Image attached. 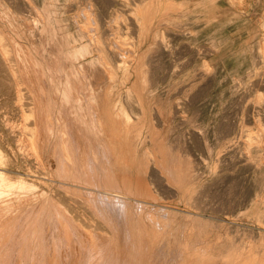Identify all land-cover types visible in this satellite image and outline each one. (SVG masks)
<instances>
[{
	"label": "rangeland",
	"instance_id": "374dc122",
	"mask_svg": "<svg viewBox=\"0 0 264 264\" xmlns=\"http://www.w3.org/2000/svg\"><path fill=\"white\" fill-rule=\"evenodd\" d=\"M21 1V2H20ZM30 1V0H29ZM28 1V2H29ZM34 1V2H33ZM75 3V5H74V3ZM77 1H78V3H77ZM82 1V2H81ZM93 1V2H92ZM111 1H112V3H111ZM115 1V2H114ZM31 0L30 1V4L32 5V7H33V10H36V11H38V12H36V13H34L33 14V11L32 10H28L27 11V9L26 8H24V0H0V6H2V7H0V12H2L1 13V15H0V35H4L3 36V38H4V42H6V44H7V47L10 49V54H9V56H10V58H11V60H12V65H13V67H14V69H15V73H17L15 76H16V78H18L17 79V81H19V83L18 84H20L21 83V81L23 82V84L21 83L19 86V88H20V91H21V93L23 94V97L25 96V98H23V102H22V105H24V106H20L17 102H16V98L14 97V90L15 89H12L13 87V82L11 83V81H12V79H11V77H10V74L7 72V70H5V68H3L4 67V65L2 64V61H1V57H0V150L4 153V155L6 156L5 158H6V160L10 163V166H12V167H10V170L13 172V173H11L12 175H14L15 177H22L23 179H25V181H27V185H25V186H23V187H21V186H16V187H11V188H5V190H4V194L5 195H2L1 196V200L2 201H4V203H8V205H5V207H4V203L2 202H0V210L2 211V213H1V211H0V218H1V220H0V230L1 229H3V230H1L0 231V257H2V258H0V262H1V264H10V262H14V263H11V264H34L35 262V264H38L39 262H40V264L42 263V264H51V262H52V260H53V257H52V251H53V248L50 246V242H48V245H47V241H50V238H48L49 236V232H47L46 230H47V226H49V223H56L57 221V219L61 216V219H63V217H62V215L63 216H65L64 217V220H66V221H68L69 219V221H68V226H69V229H71L72 228V230H70L71 232H72V234H74V236H73V238H77L76 240L74 239V241H75V243L72 245V248L73 249H75V251L77 250V252L80 254V251H78V249L77 248H81L83 245H82V241L81 242H79L80 240H78L79 238L80 239H84L85 238V235H86V237H87V240H88V242L90 243V244H94V243H99V244H101V246H104V250H105V257H107V258H111V257H113L114 259H116V261H118L119 262V264H123V261H121L123 258H124V260L126 261V263H128V264H147L146 263V261L148 262L149 261V263L148 264H154L155 263V261L153 262V260H154V258H153V255H157L158 253L157 252H159L160 251V249H162L163 247L164 248H170L171 246V248H170V251L172 252V250L173 249H176L177 247H180L181 245H183V242H187L188 241V243H190L189 245H191L192 247V249L191 250H198V248H200L198 245H201L202 243L204 244H206V243H211V244H216L217 245V247H221V246H227V245H230L231 243H233V244H240V245H245V246H248V245H256V247H261V246H263V248H264V244H263V242H262V240L264 239L262 236H264V134H262L261 133V129L262 130H264V128H262V127H264V114H262V115H258V111H256L257 110V108L255 107V109H254V107H253V105H252V103L255 101V100H257L258 99V96L259 95H262L263 97H264V94H262V93H264V65H263V63L261 62V60L259 59V56H260V58H261V52H260V50H261V47H262V45H264V0H186V2H185V0H147L148 1V4H146L147 3V1L146 0ZM127 1H129V2H127ZM130 1H131V3H130ZM135 1V2H134ZM137 1H138V3H137ZM141 1H143L144 2V4H143V2H141ZM241 1V2H240ZM4 2V3H3ZM73 3V5L71 4V3ZM79 2H80V4H79ZM88 3V6H87V3ZM91 2V3H90ZM150 2V3H149ZM153 2V3H152ZM175 2V3H174ZM181 4H180V3ZM3 3V4H2ZM14 3V4H13ZM23 3V4H22ZM36 3V4H35ZM83 3V4H82ZM94 3V4H93ZM98 3V4H97ZM111 3V4H110ZM135 3V4H134ZM137 3V4H136ZM152 3V4H151ZM185 3H187V4H185ZM201 3V4H200ZM245 3V4H244ZM248 3V4H247ZM2 4V5H1ZM5 4V5H4ZM57 4V5H56ZM100 4V5H99ZM113 4V5H112ZM6 5L8 6V7H10V8H8V7H6ZM11 5V6H10ZM13 5V6H12ZM71 5V6H70ZM76 5H78V6H76ZM84 5V6H83ZM89 8V9H91V11L86 7V6ZM90 5H92V6H90ZM121 5V6H120ZM125 7H124V6ZM137 5H138V9L141 11V9H142V13H143V17L141 18V22H140V20L138 21V24H137V22H135V24L133 25V24H130V23H132L131 21H130V17H131V14L129 13V10H130V8H134L135 6V8H137ZM166 5V6H165ZM236 5V6H235ZM249 5V6H248ZM22 6V7H21ZM52 6V7H51ZM84 8H83V7ZM93 6H95V7H93ZM123 6V7H122ZM126 6H128V7H126ZM141 6V7H140ZM147 6H149V10H150V12H152L151 13V15L149 16V18L148 19H150V20H148L147 18H145L144 17V12L145 11H143V10H147ZM187 7L186 9L184 8V7ZM240 6V7H239ZM59 7V8H58ZM71 7V8H70ZM75 9H74V8ZM79 7H81V8H79ZM145 7V9H143ZM152 7V8H151ZM156 7V8H155ZM173 7V8H172ZM179 7V8H178ZM181 7H182V9H181ZM239 7V8H238ZM7 9V11H6V9ZM13 8V9H12ZM17 8H19V9H17ZM23 8V9H22ZM67 8V9H66ZM151 8V9H150ZM156 9V11L154 10V9ZM248 8V9H247ZM3 9V10H2ZM12 9V10H11ZM26 11H25V10ZM83 9V10H82ZM88 11H87V10ZM103 9V10H102ZM117 9V10H116ZM120 9V10H119ZM236 9V10H235ZM10 10L12 11L11 13H10ZM14 10V11H13ZM16 10H17V13H16ZM20 10L22 11V12H20ZM69 12H68V11ZM72 10V11H71ZM93 10V11H92ZM110 10V11H109ZM152 10V11H151ZM166 10V11H165ZM187 10V11H186ZM221 10V11H220ZM242 10V11H241ZM19 11V12H18ZM24 11L26 12V13H24ZM31 11H32V13H31ZM40 11H41V13H40ZM67 11V12H66ZM71 11V12H70ZM80 13H79V12ZM84 11H86V12H84ZM97 11V14H99L98 16H100L101 18L102 17H105V18H102V20L104 21V19H105V21L104 22H101L102 20H101V18H100V21L97 19L98 18V16H95L94 14H96V13H92V12H96ZM109 11V12H108ZM116 11V12H115ZM117 11H120L121 13H119L118 12V17H115V16H117ZM164 11H165V13H164ZM243 11L246 13H243ZM14 12V13H13ZM49 12H50V14H49ZM57 12V13H56ZM83 12V13H82ZM104 12V13H103ZM127 12V13H126ZM155 12V13H154ZM183 12V13H182ZM188 12V13H187ZM6 14V16H5V14ZM21 13V14H20ZM39 13V15H37ZM113 13H116V14H113ZM216 13V14H215ZM11 14L14 16H11ZM29 14V15H28ZM31 14V15H30ZM41 14V15H40ZM53 14H55V15H53ZM59 16H58V15ZM80 14H82L81 16H83V14H87V15H89V16H91L92 14V18H95V19H97L96 21L97 22H99V23H107V21L109 22V23H111V24H114V23H117V24H115V25H120V26H124L125 25V27H123V30H124V35H122L123 33H122V31L123 30H121V37L122 36H125L124 38L122 37V39H125L126 41H127V38H129L128 39V41L127 42H129V40H130V42H131V44H133L134 45V49H135V46L137 45V50H138V52L139 53H141V55H140V58H141V61H142V59H143V64H142V62H141V67H142V69L144 70V74H145V76H144V74H143V76H142V78H143V82L144 83H146V85L149 87V85H150V87L148 88L143 82H142V87L141 86H139V91L141 92L144 88L143 87H147V89H144L140 94L141 95H143L142 97H141V95L139 94V98H140V104L141 105H139L138 107L137 106H135V104H133V103H127L126 104V102L125 101H123L124 100V95L126 96V91L125 90H127L128 89V87L130 86L131 88H132V86L133 85H135V84H141L140 82V80H136L135 79V76H136V73H133V72H131L130 73V77H132L131 79L129 78V76L127 77V79H125L124 78V81H125V83H122L123 82V74H122V71H116L117 73H116V75H117V77H118V79L120 80V83L118 84V87H116L115 88V90L113 89V93H112V98H111V102L109 101V103L108 104H106L105 105V110H106V112H105V114H106V116L108 117V120H106V126L105 127H107V131L108 132H106L105 131V128L102 130V129H99L100 127H98V124H99V122H98V119L97 118H99L100 116L102 117L103 116V110H101V109H103V104H102V98L101 97H103L105 94V90L106 91H108L107 90V88L109 89V87H108V84H106L107 83V78H105V77H107L106 75L107 74H105L104 72V67L103 66H101L102 64H101V62H99V60L98 59H95V58H97V56L96 55H94V54H92L91 55V53L89 54H86L87 52H89V51H87V50H85V48L83 49V47H82V45H84V44H82V42L81 41H79L78 39H77V37H78V33H79V28L83 25L82 23H83V20H82V18L83 17H81L80 16ZM96 14V15H97ZM124 15L123 17L122 16H119V15ZM155 14V15H154ZM257 14V15H256ZM20 15V16H19ZM27 17V19H26V17ZM35 15H37V16H35ZM44 15V16H43ZM52 15V16H51ZM63 15V16H62ZM112 15L114 16V17H112ZM129 15H130V17H129ZM152 15H154L152 18H150ZM239 15H241V17H238ZM262 15H263V17H262ZM3 17V19H2V17ZM4 16H5V18H4ZM16 16V17H15ZM18 16H19V18H21V20L19 19L18 20ZM21 16H23V17H21ZM32 16H33V18H32ZM40 16H42L43 18L42 19H46L45 21L43 20V21H41V17ZM61 16H62V18H61ZM72 17V20H71V18H69V17ZM75 16H77V17H75ZM79 16H80V18H81V20L82 21H80V20H76V19H80L79 18ZM187 16V17H186ZM238 17V18H235V17ZM7 17H9V18H7ZM36 17V18H35ZM51 17V18H50ZM75 17V18H74ZM107 17V18H106ZM11 18V19H10ZM17 18V19H16ZM23 18V19H22ZM30 18V19H29ZM39 20H38V19ZM54 18V19H53ZM120 18V19H119ZM170 18V19H169ZM184 18V19H183ZM231 19V21H229L230 19ZM2 19V20H1ZM8 19V20H7ZM32 19V20H31ZM36 19V20H35ZM50 19H52V20H50ZM66 19V20H65ZM108 19V20H107ZM115 19V20H114ZM119 19V20H118ZM123 19V20H122ZM128 19V20H127ZM145 20V21H142V20ZM261 19H263V20H261ZM5 20V21H4ZM8 22H7V21ZM15 20V21H14ZM25 20H27V21H25ZM35 20V21H34ZM37 20L38 21H41V22H37ZM49 20H50V22H49ZM54 20V21H53ZM62 20H65V23H64V21H62ZM111 20H112V22H111ZM118 20V21H117ZM126 20V21H125ZM148 20V21H147ZM187 20V21H186ZM15 23H14V22ZM31 21V22H30ZM34 22V24L37 26V27H34L35 25L33 24V22ZM75 21H77L76 23H75ZM79 21V22H78ZM115 21V22H114ZM117 21V22H116ZM121 21V22H120ZM165 21V22H164ZM259 21V22H258ZM20 22V23H22V24H20L19 23V25H17L18 23ZM27 24H29V22H30V24L29 25H31V26H29V25H25V23ZM37 22V23H36ZM45 22V23H44ZM48 22V23H47ZM67 22H68V24H67ZM123 22H125V23H123ZM126 22H127V24H129V26L128 27H126L127 25H126ZM144 22L145 23H147V24H144ZM148 22H150V23H148ZM161 24H160V23ZM180 22V23H179ZM187 22H188V24H187ZM17 23V24H16ZM42 25H41V24ZM47 23V24H46ZM65 25H64V24ZM81 23V25H79ZM120 23V24H119ZM140 23V24H139ZM159 23V24H158ZM165 23L167 24V25H165ZM10 24V25H9ZM33 24V25H32ZM44 24V25H43ZM49 24V25H48ZM75 24H77V25H75ZM175 24V25H174ZM177 24V25H176ZM178 24L181 26H178ZM17 25V26H16ZM21 25V27L19 28V26ZM23 25H24V28L25 29H27V30H25V29H23ZM47 25V26H46ZM66 25H68V27H65ZM135 25H136V27H135ZM138 25H139V27H138ZM161 25V26H160ZM183 25H186V26H183ZM10 26V27H9ZM26 26H29V29H31V28H33V29H31L30 31H32V33L29 31V29H28V27H26ZM39 26V27H38ZM45 26H46V29H45ZM54 28H53V27ZM80 26V27H79ZM142 28H141V27ZM144 26V27H143ZM157 26H159V27H157ZM171 26V27H170ZM6 27V28H5ZM11 27H12V29H11ZM15 27V28H14ZM92 27H94L93 25H92ZM172 27H174V28H176V27H178V28H176V29H174V28H172ZM188 27V28H187ZM261 27V28H260ZM18 28V29H17ZM36 28H38V29H36ZM62 28V29H61ZM67 28V29H66ZM128 28V29H127ZM132 30H131V29ZM138 28H139V30H138ZM143 28H144V30H143ZM181 28V29H180ZM37 30V32L35 33L34 32V30ZM45 29V30H44ZM54 29H55V31L57 30V32H56V34L54 35V33H55V31H54ZM76 29H78V30H76ZM103 28H101L100 29V31H99V33H101L100 35H102L103 37H105V32L106 31H104L105 29H103ZM168 29V30H167ZM179 29V30H178ZM15 30V31H14ZM22 30V31H21ZM35 30V31H36ZM43 30V31H42ZM126 30V31H125ZM130 30V31H129ZM137 30V31H136ZM161 30H163V31H161ZM172 30V31H171ZM181 30V31H180ZM189 30H191V31H189ZM4 31V32H3ZM24 31V32H23ZM27 33H26V32ZM43 33H42V32ZM44 31H45V33H44ZM69 31V32H68ZM104 31V32H103ZM141 31V32H140ZM145 33H144V32ZM170 31H171V33H170ZM188 31V32H187ZM40 32V33H39ZM47 32V33H46ZM51 32V33H50ZM54 32V33H53ZM67 32V33H66ZM131 32V33H130ZM139 32V33H138ZM160 32H161V34H160ZM166 32V33H165ZM170 34H168V33ZM190 32H192V34L191 35H189L190 34ZM26 33V34H25ZM66 33V34H65ZM127 33V34H126ZM141 33H143V35H145V37L141 34ZM153 33V34H152ZM177 33V34H176ZM6 34V35H5ZM9 34H10V36H9ZM27 34H29V35H27ZM40 34V35H39ZM48 34H50V35H48ZM53 34V35H52ZM70 36H69V35ZM129 34V35H128ZM138 34V36H136ZM167 34V35H166ZM176 34V35H175ZM180 34V35H179ZM183 34V35H182ZM25 35V36H24ZM33 37H32V36ZM34 35H36V36H34ZM47 35V36H46ZM53 36V37H51V39H50V36ZM57 35V36H56ZM67 35V36H66ZM120 35V34H119ZM128 35V36H127ZM131 35V36H130ZM149 35V37H147ZM157 37H156V36ZM1 36V37H2ZM5 36H6V38L8 37V40L5 38ZM39 36V37H38ZM45 36V37H44ZM59 36H60V38H59ZM69 36V37H68ZM152 36V37H151ZM162 36V37H161ZM165 36V37H164ZM36 37V38H35ZM55 37H56V39L58 40V43H57V40H55V42H54V40H52V39H55ZM58 37V38H57ZM65 39H64V38ZM67 37V38H66ZM71 37H73V38H71ZM137 37H138V39H137ZM144 37V38H143ZM161 37V38H160ZM168 37H170V39H173L172 40V43H171V40L168 38ZM18 38H19V40H18ZM27 38V39H26ZM33 38V39H32ZM39 38V39H38ZM44 38V39H43ZM75 38H76V41H74L75 40ZM163 38V39H162ZM9 39H10V41H9ZM29 39H32L31 41L29 40ZM50 41V40H52L51 42V45H50V42H47L48 40ZM61 39V40H60ZM133 39V40H132ZM137 39V40H136ZM139 39H141L140 41H139ZM145 39V40H144ZM152 39H154V40H152ZM170 41H169V40ZM26 40H28V41H26ZM33 40H35L34 41V43H33ZM38 42H37V41ZM46 40V41H45ZM64 40H65V42H64ZM70 40V41H69ZM142 40L144 41V42H142ZM152 40V41H151ZM156 40V41H155ZM160 40H162V41H160ZM261 40H263L262 42H261ZM8 41V42H7ZM42 41V42H41ZM60 41V42H59ZM74 41V42H73ZM133 41H135V42H133ZM29 42V43H28ZM31 42H32V45H31ZM75 42H77L76 44H75ZM129 42V43H130ZM155 42V43H154ZM158 42V43H157ZM160 42V43H159ZM166 42V43H165ZM170 42V43H169ZM10 43V44H9ZM13 43V44H12ZM15 43V44H14ZM19 45H17V44ZM21 43V44H20ZM41 44V46H42V48H44V50L41 48V46L39 45V44ZM44 43H45V46H44ZM46 43H48V44H46ZM60 43V44H59ZM62 43V44H61ZM74 43V44H73ZM150 43V44H149ZM163 43V44H162ZM169 43V44H168ZM261 43V44H260ZM34 44H36V45H34ZM58 44H59V46L61 47H59L58 46ZM70 44V45H69ZM78 44V45H77ZM138 44H139V46H138ZM153 44H156V47L154 48L153 46H155V45H153ZM158 44H159V46H158ZM167 44V45H166ZM182 44V45H181ZM213 44V45H212ZM21 45V46H20ZM26 45H27V47H26ZM31 45V46H30ZM36 46V47H34V46ZM39 45V46H38ZM46 45H48V46H46ZM73 45V46H72ZM76 45V46H75ZM142 45V46H141ZM149 45H151L150 47H149ZM153 45V46H152ZM186 45V46H185ZM199 45H200V47H199ZM203 45V46H202ZM13 46V47H12ZM23 46V47H22ZM37 46H38V49H37ZM44 46V47H43ZM49 46H51V47H49ZM67 46V47H66ZM191 46V47H190ZM19 47H21V48H19ZM29 47V48H28ZM34 47V48H33ZM48 47V48H47ZM56 47V48H55ZM72 47H75L73 50V53L76 55L78 52L77 51H79V49H81V47H82V51H83V54H84V57H83V54H82V52L81 51H79L80 53L79 54H77V56L79 55H81L82 54V56H80L79 57V59H81V57H83L81 60H77L76 58H78L77 56H75V59H76V61H77V63L76 62H74L75 60H74V57H73V59H71L72 58V56H70V58H69V54H68V50H70V48H72ZM152 47V48H151ZM207 47V48H206ZM210 47V48H209ZM215 47V48H214ZM24 48V49H23ZM36 48V49H35ZM43 51H41L40 49ZM49 48H51V49H49ZM55 48V49H54ZM78 48V49H77ZM140 48V49H139ZM160 49V50H158V49ZM163 48V49H162ZM166 48V49H165ZM173 48V49H172ZM202 48V49H201ZM26 49V50H25ZM56 49H59V50H56ZM61 49V50H60ZM77 51H76V50ZM147 49V50H146ZM179 49V50H178ZM207 49H209V50H207ZM14 50V52H12ZM19 50V51H18ZM28 50V51H27ZM34 50V51H33ZM45 50H47V51H45ZM52 50V51H51ZM55 51V53H52V52H54ZM144 50H146L145 52H147V53H145L144 52ZM172 50V52H169V51H171ZM178 50V51H177ZM200 50V51H199ZM205 52H204V51ZM254 50V51H253ZM259 50V51H258ZM21 51V52H20ZM23 51H25L24 53H23ZM31 51V52H30ZM51 51V52H50ZM84 51L86 52V53H84ZM148 51H149V53H148ZM155 51H156V53L158 54H156L155 53ZM163 51V52H162ZM180 51V52H179ZM213 51V52H212ZM218 51V52H217ZM244 51V52H243ZM257 51V52H256ZM18 52V53H17ZM19 52H20V54H19ZM28 52V53H27ZM39 52V53H38ZM44 52H45V54H44ZM46 52H48V54L46 53ZM57 52V53H56ZM75 52H77V53H75ZM187 52V53H186ZM202 52L204 53V54H202ZM254 52H255V54H254ZM15 55V56H18V57H15L13 54ZM26 53V54H25ZM44 54V56L47 54L48 56H46L47 58H44V56H43V54ZM51 55H50V54ZM154 53V54H153ZM199 53V54H198ZM209 53H211L210 55H209ZM259 53V54H258ZM19 54V55H18ZM22 54V55H21ZM32 54V55H31ZM35 56H37L38 57V59H39V62H40V64L39 65H36V63H35V61H33L34 59V55ZM38 54V55H37ZM40 54V55H39ZM42 54V55H41ZM55 54H56V56H55ZM58 54V55H57ZM74 54H72V55H74ZM86 54V55H85ZM150 54V55H149ZM151 54H152V56H151ZM156 54V55H155ZM161 54H162V56H163V58H161ZM206 54V55H205ZM49 55L51 56L49 59H48V57H49ZM53 55V56H52ZM89 55V56H88ZM177 55V56H176ZM259 55V56H258ZM15 58H14V57ZM28 56V57H27ZM32 56V57H31ZM57 56H58V59H57ZM85 56H87V57H85ZM93 56V57H92ZM144 56V57H143ZM165 56H167V57H165ZM171 58H170V57ZM179 56V57H178ZM14 59H13V58ZM22 57V58H21ZM27 57V58H26ZM181 57V58H180ZM190 57V58H189ZM20 58V59H19ZM31 59V61L29 60V59ZM144 58H145V60H144ZM148 58H150V59H148ZM183 58V59H182ZM187 58H188V61H187ZM18 59H19V62H16V61H18ZM45 61H44V60ZM46 59H48V60H46ZM71 59V60H70ZM91 59V60H90ZM162 59V60H161ZM170 59V60H169ZM174 59V60H173ZM20 60H22L21 62H22V64H21V62H20ZM51 60H52V62H51ZM57 60V61H56ZM73 60V61H72ZM94 62H93V61ZM98 60V61H97ZM147 60H151V61H147ZM154 60V61H153ZM214 60V61H213ZM30 61V62H29ZM70 61H72V62H74V63H72V62H70ZM83 61V62H82ZM92 61V62H91ZM153 61V62H152ZM187 61V62H186ZM258 61H260V62H258ZM27 62H29V64L27 63ZM61 62V63H60ZM67 62V63H66ZM86 62H87V64H86ZM92 63V65H91V63ZM96 62L98 63V67H96L97 66V64H96ZM171 62H172V64H173V66H171L172 64H171ZM182 62H184L183 64H182ZM190 62V63H189ZM17 63V64H16ZM48 63H56V64H51V66H50V64L48 65ZM65 63V64H64ZM112 63H113V61H112ZM146 63H148V65H149V63H150V65L151 66H154V67H151L150 65H149V67L148 66H146L147 64ZM152 63H153V65H152ZM207 63V64H206ZM255 63H258V64H256L255 65ZM14 64H16V66L14 65ZM25 64V65H24ZM28 64V65H27ZM30 64H32V65H30ZM60 65V66H56V65ZM85 64V66H83ZM88 64H90L89 65V67H87L88 66ZM162 64V65H161ZM165 64V65H164ZM179 64H180V66H179ZM185 64V65H184ZM186 64H188V65H186ZM190 64H191V66H190ZM208 66H210L211 68H209V66L207 67L206 65ZM21 65V66H20ZM48 65V66H47ZM53 65V66H52ZM55 65V66H54ZM81 65H82V67H84L83 69H82V67H81ZM143 65V66H142ZM177 65V66H176ZM216 65V66H215ZM24 66L26 67V70H24L25 68H24ZM32 66V67H31ZM35 66H37V67H35ZM64 66H67V68H68V70L71 68V70L68 72L67 71V68L66 67H64ZM77 66V67H76ZM92 66H94V67H96L97 69H95L94 67H92ZM163 66H164V68H163ZM184 66V67H183ZM185 66H186V68H185ZM206 66V67H205ZM17 67H19V68H17ZM31 67V68H30ZM52 67V68H51ZM65 68V70H63L64 68ZM70 67V68H69ZM79 67V68H78ZM81 67V68H80ZM100 67H103V68H100ZM169 67V68H168ZM178 67V68H177ZM256 67L258 68V69H256ZM37 68L39 69L38 71H37ZM53 68L55 69V70H53ZM78 71V73L75 71V69ZM80 69V70H78V69ZM92 68H94L93 70H90V69H92ZM99 68H100V70H99ZM145 68V69H144ZM150 69V71L152 72H150L149 71V69ZM162 69V70H159V69ZM175 68V69H174ZM181 68V69H180ZM202 68H203V70H202ZM207 70H206V69ZM209 68V69H208ZM217 68V69H216ZM222 68H224V69H222ZM17 69V70H16ZM22 69V70H21ZM30 69H32V70H30ZM33 69H34V71H33ZM102 69V70H101ZM146 69H147V71H146ZM156 69H158V71L156 70ZM176 69H178L177 71H175ZM214 69V70H213ZM21 70V71H20ZM27 70H29L28 72H27ZM41 70V72H39ZM59 70V71H58ZM82 70H87V71H89V72H87V71H85V72H83ZM97 70V71H96ZM142 70V71H143ZM153 70H154V72H153ZM184 70V71H183ZM201 70V71H200ZM205 70V71H204ZM209 70V71H208ZM260 70V71H259ZM5 71H6V73H5ZM20 73H19V72ZM36 71V72H35ZM62 71H64V72H66V76H65V73L64 72H62ZM73 73H72V72ZM80 71V72H79ZM93 71V72H92ZM166 71H168V72H166ZM174 71V72H173ZM207 71V72H206ZM255 71V72H254ZM259 71V72H258ZM31 72H34V73H31ZM56 73V74H54V73ZM94 72H95V74H94ZM147 72V73H146ZM150 72V73H149ZM259 74H258V73ZM38 73H40L39 75H38ZM60 73V74H59ZM63 73H64V75H63ZM76 73H77V75H76ZM90 75H89V74ZM96 73L99 75V76H97L96 75ZM100 73H102L101 75H100ZM166 73V74H165ZM195 73H198V75L197 74H195ZM202 73V74H201ZM215 73V74H214ZM250 73H252V74H250ZM4 74V75H3ZM5 74H6V76H5ZM20 76H19V75ZM71 74H72V76H71ZM92 74V75H91ZM93 74H94V76H93ZM121 74H122V77H121ZM148 76H147V75ZM150 74H151V76H152V78H151V76H150ZM154 74V75H153ZM156 74H159V77H158V75H157V77H156ZM161 74V75H160ZM204 74V76H205V74H206V76L204 77H202V75ZM208 74V75H207ZM263 74V75H262ZM24 75V76H23ZM40 75H42V76H40ZM51 75V76H50ZM71 77H70V76ZM80 77H79V76ZM84 75V76H83ZM88 75L89 76H93L92 78L91 77H88ZM103 75L105 76V77H103ZM128 75V74H127ZM165 75H167V76H165ZM53 76V77H52ZM57 76H58V78H57ZM62 76H63V78H62ZM68 76V77H67ZM101 76V77H100ZM153 76H155V77H153ZM200 76V77H199ZM209 76V77H208ZM241 76V77H240ZM2 77V78H1ZM10 77V78H9ZM20 77H22V79L20 78ZM29 77H31V79L29 78ZM36 77V78H35ZM42 77V78H41ZM52 77V78H51ZM149 77V78H148ZM189 77H190V79H189ZM35 78V80H33ZM57 78V79H56ZM70 78V79H69ZM72 78V79H71ZM81 78V79H80ZM88 78V80H86ZM90 78V79H89ZM121 78H122V80H121ZM165 78V79H164ZM167 78V79H166ZM198 78V79H197ZM243 78V79H242ZM2 79V80H1ZM9 79V80H8ZM20 79V80H19ZM27 80V82L29 83V85H28V83L26 82V80ZM37 79V80H36ZM56 79V80H55ZM84 80V82H83V80ZM98 79V80H97ZM101 79V80H100ZM104 79H106L105 81H104ZM150 79H153V80H151L150 81ZM154 79L156 80V81H154ZM201 79V80H200ZM238 79V80H237ZM42 80V81H41ZM45 80V81H44ZM64 80V81H63ZM65 80H67V81H65ZM68 80H70L69 82H72L73 83V81H74V84L77 86H75L74 84H72V83H69L68 82ZM78 80H82L81 82H79ZM90 80H92V81H90ZM93 80H94V82H93ZM95 80H97V81H95ZM128 82H127V81ZM147 80V81H146ZM162 80V81H161ZM164 80V81H163ZM169 80V81H168ZM190 80V81H189ZM193 80V81H192ZM259 80V81H258ZM260 80H261V82H260ZM2 81H4V82H6V83H4V82H2ZM31 81H33V82H31ZM34 81H35V83H34ZM90 81V82H89ZM134 81H136V82H134ZM138 81V82H137ZM192 81V82H191ZM203 81H206V82H203ZM237 81L239 82V83H237ZM244 81V82H243ZM9 82V83H8ZM77 82H79V83H77ZM82 82H83V84L84 85H86V86H84L83 84H82ZM95 82H97V83H95ZM100 82H102V83H100ZM106 82V83H105ZM153 82H155V83H153ZM163 82V83H162ZM187 82V83H186ZM188 82H189V84H188ZM195 82V83H194ZM197 82V83H196ZM202 82V83H201ZM236 82V83H235ZM7 83H8V85H7ZM34 83V84H33ZM36 83H37V85H36ZM134 83V84H133ZM175 83V84H174ZM199 83V84H198ZM206 83V84H205ZM9 84H11V85H9ZM53 84V85H52ZM61 84V85H60ZM96 84V85H95ZM100 86H98V85ZM123 84V85H122ZM144 84V85H143ZM153 84H154V86H153ZM193 84V85H192ZM245 84V85H244ZM252 84V85H251ZM255 84H257V85H255ZM262 84V85H261ZM26 85V86H25ZM33 85V86H32ZM63 85H65V86H63ZM69 85V86H68ZM74 85V86H73ZM187 85V86H186ZM193 86V87H191V86ZM197 85V86H196ZM250 85H251V87H250ZM258 85H260V86H258ZM5 86V87H4ZM8 86H9V88H11L12 90H11V92H10V89L8 88ZM28 86V87H27ZM43 86V87H42ZM67 86H68V88H70V90L69 91H71V92H69L68 91V88H67ZM105 87V88H103V89H101L102 87ZM125 86V87H124ZM185 86V87H184ZM190 86V87H189ZM4 89H3V88ZM23 87V88H22ZM24 87H27V89L29 90V96H28V93H27V89H25ZM31 87V88H30ZM33 87H36V89L35 88H33ZM73 87V88H72ZM76 87V89H74ZM88 87V88H87ZM90 87H93V89H91ZM143 88L142 90H141V88ZM196 87V88H195ZM204 87V88H203ZM247 87H250V88H247ZM254 87H256V88H258V89H254ZM43 90H42V89ZM66 88H67V90H66ZM83 88V89H82ZM86 88V89H85ZM158 88V89H157ZM174 88V89H173ZM183 88V89H182ZM189 88V89H188ZM198 88H201V89H198ZM236 88V89H235ZM247 88V89H246ZM253 88V89H252ZM7 89H8V92H7ZM32 89V90H31ZM35 89V90H34ZM41 89V90H40ZM71 89H73V91L71 90ZM89 89V90H88ZM92 91H91V90ZM103 90L104 92H101V90ZM155 89V90H154ZM157 89V90H156ZM251 89H252V91H251ZM26 90V91H25ZM86 92H85V91ZM161 90V91H160ZM165 90V91H164ZM170 90V91H169ZM171 90H173V91H171ZM184 90V91H183ZM185 90H186V92H185ZM200 90V91H199ZM256 90V91H255ZM41 91H43V93H45V94H41L42 92ZM53 91H55V92H53ZM90 93H89V92ZM94 91H95V93L97 94V95H95V93H94ZM145 91V92H144ZM157 91V92H156ZM164 91V92H163ZM167 91V92H166ZM178 92V94H181V95H178L177 94V92ZM182 91V92H181ZM190 91H193V92H190ZM236 91H238V93L236 92ZM258 91H259V93H258ZM10 92V93H9ZM59 92H60V94H59ZM82 92V93H81ZM83 92H85V93H83ZM98 92V93H97ZM101 92V93H100ZM144 92V94H142ZM153 92H154V94H153ZM161 92V93H160ZM181 92V93H180ZM186 94H185V93ZM190 93V94H188V93ZM196 94H195V93ZM240 92H242V93H240ZM249 92V93H248ZM252 92V93H251ZM262 92V93H261ZM5 93V94H4ZM8 93V94H7ZM38 93V94H37ZM70 93V94H69ZM74 94L73 96H71V94ZM94 93V97H92L91 95ZM115 93V94H114ZM199 93V94H198ZM236 93V94H235ZM240 93V94H239ZM256 93V94H255ZM257 93H258V95H257ZM11 94V95H10ZM28 96V97H26V95ZM31 94H33V95H31ZM66 94V95H65ZM101 94H103V95H101ZM147 94H148V96H147ZM202 94V95H201ZM244 94H246V95H244ZM253 94V95H252ZM4 95V96H3ZM39 95V96H38ZM101 95V96H100ZM117 95V96H116ZM121 95V96H120ZM146 95V96H145ZM154 95V96H153ZM160 95H161V97H160ZM164 95V96H163ZM184 95H185V97H184ZM194 95V96H193ZM196 95H198L197 97H196ZM234 95V96H233ZM244 95V96H243ZM30 96H32L31 98H30ZM54 96V97H53ZM62 96V97H61ZM66 96V97H65ZM68 96V97H67ZM87 96V97H86ZM152 96V97H151ZM191 96V97H190ZM196 97V98H193V97ZM231 96V97H230ZM243 96V97H242ZM247 96V97H246ZM250 96V97H249ZM9 97H11V98H9ZM34 97V99H32ZM38 97V98H37ZM40 97V98H39ZM42 97H43V99H42ZM61 97V98H60ZM76 97H77V99H76ZM116 97V98H115ZM146 97H148V98H146ZM150 97V98H149ZM159 97V98H158ZM163 97V98H162ZM176 97H177V99H176ZM189 97L190 98H192V100H190L189 99ZM241 97H242V101H243V99L245 98V101L244 102H242L241 101V103H240V101L239 100H241ZM257 97V98H256ZM45 98V99H44ZM65 98H69L68 100L67 99H65ZM79 98V99H78ZM161 98V99H160ZM166 98H168L169 100H167ZM251 98V99H250ZM28 99V100H27ZM33 100V102H32V100ZM39 99V100H38ZM40 99H42V100H40ZM58 99V100H57ZM64 102V104H63V102L61 101V100ZM74 99H76L75 101H76V103H75V101H74ZM81 99V100H80ZM149 99H152L151 101L149 100ZM165 99V100H164ZM173 99H175V100H173ZM180 99H181V101H180ZM188 99V100H187ZM196 99H197V102H196ZM31 100V101H30ZM57 100V101H56ZM64 100H66V101H68L69 103L67 104V102L66 101H64ZM77 100H80V101H77ZM84 100V101H83ZM88 100V101H87ZM117 100H119V102L117 103V105H115V103L117 102ZM147 100V101H146ZM166 100H167V102H166ZM178 100V101H177ZM193 100H194V102H193ZM247 100H249V102L250 103H248L247 102ZM252 102H251V101ZM35 101V102H34ZM39 101H40V103H39ZM83 101V102H82ZM98 101V102H97ZM150 101V102H149ZM157 101V102H156ZM169 101V102H168ZM180 101V102H179ZM188 102V105H187V102ZM236 101V102H235ZM27 102V103H26ZM32 102V103H31ZM58 102V103H57ZM80 102H82L81 103V105H80ZM85 102V103H84ZM87 102V103H86ZM90 102H92L93 104H94V106H95V108H94V106L92 105V103H91V105H90ZM96 102V103H95ZM146 102H149V105H148V103H146ZM153 102V103H152ZM162 102V103H161ZM172 102H174V103H172ZM179 102V103H178ZM194 103V105H193V103ZM246 102H247V104H246ZM17 103V104H16ZM38 103V104H37ZM99 104V105H96V104ZM160 103V104H159ZM175 103H177V104H179V105H177V104H175ZM184 103V104H183ZM232 103H234V104H232ZM238 103L239 104H241V105H239L238 106ZM14 104V105H13ZM60 104H61V106H60ZM69 104H70V106H69ZM130 106H129V105ZM175 104V105H174ZM29 105V106H28ZM35 105V106H34ZM67 105V106H66ZM81 106V108L82 109H80L79 107ZM84 105V106H83ZM159 105V106H158ZM191 105V106H190ZM244 105H245V108H244ZM10 106V107H9ZM30 106H32V107H34V109L32 108V107H30ZM54 106V107H53ZM70 107L71 109H72V113H74V115L71 113V109L69 110V108L67 109L66 107ZM93 106V107H92ZM97 106L99 107V108H97ZM118 106H119V108H118ZM122 106V107H121ZM131 106H133V107H131ZM135 106V107H134ZM149 106V107H148ZM155 106H156V108H155ZM169 106V107H168ZM175 106V107H174ZM236 106V107H235ZM243 107V109L241 108V107ZM251 106V107H250ZM28 107H30V108H28ZM43 107V108H42ZM63 107H64V109H63ZM85 109H84V108ZM160 109H158V108ZM166 109H165V108ZM177 107V108H176ZM179 107V108H178ZM240 107V108H239ZM42 108V109H41ZM81 111V110H83V111H78V109ZM97 108V109H96ZM115 108V109H114ZM132 108V109H131ZM149 108V109H148ZM154 108V109H153ZM181 108V109H180ZM3 109V110H2ZM11 111H10V110ZM22 109V110H21ZM23 109H25V110H23ZM31 109H33L34 110V114L32 113H30V112H32L31 111ZM98 109H99V111H98ZM176 111H174V110ZM245 109V110H244ZM249 109V110H248ZM7 110H8V112H7ZM29 110V111H28ZM36 110V111H35ZM63 110V111H62ZM65 110H66V112H65ZM87 110H89V111H87ZM92 110V111H91ZM94 110V111H93ZM101 110V111H100ZM109 110V111H108ZM125 110V111H124ZM143 110V111H142ZM154 110V112H152ZM156 110V111H155ZM159 110V111H158ZM171 110H172V112H171ZM195 110V111H194ZM4 111V112H3ZM6 111V112H5ZM43 111V112H42ZM68 111V112H67ZM70 111V112H69ZM159 113H158V112ZM163 111V112H162ZM166 111V112H165ZM190 111V112H189ZM194 111V112H193ZM244 111V112H243ZM246 111H248V112H246ZM18 112H19V114H18ZM23 112H27V113H29V114H31V115H29V114H26V113H23ZM42 112V113H41ZM48 112H49V115H47L48 114ZM63 112H65V113H67V114H65V113H63ZM77 112V113H76ZM85 112V113H84ZM96 112V113H95ZM97 112H98V114H99V112L101 113V115H97ZM170 112V113H169ZM189 112V113H188ZM225 112V113H224ZM5 113V114H4ZM12 115H11V114ZM80 113H82V115L80 114ZM112 113V114H111ZM117 113V114H116ZM122 113H123V115H124V117L127 115V118H125V119H127V120H130L131 121V124H134V122H135V124H137L136 122H138V127H136L137 128V130H135L134 131V136H133V140L131 141V143L129 144H127L126 142H125V140H124V138H123V134H124V132L120 129L121 128V124L122 125H125V122L127 121H125V119H123L124 117H123V115H122ZM125 113V114H124ZM132 115H131V114ZM155 113H156V115H155ZM158 113V114H157ZM166 113V114H165ZM173 113V114H172ZM182 113V114H181ZM186 113V114H185ZM243 113V114H242ZM21 114V115H20ZM25 114L26 115H28V116H26L28 119H26V118H24L25 117ZM43 115V117H41L42 115ZM58 114V115H57ZM65 114V115H64ZM71 116H70V115ZM87 114H88V116H87ZM92 114V115H91ZM115 114V115H114ZM120 114V115H119ZM152 114L155 116H152ZM160 114H162V115H160ZM177 114H179V116L177 115ZM185 114V115H184ZM196 114V115H195ZM237 114V115H236ZM253 114H255V115H253ZM6 115V116H5ZM8 115V116H7ZM33 115H34V117H33ZM38 115V116H37ZM45 115V116H44ZM62 115V116H61ZM84 115V116H83ZM130 115H131V117H130ZM151 115V116H150ZM165 115V116H164ZM175 116V118H174V116ZM192 115V116H191ZM196 116V118H195V116ZM256 115H258V116H256ZM9 116L11 117L10 119H9ZM20 116V117H19ZM24 116V117H23ZM35 116H37L36 118H35ZM51 118H49V117ZM61 116V117H60ZM72 116H74V118H72ZM80 116V117H79ZM88 118H86V117ZM120 116V117H119ZM122 116V117H121ZM157 116V117H156ZM163 116V117H162ZM169 116V117H168ZM186 116V117H185ZM193 116H194V119H193ZM231 118H230V117ZM242 116V117H241ZM254 116V117H253ZM2 117H6V118H2ZM22 117H23V119H22ZM31 117H32V119H31ZM44 117H45V119H44ZM57 117V118H56ZM68 117H69V119H68ZM70 117L72 118V120H70ZM117 117V118H116ZM132 117H135L134 119L136 120H134ZM143 117V118H142ZM159 117V118H158ZM165 117V118H164ZM183 117V118H182ZM198 117V118H197ZM226 117V118H225ZM243 117H244V119H243ZM256 117H258L259 118V123L257 122L258 121V118H256ZM33 118L34 119H36V120H33ZM40 118H42V119H40ZM49 118V119H48ZM65 118H66V120H65ZM81 118V119H80ZM84 118V119H83ZM92 118V119H91ZM103 118V117H102ZM115 118L117 119V120H115ZM130 118H132L133 119V121L130 119ZM138 120H137V119ZM141 118V119H140ZM170 118V119H169ZM173 118H174V120H173ZM224 118H225V120H224ZM238 118V119H237ZM250 118V119H249ZM261 118V119H260ZM263 118V119H262ZM4 119V120H3ZM9 121H8V120ZM16 120V122H15V120ZM24 119L26 120L25 122H24ZM44 119V120H43ZM57 119V120H56ZM62 119H64V123H63V120L61 121ZM90 119V120H89ZM100 119V118H99ZM155 119V120H154ZM162 119V120H161ZM187 119V121H185V120ZM190 119V120H189ZM197 119V120H196ZM247 121H246V120ZM13 120V121H12ZM21 120V121H20ZM30 120H32V121H30ZM49 120H50V122H49ZM69 120V121H68ZM74 120H76L75 122H74ZM81 120V121H80ZM89 120V121H88ZM122 122H121V121ZM148 120H150V121H148ZM157 120H159V122L160 121H163L162 122V124H161V122H160V125H159V122H156ZM166 120V121H165ZM172 120H173V122H172ZM238 120V121H237ZM243 120H245V122L243 121ZM3 121V122H2ZM30 121V122H29ZM35 121H36V124L37 125H35ZM42 121V122H41ZM44 121V122H43ZM53 121V122H52ZM56 121H57V123L60 125V127L62 128V126H63V128L62 129H60V127H59V125L57 126L56 124ZM72 121V122H71ZM84 123H83V122ZM93 121V122H92ZM110 122V124L108 123V122ZM140 121V122H139ZM145 121V122H144ZM154 121V122H153ZM180 121V122H179ZM183 121V122H182ZM190 121V122H189ZM193 121V122H192ZM198 121V122H197ZM225 121H227V122H225ZM230 121H232L231 123H230ZM235 121H236V123H235ZM18 122H19V124H18ZM21 122V123H20ZM23 122H24V124H23ZM67 122V123H66ZM73 123V124H71L70 126L68 125L69 123ZM80 122H82V124H80ZM89 122H91V123H89ZM133 122V123H132ZM143 122V123H142ZM181 122H182V125H180L181 124ZM185 122H187V123H185ZM189 122V123H188ZM192 122V123H191ZM196 122V123H195ZM223 122H224V127H226V128H230V130H231V132H228L229 130L228 129H226L225 128V130L228 132V134H227V132L224 130L222 133H220L219 132V134H218V127H220V126H223ZM240 122V123H239ZM242 122V123H241ZM10 123V124H9ZM26 123H28V124H31V123H33V124H31L30 126L28 125V124H26ZM52 123V124H51ZM63 123V124H62ZM67 125H66V124ZM76 123H77V125H76ZM89 123V124H88ZM95 123H97V124H95ZM155 124L154 126L153 125H151V124ZM239 123V124H238ZM245 125H244V124ZM246 123H249V124H246ZM252 123V124H251ZM255 123V124H254ZM258 123V124H257ZM14 124V126H12ZM23 124V125H22ZM39 124V125H38ZM62 124V125H61ZM84 124H85V126H84ZM120 124V128L117 130V128H118V125ZM142 124V125H141ZM167 124V125H166ZM179 126H178V125ZM185 124V125H184ZM191 124V126H189ZM227 124V125H226ZM228 124H230V125H232V126H230V125H228ZM234 124V125H233ZM242 124V125H241ZM25 125V126H24ZM52 125V126H51ZM66 125V126H65ZM74 125H76V126H74ZM89 125V126H88ZM92 125V126H91ZM94 125V126H93ZM147 125H149V127L147 126ZM166 125V126H165ZM184 125V126H183ZM196 125L199 127H196ZM200 125V126H199ZM237 125V126H236ZM247 125V126H246ZM251 125V126H250ZM253 125V126H252ZM258 125V126H257ZM260 125V126H259ZM9 126V127H8ZM10 126H11V128H10ZM18 126H19V128H18ZM28 126V127H27ZM36 128H34V127ZM50 126V127H49ZM74 126V127H73ZM114 128V129H109V128H112V127ZM140 126H143V127H140ZM153 126V127H152ZM155 126H156V128H155ZM194 126V127H193ZM244 126H245V129H244ZM250 126V127H249ZM5 127H6V129H5ZM13 127H14V129H13ZM22 127V128H21ZM32 127H33V129H35V130H33L32 129ZM65 127V128H64ZM71 127V128H70ZM88 127V128H87ZM93 127V128H92ZM96 127H98V128H96ZM109 127V128H108ZM158 127H159V129H158ZM175 127H177L176 128V130H174L175 129ZM182 127V128H181ZM196 127V128H195ZM214 127V128H213ZM231 127H232V129H231ZM247 127V128H246ZM260 128V129H256V128ZM39 128V129H38ZM46 128V129H45ZM59 128V129H58ZM75 128V129H74ZM85 128V129H84ZM87 128V129H86ZM90 128V129H89ZM95 128V129H94ZM144 128V129H143ZM169 128V129H168ZM203 128V129H202ZM249 128V130H247ZM250 128H252V129H250ZM12 129H13V131H12ZM15 129H16V132H15ZM18 129V130H17ZM28 129V130H27ZM48 129V130H47ZM51 129V130H50ZM77 129V130H76ZM99 129V130H98ZM153 129V130H152ZM163 129V130H162ZM172 129V130H171ZM186 129L188 130V131H186ZM197 129V130H196ZM204 129H206V130H204ZM237 129V130H236ZM30 130V131H29ZM31 130L33 131V132H31ZM45 130L48 132H45ZM62 130V131H61ZM85 132H84V131ZM88 130V131H87ZM89 130L91 131V132H89ZM95 130V131H94ZM98 130V131H97ZM109 130H111L110 132H109ZM121 130V131H120ZM142 130V131H141ZM155 130V131H154ZM191 130V131H190ZM235 130V131H234ZM246 131V133H245V131ZM257 130V131H256ZM260 130V131H259ZM13 133H11V132ZM21 131H22V133H21ZM24 131V132H23ZM27 131H28V133H27ZM34 131H35V134H34ZM43 131V132H42ZM51 133H50V132ZM60 131H61V133H60ZM64 131V132H63ZM72 131V132H71ZM73 131H75V132H73ZM137 131V132H136ZM167 131V132H166ZM172 133H171V132ZM197 131V132H196ZM235 133H234V132ZM3 132V133H2ZM39 134H38V133ZM45 132V133H44ZM62 132H63V134L64 135H62ZM66 132V133H65ZM69 132H71V133H69ZM77 132L78 133H80V135L79 134H77ZM83 132H84V134H83ZM96 134H95V133ZM99 132V133H98ZM139 132V133H138ZM140 132H143V133H140ZM154 132V133H153ZM155 132H156V136H154L153 134H155ZM169 132V133H168ZM173 132H175V133H173ZM185 132H187V133H184ZM190 132V133H189ZM192 132H194V133H192ZM202 132V133H201ZM205 132V133H204ZM240 133V135H239V133ZM249 132V133H248ZM251 132V133H250ZM260 132V133H259ZM42 133V134H41ZM101 133V134H100ZM112 133V134H111ZM121 133H123V134H121ZM136 133V134H135ZM149 133H150V136H149ZM153 133V134H152ZM158 133V134H157ZM201 133V134H200ZM207 133V134H206ZM223 133H224V135H223ZM229 133H230V136L231 137H229ZM242 133V134H241ZM253 133V135H251ZM10 134V135H9ZM14 134H17V135H14ZM19 134V135H18ZM24 134L26 135V134H28V135H26V136H24ZM30 134H32L33 136H37L38 137V140H36V136H35V138L32 136V135H30ZM47 136H46V135ZM57 134H59V135H57ZM94 136H98L97 138L96 137H94ZM138 134H140V136L138 135ZM166 134H168V135H166ZM218 134V135H217ZM258 134V135H257ZM13 135V136H12ZM24 137H23V136ZM71 135V136H70ZM75 137V139H76V141H77V143H76V141H75V139H74V137ZM88 135V136H87ZM160 135V136H159ZM171 135V136H170ZM183 135V136H182ZM201 135H203V136H201ZM220 135H222V136H220ZM226 135H227V137H226ZM242 135H244L242 138L240 137V136H242ZM250 135V136H249ZM5 137V139L4 138H2V137ZM15 136V137H14ZM30 136V137H29ZM49 136H52V137H49ZM83 138L84 136H86V137H84L83 139L81 138V137ZM108 136V137H107ZM135 136H137V138L135 137ZM138 136H139V138H138ZM152 136V137H151ZM167 136V137H166ZM178 136H180V137H178ZM182 136V137H181ZM238 136V137H237ZM256 136H257V138H256ZM259 136H261V139H260V137ZM14 139H13V138ZM16 137H18V138H16ZM23 137V138H22ZM28 137V138H27ZM31 137H33V138H31ZM49 137V138H48ZM60 137V138H59ZM67 137V138H66ZM70 137V138H69ZM72 137V138H71ZM104 137H105V139H104ZM248 137V138H247ZM254 137V138H253ZM22 138V139H21ZM82 140H81V139ZM89 138V139H88ZM92 138V139H91ZM110 138V139H109ZM122 138H123V142H122ZM146 138H148L149 140H147L146 141ZM152 138V139H151ZM164 138H166V139H164ZM169 138V139H168ZM184 138H186V140H184ZM206 138H207V142H206ZM220 138V139H219ZM227 138V139H226ZM238 138V139H237ZM239 138H240V140H239ZM244 138V139H243ZM251 138V139H250ZM7 139V140H6ZM25 141H24V140ZM28 139L30 140L31 139V141H33L32 143L30 142V141H28ZM33 139V140H32ZM55 139H56V146H54L55 145ZM62 139V140H61ZM71 139H73L72 141H71ZM78 139H80V142H78ZM97 139H99V140H97ZM100 139H102V140H100ZM138 139V140H137ZM157 140V141H155V140ZM161 139H163V141L161 140ZM174 139H175V142H172V141H174ZM183 139V140H182ZM224 139V140H223ZM243 139V140H242ZM245 139H246V141H245ZM256 139V140H255ZM257 139L259 140V141H257ZM4 140V141H3ZM22 140V141H21ZM34 140H36V141H34ZM42 140V141H41ZM92 142H91V141ZM95 140V141H94ZM104 140V141H103ZM113 140V141H112ZM165 140V141H164ZM176 140H177V142H176ZM225 140H227V141H225ZM238 140V141H237ZM242 140V141H241ZM250 140H251V142H250ZM15 141V142H14ZM24 141V142H23ZM47 141V142H46ZM49 141V142H48ZM60 141V142H59ZM63 141V142H62ZM94 141V142H93ZM100 141V142H99ZM105 143H103V142ZM138 141V142H137ZM149 141H150V143H149ZM167 141V142H166ZM186 141V142H185ZM190 141V142H189ZM218 141V142H217ZM229 141H231V142H229ZM235 141V142H234ZM263 141V142H262ZM3 144H2V143ZM17 142V143H16ZM30 142V144H28ZM36 142V143H35ZM40 142H42L41 143V145L42 146H39L40 145ZM62 142V143H61ZM67 144H66V143ZM70 144H69V143ZM86 142H90V143H86ZM109 144H108V143ZM134 142V143H133ZM142 142V143H141ZM154 142V143H153ZM156 142V143H155ZM157 142H159V143H157ZM161 142H162V144H161ZM165 142V143H164ZM183 142H185V143H183ZM223 142H226L225 143V145L227 146V147H229L228 145V143H230V145H232V147L231 148H234V149H236V150H241L242 148H246V150L247 149H250L252 152H253V154H254V156L256 157V159L258 158V160H259V163H256V165L255 164H252V165H248V164H244V162L242 163V162H240V160L239 159H234L233 161H229L228 159H224V152L223 153H221L222 155H219V157H220V159H219V161H218V159H217V154L215 155V153H216V150H217V147H218V145L220 144V145H222L223 144ZM234 142V143H233ZM246 142H249V144L248 143H246ZM254 142V143H253ZM257 142H260V143H262V144H259V143H257ZM10 145H9V144ZM21 143H22V145H21ZM49 144V145H47V144ZM63 143L65 144L64 146H63ZM73 143V144H72ZM81 145H80V144ZM95 143H96V145H98V146H95ZM145 143V144H144ZM182 143V144H181ZM203 143V144H202ZM222 143V144H221ZM245 143V144H244ZM253 145V146H251V144ZM6 144H8L9 146H7ZM17 144H19V146L20 147H18V145ZM34 144V145H33ZM58 144H59V146H58ZM62 144V145H61ZM74 144H76L75 145V147L76 148H74ZM86 144V145H85ZM94 145V147L95 148H93V145ZM102 144H104L103 146H104V148H106V149H104L103 147H101L102 146ZM132 144V145H131ZM153 144H155V145H153ZM181 144V145H180ZM206 144H208V145H210V146H208V145H206ZM241 144V145H240ZM255 144H257V145H255ZM258 144H259V146H258ZM5 145V146H4ZM26 145V146H25ZM30 145L32 146V147H34V149H35V151H34V153H32L33 152V148H31L30 147ZM53 145V146H52ZM73 145V146H72ZM79 145V146H78ZM84 145V146H83ZM118 145H120L121 147H119ZM131 145V146H130ZM138 145V146H137ZM142 146V149H141V146ZM157 145H159V146H157ZM166 145V146H165ZM174 145H177L178 147L176 148V146L174 147ZM184 145H187V146H184ZM199 145V146H198ZM236 145H238V146H236ZM248 145H250V146H248ZM255 145V146H254ZM24 147V150H23V147ZM48 146V147H47ZM63 146V147H62ZM70 146V147H69ZM126 146V147H125ZM139 146H140V148H139ZM153 146V147H152ZM162 146H164L163 148H162ZM168 146V147H167ZM173 146V147H172ZM182 147V149H181V147ZM236 146V147H235ZM242 148H241V147ZM259 148H258V147ZM10 149H9V148ZM18 147V148H17ZM27 149H26V148ZM37 147V148H36ZM40 147H42L41 148V150L43 151V153H42V151L40 150ZM53 147V148H52ZM58 147V148H57ZM77 147H81L80 149L82 150V152H81V150L79 149V148H77ZM85 147V148H84ZM97 147V148H96ZM157 147V148H156ZM185 147V148H184ZM239 147V148H238ZM253 147V148H252ZM8 148V149H7ZM15 150L14 152H13V150ZM19 150H21V152H22V150H23V152L20 154L19 153V151L17 150V149ZM29 148V149H28ZM39 148V149H38ZM48 148V149H47ZM56 148V149H55ZM61 150H60V149ZM74 148V149H73ZM100 148V150H98ZM113 148H115L114 150H113ZM128 148V149H127ZM147 148V149H146ZM148 148H150V149H148ZM172 148H174V149H172ZM187 148H188V150H187ZM38 149V150H37ZM46 149V150H45ZM62 149H63V151H62ZM65 149L68 151L67 153H68V155H69V157H70V160H66V157H63L64 155H66V151H65ZM75 149H78V150H76L77 152H78V154L77 155H75V152L73 153L72 151H75ZM87 150V153L88 154H86V150ZM121 149V150H120ZM136 149H138V150H135ZM162 151H161V150ZM166 149H168V150H166ZM171 150V152H170V150ZM176 149V150H175ZM211 149V150H210ZM12 150V151H11ZM29 152H28V151ZM69 150H71L70 152H69ZM90 150H93V152L92 151H90ZM96 150V151H95ZM99 152H98V151ZM131 150V151H130ZM150 150H152V151H150ZM154 150V151H153ZM157 150V151H156ZM158 150H160V151H158ZM175 150V151H174ZM179 150V151H178ZM183 150V151H182ZM185 150V151H184ZM191 150V151H190ZM209 150V151H208ZM11 151V152H10ZM37 151V152H36ZM53 151V152H52ZM59 152V153H61V152H64V153H61V154H59V153H56V152ZM100 151H101V154H100ZM106 151V152H105ZM107 151H108V153H107ZM148 151V152H147ZM164 151V152H163ZM175 153H173V152ZM193 151V152H192ZM13 152V153H12ZM28 152V153H27ZM40 152V153H39ZM51 152H52V154H51ZM55 152V153H54ZM76 152V153H77ZM80 152H81V154H82V157H80L81 155H79L80 154ZM83 152H84V154H83ZM92 152V153H91ZM95 152V153H94ZM115 152V153H114ZM123 152H124V154H123ZM147 152V153H146ZM159 153L158 155H157V153ZM180 153L181 154V152H183L182 154H183V156H182V158H181V156H180V154H178L177 155V153ZM187 152V153H186ZM211 152H212V155H211ZM25 155H24V154ZM27 153V154H26ZM32 153V154H31ZM35 153H38V155L37 154H35ZM42 153V154H41ZM94 153V154H93ZM104 153V154H103ZM144 155H143V154ZM151 153V154H150ZM156 153V154H155ZM162 153L164 154L165 153V155H162ZM169 154V155H167V154ZM185 153V154H184ZM188 153H189V155H188ZM14 154L15 155H17V156H14ZM29 154V155H28ZM57 154H59V155H57ZM63 154V155H62ZM73 154V155H72ZM100 154V155H99ZM119 154V155H118ZM137 156H136V155ZM149 154V155H148ZM154 154V155H153ZM173 156H172V155ZM181 154V155H182ZM192 154V155H191ZM206 154V155H205ZM14 157H13V156ZM27 155V156H26ZM34 155V156H33ZM36 155V156H35ZM55 155H57V156H55ZM71 155V156H70ZM89 155V156H88ZM92 155H94V156H92ZM105 155V156H104ZM108 156V158H107V156ZM110 155V156H109ZM123 155V156H122ZM135 155V156H134ZM146 155V156H145ZM148 155V156H147ZM185 155H188V156H185ZM196 155V156H195ZM21 156H23V158L21 157ZM31 156V157H30ZM37 156H40V158L39 157H37ZM43 156V157H42ZM52 156V157H51ZM55 158H54V157ZM60 156V157H59ZM62 156V157H61ZM73 156V157H72ZM83 156H87L86 157V161H84L85 160V157H83ZM92 156V157H91ZM98 156V157H97ZM102 156H104V158L105 159H107V160H105L104 158H102ZM122 156V157H121ZM155 156V157H154ZM157 156H160V158L159 157H157ZM168 156V157H167ZM172 157V159H171V157ZM175 156V159L173 158ZM192 156V157H191ZM202 156V157H201ZM222 156V157H221ZM39 158V160H40V162H42L43 163V165H44V169L42 170V172L41 173H38V171H41V170H39L40 169V167H38L39 165H38V162H37V159H34V158ZM89 157V159H87ZM126 157V158H125ZM147 157V158H146ZM149 157H150V159H149ZM154 157V158H153ZM162 157V158H161ZM179 157H180V159H179ZM184 157V158H183ZM185 157L187 158V160L185 159ZM191 157L192 158V160H191V158L189 159V158ZM202 159H201V158ZM21 158V159H20ZM28 158L30 159V160H28ZM57 158V159H56ZM72 158H74V159H72ZM77 160H76V159ZM80 158H82V159H80ZM101 158V160H99ZM118 158V159H117ZM133 158H135V159H133ZM142 158L144 159V160H142ZM165 158H169V159H165ZM199 158V159H198ZM263 158V159H262ZM11 159L13 160V161H11ZM17 159V160H16ZM47 159V160H46ZM59 159H61L62 160V162H60L61 160H59ZM65 159V161L63 162V160ZM79 159H80V161H79ZM84 159V160H83ZM104 161H103V160ZM110 159H112V161L110 160ZM148 160L149 159V165L150 166H148V162L146 161V160ZM156 161H155V160ZM158 159V160H157ZM165 159V160H164ZM189 159V160H188ZM38 160V161H39ZM58 160H59V162H58ZM76 160V161H75ZM82 160V161H81ZM88 160L92 163V165H91V163L90 162H88ZM96 160H98L97 162H96ZM127 160V161H126ZM153 160V161H152ZM162 160V161H161ZM175 160V161H174ZM180 160V161H179ZM197 160V161H196ZM205 160V161H204ZM213 160V161H212ZM221 160V161H220ZM26 161H27V163H26ZM57 161V162H56ZM66 161H67V163H66ZM72 161V162H71ZM79 162V164L80 165H82V166H80V165H78L77 163ZM84 161V162H83ZM123 161V162H122ZM132 161H134V162H132ZM142 161V162H141ZM146 161V162H145ZM164 161H167V162H164ZM183 161V162H182ZM186 161V162H185ZM195 161V162H194ZM204 161V162H203ZM224 162V164H223V162ZM238 161V162H237ZM15 162H17V163H15ZM21 162V163H20ZM35 162V163H34ZM37 162V163H36ZM50 162H52V163H50ZM68 162H70V163H68ZM74 162V163H73ZM75 162H76V164H75ZM87 162V163H86ZM101 162V163H100ZM105 162H106V164H105ZM108 162V163H107ZM115 162V163H114ZM155 162V163H154ZM160 162V163H159ZM163 162V163H162ZM169 162V163H168ZM221 162V163H220ZM56 163V164H55ZM59 163H60V165L62 164V169H61V167H60V169L58 170L57 168H59ZM65 163V164H64ZM82 163V164H81ZM84 163H85V165H84ZM90 163V164H89ZM100 163V164H99ZM103 163V164H102ZM127 163V164H126ZM129 163H130V165H129ZM135 163V164H134ZM147 163V166H145L144 164H146ZM153 163V164H152ZM166 163V164H165ZM184 163H186V164H184ZM189 165H188V164ZM191 163L194 165H191ZM202 165H201V164ZM206 163V164H205ZM229 163V164H228ZM27 164V165H26ZM36 164H37V166H36ZM46 164V165H45ZM68 164V166H66ZM71 166H70V165ZM76 165L77 166V168H76V166H74V165ZM96 164V165H95ZM97 164L99 165V167L97 166ZM109 164V165H108ZM111 164H112V166H111ZM114 164V165H113ZM118 164V165H117ZM158 164H160V166L161 167H159V165ZM175 165V166H178V167H182L183 168V170L185 171V167L184 166H186V168L187 169H189V172H187V169H186V173L189 175H186V180H184L183 182H181V183H179L178 182V177H176V175H174L172 172H169V171H171L170 169H169V167H170V165ZM180 164H182V165H180ZM204 164V165H203ZM222 164V165H221ZM227 164V165H226ZM22 165V166H21ZM23 165H25V166H27V167H29L30 166V168H27V167H25V166H23ZM48 165V166H47ZM92 168V173H91V171L89 170V166ZM103 165H105V167H107V168H105ZM119 165H120V167H119ZM165 165H167V166H165ZM188 165V166H187ZM214 165H217V166H214ZM37 168H36V167ZM65 166V167H64ZM72 166H74V167H72ZM84 166H88V167H84ZM93 166L96 168H93ZM109 166V167H108ZM119 168H118V167ZM126 166H128V167H126ZM138 166V167H137ZM145 166V167H144ZM154 166V167H153ZM155 166H157V167H155ZM214 166V167H213ZM242 166V167H241ZM20 167H22V168H20ZM24 167H25V169H24ZM31 167H32V169H31ZM45 167H47V168H45ZM80 167H81V169L82 168H86L85 170L84 169H82V172L80 171L79 172V169H80ZM100 167L101 168H104V169H102V170H100ZM130 167V168H129ZM149 168V170H148V168ZM151 167H152V169H151ZM162 167H163V169H162ZM192 167V168H191ZM197 167V168H196ZM201 167V168H200ZM216 167V168H215ZM228 167V168H227ZM233 167V168H232ZM35 168V169H34ZM50 168V169H49ZM68 168V169H67ZM74 168H75V170H74ZM88 168V169H87ZM90 168V169H91ZM99 168V169H98ZM123 168V169H122ZM127 168V169H126ZM145 168H147V170L149 171V173H148V171L145 169ZM154 168H156V169H154ZM159 168H161L160 170H163V171H165V172H163V171H161L162 173V175L161 176H159L160 174H158V173H160L159 172V170L158 169ZM167 168V169H166ZM181 168V169H182ZM196 168V169H195ZM199 168V169H198ZM28 169H30L32 172L30 173V174H28L27 173V171L26 170H28ZM37 169V170H36ZM67 169V170H66ZM71 169V170H70ZM80 169V170H81ZM93 169H95L94 170V173H93ZM112 169H113V171H112ZM137 171H136V170ZM151 169V170H150ZM194 169V170H193ZM198 169V170H197ZM201 169V170H200ZM227 169V170H226ZM44 170H46L45 172H44ZM58 170V171H57ZM65 170V171H64ZM73 170V171H72ZM77 170V171H76ZM88 170V175H87V173L86 172H84V171H87ZM98 172H97V171ZM105 170H108V171H106V173L104 172ZM117 170V171H116ZM124 170V171H123ZM135 170V171H134ZM157 170V171H156ZM167 170H168V172H167ZM196 170V171H195ZM210 170V171H209ZM212 170V171H211ZM69 171V172H68ZM74 171H75V173H74ZM110 171V172H109ZM111 171H112V175H111ZM143 173H142V172ZM146 171H147V173H146ZM217 171V172H216ZM238 171V172H237ZM44 172V173H43ZM59 172V173H58ZM60 172H61V174H60ZM63 172L65 173V175L63 176ZM97 172V173H96ZM103 173V175H102V173ZM117 172V173H116ZM139 173V175H138V173ZM153 172V173H152ZM154 172H158V173H154ZM33 173H34V175H36V176H34L33 175ZM47 173V174H46ZM51 174V176H50V174ZM67 173V174H66ZM70 173V174H69ZM77 173H79V174H77ZM82 173V174H81ZM89 173H90V175L92 174V176H90L89 175ZM99 173V174H98ZM108 173V174H107ZM128 173V174H127ZM141 173V174H140ZM198 173V174H197ZM24 174V175H23ZM27 174V175H26ZM41 175V177H40V175ZM45 174V176H43ZM69 174V175H68ZM74 174H76V175H74ZM81 174V175H80ZM93 174L95 175V176H93ZM127 174V175H126ZM144 174V175H143ZM148 174H150V175H148ZM173 174V175H172ZM204 174V175H203ZM215 174V175H214ZM231 174V175H230ZM242 174H244V175H242ZM28 175L30 176V178L28 177ZM33 175V176H32ZM47 175V176H46ZM62 175V176H61ZM68 175V176H67ZM72 175V176H71ZM84 175H86L85 177H82V176H84ZM97 175V176H96ZM100 175V176H99ZM105 175H106V177H105ZM109 175V176H108ZM111 175V176H110ZM116 175V176H115ZM138 175V176H137ZM140 175H141V177H140ZM147 175V176H146ZM165 177H164V176ZM194 175H196V177L194 176ZM200 175V176H199ZM216 175H217V177H216ZM220 175V176H219ZM53 176V177H52ZM59 176H61L60 177V179L58 178ZM80 176V177H79ZM99 176V177H98ZM103 176V177H102ZM115 176V177H114ZM127 176V177H126ZM136 176V177H135ZM143 176V177H142ZM168 176H169V178L170 179H168ZM199 178H198V177ZM36 177V178H35ZM39 177V178H38ZM43 177H45V178H43ZM51 177V178H50ZM55 177V178H54ZM62 177H63V179H62ZM82 177V178H81ZM94 177V178H93ZM109 177V178H108ZM132 177V178H131ZM138 177H139V179H138ZM149 177V178H148ZM154 177V178H153ZM167 177V178H166ZM176 177V178H175ZM222 177V178H221ZM35 178V179H34ZM70 178V179H69ZM78 178H79V181H78ZM86 178V179H85ZM87 178H90L89 180H87ZM98 178V179H97ZM112 178V179H111ZM124 179V180H122V179ZM148 178V179H147ZM174 180V181H176L177 180V182H175L174 183V181L172 180V179ZM189 178V179H188ZM41 179V180H40ZM43 179H44V182H43ZM46 179V180H45ZM84 179L85 180H87V181H84ZM110 179V180H109ZM128 179V180H127ZM137 179V180H136ZM142 179V180H141ZM152 179V180H151ZM234 179V180H233ZM34 180V181H33ZM60 180V181H59ZM65 180H67V181H65ZM71 180V181H70ZM73 180V181H72ZM96 181V182H94V181ZM108 180H109V182H108ZM112 180V181H111ZM122 180V181H121ZM157 181L156 182V184H154L155 182H153V181ZM162 180V181H161ZM196 180V181H195ZM217 180V181H216ZM221 180H222V182H221ZM39 181V182H38ZM45 181L48 183H46V185H45ZM53 181V182H52ZM65 181V183H63ZM78 183H82V185L81 184H76L77 182ZM82 181V182H81ZM101 181V182H100ZM103 181V182H102ZM114 181H115V183H114ZM150 181H152V182H150V183H152L151 185L149 184V182ZM171 181L174 183H171ZM192 181V182H191ZM207 181V182H206ZM236 181V182H235ZM242 181V182H241ZM73 182H75V183H73ZM85 184H84V183ZM98 182H99V184H98ZM117 182V183H116ZM127 182H128V184H127ZM136 182V183H135ZM139 182H140V184H139ZM142 182H144V184L142 183ZM147 182H148V184H147ZM163 182H168L167 184H165V186H163L164 184H163ZM170 182V183H169ZM186 182H188V184L186 183ZM195 182H196V184H195ZM210 182V183H209ZM226 182V183H225ZM231 182H233V183H231ZM246 182V183H245ZM31 183H33V185H31ZM52 183H54V185L52 184ZM61 183V184H60ZM71 183V184H70ZM94 183V184H93ZM101 183V184H100ZM139 185H138V184ZM206 183V184H205ZM212 183L214 184L213 186H215V187H213V186H211L212 185ZM217 183V184H216ZM231 183V184H230ZM234 183H236V184H234ZM34 184H36V185H34ZM51 184V185H50ZM96 184V186L97 187H94L93 185H95ZM118 184V185H117ZM147 184V185H146ZM158 184V185H157ZM171 184H173V185H171ZM187 185V186H185V185ZM200 184V185H199ZM231 186H230V185ZM30 185V186H29ZM43 185H45V186H43ZM49 187H48V186ZM57 185H59V186H57ZM64 185V186H63ZM80 185V186H79ZM101 185V186H100ZM113 185H117V186H115V188H114V186ZM125 185V186H124ZM136 185V186H135ZM144 185H145V187H147V189H148V191L151 193V194H147L144 190L146 189L145 187H144ZM152 185H153V187H152ZM155 185H156V187H155ZM194 185V186H193ZM197 185V186H196ZM232 185H234V186H232ZM26 186H29V188L27 187L26 188ZM62 186V188L63 189H65V190H63V192H62V188H60ZM66 186V187H65ZM83 186V187H82ZM86 186V187H85ZM88 186H90V187H88ZM119 186V187H118ZM134 188H133V187ZM181 186V187H180ZM189 186V187H188ZM204 187V189H202V187ZM238 187V189H237V187ZM32 187V188H31ZM33 187L35 188H37V189H35V190H32L33 189ZM45 187H47V188H45ZM74 187V188H73ZM102 187V188H101ZM117 187L118 188H120V190L122 191H120L119 189L117 190ZM129 187H131V188H129ZM138 187H139V189H138ZM158 187V188H157ZM168 187H169V189H168ZM184 187V188H183ZM226 187H228L227 189H226ZM230 187H231V189H230ZM236 187V188H235ZM26 188V189H25ZM31 188V192H27V189L29 190ZM40 188V189H39ZM56 188H57V190H56ZM67 188V189H66ZM68 188H70V189H68ZM95 188H97V189H95ZM103 188H105V189H103ZM108 188V189H107ZM110 188V189H109ZM177 188H179L180 189V191H179V189H177ZM199 188H201V189H199ZM214 188H216V189H214ZM260 188H261V190L262 191H260ZM10 189H11V191H10ZM12 189H15L14 191L12 190ZM19 189H22V190H19ZM47 189V190H46ZM49 189V190H48ZM55 189V190H54ZM72 189V190H71ZM74 189V190H73ZM78 189L79 190V192H78V194H77V192H76V190ZM85 190V191H83V190ZM87 189V190H86ZM93 189V190H92ZM98 189H101V190H98ZM109 190L108 192H107V190ZM128 189H130V190H128ZM163 189H165V190H163ZM173 189V190H172ZM175 189V190H174ZM185 190V191H183V190ZM199 189V190H198ZM206 189V190H205ZM210 190L211 192H209V193H206V191L207 190ZM237 189V190H236ZM61 190V191H60ZM69 190H71L72 192L74 191V193L76 192V194H74V193H69L70 191ZM77 190V191H78ZM92 190V191H91ZM98 190V191H97ZM117 190V191H116ZM133 192H132V191ZM134 190H138L137 192L138 193H136V191H134ZM141 190V191H140ZM164 192H163V191ZM193 190V191H192ZM198 190V191H197ZM208 190V191H209ZM213 190V191H212ZM218 190H220V193H218ZM226 190H227V192H226ZM11 193H10V192ZM17 191V192H16ZM20 193H22V194H20ZM22 191V192H21ZM26 191V192H25ZM30 191V190H29ZM43 192V191H45V192H43L42 194H41V192ZM54 191V192H53ZM56 191L57 192H60V193H56ZM87 191V192H86ZM120 191V192H119ZM166 191V192H165ZM169 191V195L167 194V192ZM170 191H172V193L170 192ZM201 191V192H200ZM207 191V192H208ZM242 191V192H241ZM6 192V193H5ZM7 192H8V194L10 195H8L7 194ZM62 192V193H61ZM65 192V193H64ZM86 192V193H85ZM89 192H93L92 194H89ZM95 192V193H94ZM98 192V193H97ZM100 192V193H99ZM118 194H117V193ZM160 192V193H159ZM162 192V193H161ZM202 192L205 194V196L206 197H203L204 196V194H202ZM229 192H230V195H229ZM254 192V193H253ZM38 193V194H37ZM40 193V194H39ZM44 193H45V195H44ZM69 193V194H68ZM83 194V196H82V194ZM97 193V194H96ZM108 193V194H107ZM122 193V194H121ZM142 193V194H141ZM143 193H144V195H143ZM159 193V194H158ZM172 195H171V194ZM215 193H216V195H215ZM221 193H222V195H221ZM224 193V194H223ZM242 193V194H241ZM3 194V193H2ZM14 195V197H12L13 195ZM16 194H18V195H16ZM52 194H55V195H53L52 196ZM65 194V195H64ZM87 194V195H86ZM102 195V197L103 196H107L105 199L107 200L108 199V196H109V199H108V201H106L104 198H102L101 199V195ZM111 194V195H110ZM115 194V195H114ZM138 194V195H137ZM140 194H141V196H140ZM164 194H166V195H164ZM193 194H194V196L196 197V198H194V196H193ZM199 194V195H198ZM217 194L219 195L220 194V196H217ZM240 194V195H239ZM15 195H16V197H15ZM19 195H23L24 196V198L26 197V199H24V198H22L21 196H19ZM35 197H34V196ZM36 195H38V196H36ZM67 195V197H65ZM74 195L76 196V198L74 197ZM79 195V196H78ZM82 196V199L84 200H78V199H81V196ZM89 195V196H88ZM90 195H91V197H93L94 195H95V197H93L92 199H93V202H94V200H95V202L94 203H92V199H90L91 197H90ZM93 195V196H92ZM96 195H98V197H96ZM149 195V196H148ZM198 197H197V196ZM201 195V196H200ZM211 195H213V197L211 196ZM229 195V196H228ZM5 196H8V197H5L6 199H7V201L5 202V198L4 197ZM34 198H33V197ZM41 196H43V197H41ZM57 196V197H56ZM58 196H62V197H64L65 198V200H64V198H59V200H61V201H59L58 200ZM69 196V197H68ZM70 196H72V197H70ZM86 196V197H85ZM113 196V197H112ZM114 196H116V197H114ZM125 196H127V197H125ZM134 196V197H133ZM149 198H148V197ZM150 196H151V198H150ZM166 196V197H165ZM167 196H170V197H167ZM172 196H174V197H172ZM186 196V197H185ZM211 196V197H210ZM217 197L216 199H215V197ZM3 197V198H2ZM11 197V198H10ZM19 198V200H18V198ZM36 197H38L37 199V201H36ZM90 197V198H89ZM99 197H100V199H99ZM112 197V199H110ZM117 197H119L120 198V200L121 201H119V198H117ZM141 197H143V198H141ZM146 197V198H145ZM152 197H154V198H152ZM161 197H162V199H161ZM172 197V198H171ZM220 197V198H219ZM223 197L225 198V199H223ZM236 197V198H235ZM8 198H9V200H8ZM14 198V199H13ZM24 199V200H22V199ZM31 198H33V199H35V200H33V199H31ZM40 198V199H39ZM56 198V199H55ZM70 198V199H69ZM72 198V199H71ZM87 198H89V199H87ZM96 198H98L97 200H96ZM117 198V199H116ZM126 198V201H127V203H125L126 201L124 200ZM136 200H135V199ZM139 198V199H138ZM182 198V199H181ZM197 198H198V201H197ZM201 198H202V200H201ZM203 198H205V199H203ZM206 198H208V199H206ZM211 198H214L213 200L211 199ZM231 198V199H230ZM5 199V200H4ZM18 201H17V200ZM87 201H86V200ZM114 199H116L115 200V202H114ZM128 199V200H127ZM147 199V200H146ZM150 199H152V201L150 200ZM186 199H187V201H186ZM194 199H195V201H194ZM210 199V200H209ZM13 200V201H12ZM27 200V201H26ZM47 200V201H46ZM57 200V201H56ZM69 200V202H66V201H68ZM73 200V201H72ZM89 200V201H88ZM109 200H112V202L110 201L109 202ZM132 200V201H131ZM134 200V201H133ZM140 200V201H139ZM144 200V201H143ZM158 200H161V201H159V202H157ZM165 200V201H164ZM170 200V201H169ZM191 200H193V202L191 201ZM204 200V201H203ZM207 200H209L208 202H207ZM211 200H212V202H211ZM216 202H215V201ZM222 200H224L223 202H221ZM226 200H228L227 202H226ZM235 200V201H234ZM239 200V201H238ZM10 201V202H9ZM15 201V202H14ZM17 201V202H16ZM21 201H22V204L23 205H21ZM25 201H26V204H25ZM32 201V202H31ZM33 201H35V202H33ZM81 201H83V203L81 202ZM91 201V202H90ZM99 201H106L107 203H109V205L106 203V205H105V203H101V202H99ZM125 201V202H124ZM139 201V202H138ZM178 201V202H177ZM180 201H181V203H180ZM215 203H214V202ZM237 201V202H236ZM12 202V203H11ZM20 202V204H18ZM30 202V203H29ZM47 202V203H46ZM58 202V203H57ZM63 202V203H62ZM80 204H84V205H86V203H87V205L86 206H84V205H80ZM89 202V203H88ZM114 202V203H113ZM118 202V203H117ZM120 202V203H119ZM122 202H124V203H122ZM135 202H137L136 204H135ZM142 202V203H141ZM144 202V203H143ZM147 202V203H146ZM151 202V203H150ZM171 202V203H170ZM183 202V203H182ZM186 204H185V203ZM187 202H188V204H187ZM189 202L191 203V204H189ZM204 202H206V203H204ZM226 202V203H225ZM233 203L234 202V204H232V206L233 207H235L236 206V208H233V207H231V204H229V203ZM17 203V204H16ZM61 203H62V206H61ZM76 203V204H75ZM96 203V204H95ZM100 203V204H99ZM110 203H112V208H113V210L112 209H110L111 207H110ZM118 205H117V204ZM145 203H146V205H145ZM207 203H209V205L210 206H207ZM211 203H212V205H211ZM217 203V204H216ZM223 204V205H221V204ZM237 203V204H236ZM3 204V205H2ZM52 204H54V205H52ZM71 204H73V205H71ZM78 204V205H77ZM101 204H102V206H101ZM114 204H116L117 206H119V205H121V207L119 206V207H116V205H114ZM123 204V205H122ZM125 204V205H124ZM132 204V205H131ZM135 204V205H134ZM138 204H141L140 206L142 207H140ZM159 204V205H158ZM204 204V205H203ZM227 204H228V206H227ZM250 204V205H249ZM10 205H12V207H14V209H12V207L10 206ZM15 205V206H14ZM18 205H20V206H18ZM26 205V206H25ZM27 205H29V206H27ZM80 205V206H79ZM96 206V210L94 209L95 208V206ZM103 205H104V207H103ZM126 205H129V208H128V206H126ZM190 205H191V207H190ZM193 205V206H192ZM201 205V206H200ZM204 207H203V206ZM214 205V206H213ZM219 205H221V209H220V207H219ZM224 205H226V206H224ZM3 206V207H2ZM6 206H8V207H6ZM23 206V207H22ZM35 206V207H34ZM73 206V207H72ZM75 206V207H74ZM77 206V207H76ZM79 206V207H78ZM84 206V207H83ZM91 206V207H90ZM108 206V207H107ZM122 206H123V208L125 209V210H123V208H122ZM146 206V207H145ZM157 206H159V207H162L161 209L159 208V207H157ZM198 206V207H197ZM217 206H218V208H217ZM224 206V207H223ZM229 206H230V208H229ZM239 206H240V208H239ZM25 207V208H24ZM58 207H61L60 209L58 208ZM82 207V208H81ZM89 207V208H88ZM92 207H93V209H94V211H92L93 209H92ZM103 207V208H102ZM105 207H107V209H105ZM200 210V211H198V209ZM201 207H203V208H201ZM242 207V208H241ZM40 208V209H39ZM56 208V209H55ZM81 208V209H80ZM90 209L89 211H87L88 209ZM143 208H145L146 210H144ZM149 210H148V209ZM164 208V209H163ZM166 208V209H165ZM171 208V209H170ZM190 208V209H189ZM191 208H194V210L193 209H191ZM205 208V209H204ZM226 208V209H225ZM10 211H9V210ZM24 209V210H23ZM34 209V210H33ZM65 209V210H64ZM67 209V210H66ZM83 209V210H82ZM98 209H100L99 211H98ZM109 209V210H108ZM137 209V210H136ZM144 210V212H143V210ZM160 209V210H159ZM168 209V210H167ZM201 209H204V210H201ZM225 209V210H224ZM235 209V210H234ZM249 209V210H248ZM5 210V213L3 212ZM8 210V211H7ZM18 210V211H17ZM28 210V211H27ZM30 210V211H29ZM56 210V211H55ZM60 211V212H58V211ZM80 210V211H79ZM112 210V211H111ZM117 212H116V211ZM128 210H130L129 212H128ZM135 210V211H134ZM151 210V211H150ZM155 210V211H154ZM161 210H163V211H161ZM182 210V211H181ZM194 212H196V211H198V212H196V213H194ZM215 210H217V211H215ZM228 210H231V214H229V212H228ZM234 210V211H233ZM251 210V211H250ZM15 211H17V213L15 212ZM19 211H20V213H19ZM32 211V212H31ZM66 211H68V212H66ZM87 213H86V212ZM92 212V214H91V212ZM104 211V212H103ZM139 211V212H138ZM187 211V212H186ZM202 211V212H201ZM205 211V212H204ZM208 211V212H207ZM220 211V212H219ZM246 211H247V213H246ZM8 212H9V215H7L8 214ZM12 212V213H11ZM28 212V213H27ZM53 212V213H52ZM56 212V213H55ZM66 212V213H65ZM83 212H85V213H83ZM88 212H90V213H88ZM99 212V213H98ZM101 212H102V214H101ZM105 212H107V213H105ZM111 212L113 213V215H111ZM115 212V213H114ZM123 212V216L121 215V216H119L120 214L119 213H122ZM124 212H125V214H124ZM162 214H161V213ZM171 212V213H170ZM210 212V213H209ZM216 212H218V214L216 213ZM226 212V213H225ZM7 213V214H6ZM16 213V215L17 216H15L14 214ZM44 213V214H43ZM58 213H60V214H58ZM70 213V214H69ZM79 213H81V214H79ZM116 213H118V215H116ZM138 213V214H137ZM144 213V214H143ZM149 213V214H148ZM194 213V214H193ZM222 213V214H221ZM223 213H225V214H223ZM238 213L239 214H241V213H244V216H243V214H241L240 216L238 215ZM4 214V215H3ZM12 214V215H11ZM26 214V215H25ZM30 214H31V216H30ZM38 215V221L36 222V217H35V215ZM39 214H40V216H39ZM49 214H50V216H49ZM83 214V215H82ZM89 214V215H88ZM128 214H130L129 215V217L128 218H126L125 220L124 219H122V218H125V217H127L128 216ZM145 214L147 215H149V220H150V222H151V224H150V222H149V220L148 219H145L146 218V216H145ZM169 214H171L169 217H168V215ZM173 214V215H172ZM196 214V215H195ZM201 214V215H200ZM228 214V215H227ZM57 215V216H56ZM69 215H72L73 217H71V216H69ZM76 215V216H75ZM92 215V216H91ZM99 215H100V217H99ZM107 215V216H106ZM116 215V216H115ZM132 215L133 216H135L134 218H132ZM147 215V216H148ZM163 217H162V216ZM165 215V216H164ZM176 215V216H175ZM193 215V216H192ZM194 215H195V217H194ZM225 215H227L228 216V218H226L227 216H225ZM238 215V216H237ZM11 218H10V217ZM21 216V217H20ZM25 216H26V218L28 217V219H30V220H28V219H26L25 218ZM83 216V217H82ZM87 216V217H86ZM88 216H90V217H88ZM114 216L115 217H117V218H114ZM141 216V217H140ZM187 216V217H186ZM200 216V217H199ZM218 218H217V217ZM224 216V217H223ZM230 216V217H229ZM243 216V217H242ZM247 216V217H246ZM255 216V217H254ZM14 217V219H15V221H11L12 220V218ZM23 217V218H22ZM31 217V218H30ZM55 217V218H54ZM85 217H86V219H85ZM92 217H95V218H92ZM97 217V218H96ZM107 217V218H106ZM120 217H122L121 219H120ZM143 217V218H142ZM172 217V218H171ZM177 217V218H176ZM210 217H211V219H210ZM216 219H215V218ZM234 217H240V219L239 218H237V219H235ZM250 217V219H248ZM5 218V220H3ZM9 218V219H8ZM19 220H17V219ZM22 218V219H21ZM33 218V219H32ZM45 218V219H44ZM49 218V219H48ZM50 218H52V219H50ZM54 218V219H53ZM78 218H81V219H78ZM87 218H89V219H87ZM104 218H105V220H104ZM113 218H114V220H113ZM151 218V219H150ZM166 221V223H165V221L163 220V219ZM190 218V219H189ZM191 218H194V219H196L197 220V218H198V222L199 221H201V223L199 222L198 224H196L197 223V221L196 220H193V219H191ZM208 218V219H207ZM232 218V219H231ZM242 218V219H241ZM68 219V220H67ZM72 219V220H71ZM77 220V222L76 221H74V220ZM93 219V220H92ZM116 219H118L117 221H116ZM119 219L120 220H124V221H126V223L123 221V223H122V221H119ZM141 219V220H140ZM152 219H154V221H155V219H156V221H158L157 223H154V221L152 220ZM158 219V220H157ZM207 219V222H205V220ZM240 221H239V220ZM23 220V221H22ZM33 220H35L34 222H36L35 224L40 228V230H38L37 231V237H39V238H37V239H39V241L41 242L40 243V245L39 246H37V248H35V239L33 240V241H31L30 243H31V245H30V243H29V241H30V236H31V233H32V229H33ZM48 220H51V222H49ZM96 220V221H95ZM102 220H104V221H102ZM110 220V221H109ZM128 220V221H127ZM130 220V221H129ZM132 220V221H131ZM136 220V221H135ZM149 222H147V221ZM191 220V221H190ZM193 220V221H192ZM210 220V221H209ZM234 220V221H233ZM11 221V222H10ZM29 221V223L27 224V222ZM32 221V222H31ZM75 222V225H74V222ZM82 221H83V223H85V224H83L82 223ZM95 221V222H94ZM99 222V223H96V222ZM100 221H101V224H100ZM109 221V222H108ZM113 221H115L116 222V224H115V222H113ZM119 221V222H118ZM139 221H140V223H141V225L140 226H138L139 225ZM164 221V222H163ZM173 221V222H172ZM181 221V222H180ZM241 221H242V223H241ZM247 221V222H246ZM2 222V223H1ZM5 222V223H4ZM9 222V223H8ZM13 222H15V223H13ZM78 222H79V224H78ZM107 222V223H106ZM112 222V223H111ZM121 222V225H119V223ZM129 222V223H128ZM131 222V223H130ZM134 222H135V225H133L134 224ZM153 222V223H152ZM162 222V224L161 225H164V226H166L165 227V230H162L161 228H159L158 229V226H157V232H156V229H155V225L154 224H158V223H161ZM192 222H193V224H192ZM195 222V223H194ZM209 222V223H208ZM213 223V225L211 224V227H210V223ZM219 222L221 223V224H219ZM13 223V224H12ZM22 223H23V225H22ZM31 223V224H30ZM45 223H46V225H45ZM73 223V224H72ZM77 223V224H76ZM106 224V226H105V224ZM128 223V224H127ZM182 223H184V224H182ZM263 223V224H262ZM34 224V225H35ZM42 224V225H41ZM58 224V223H57ZM56 224V225H57ZM72 224V225H71ZM115 224V225H114ZM127 226H125V225ZM146 226H144V225ZM153 224V225H152ZM168 224V225H167ZM171 224V225H170ZM191 224V225H190ZM194 224H195V227H194ZM201 224V225H200ZM2 225H3V227H2ZM9 225V226H8ZM11 225V226H10ZM18 225V226H17ZM22 225V226H21ZM26 225H30V226H28L29 228H28V231L27 232H23V230L25 229V226ZM55 225V226H56ZM82 225V226H81ZM87 225V226H86ZM103 227H101V226ZM108 225V226H107ZM159 225V224H158ZM170 225V226H169ZM172 225H174V226H172ZM189 225V226H188ZM201 226V228H200V226ZM216 225L218 226L217 228H216ZM221 225V226H220ZM228 226V228H227V226ZM13 226V227H12ZM16 226V227H15ZM19 226H20V228H19ZM72 226V227H71ZM74 226V227H73ZM80 226H81V228H80ZM96 226V227H95ZM98 226V227H97ZM118 226H120L121 228H123V227H125V228H123L124 230H121L120 229V227L118 228ZM136 228H135V227ZM176 226H178V227H176ZM185 226V227H184ZM199 226V227H198ZM204 226V227H203ZM237 226H239L238 228H237ZM7 229H6V228ZM83 227V228H82ZM87 227V228H86ZM108 227V228H107ZM140 227V228H139ZM153 227V228H152ZM172 227V228H171ZM187 227V228H186ZM192 227H194V228H192ZM220 227V228H219ZM234 229H233V228ZM238 229V230H236V228ZM248 227V228H247ZM9 228H11V229H9ZM16 228V229H15ZM113 228V229H112ZM115 228V229H114ZM135 228V229H134ZM142 228V229H141ZM168 228V229H167ZM174 228V229H173ZM199 228V229H198ZM214 228H216V229H214ZM224 228V229H223ZM227 228V229H226ZM9 229V230H8ZM23 229V230H22ZM46 229V230H45ZM76 229H77V231H76ZM80 229L82 230L81 232H80ZM85 229H87V230H85ZM103 229H105L104 231H103ZM118 229H120V230H118ZM127 229H128V232H127ZM143 229L145 230L146 229V231H143ZM155 229V231L153 232V230ZM176 229V230H175ZM189 229H190V232H189ZM191 229H192V231H191ZM197 231H196V230ZM202 229V230H201ZM203 229H204V231H203ZM208 229V230H207ZM212 229H213V231H212ZM85 232H84V231ZM90 230H94V231H96V233L93 231H90ZM107 230V231H106ZM112 230V231H111ZM113 230H115L114 231V234H113ZM116 230H118V234H120V232H121V236H120V238H119V236H118V234L116 233ZM138 230H139V232H138ZM160 230H161V233H159L160 232ZM173 230V231H172ZM180 230V231H179ZM183 230V231H182ZM232 230V231H231ZM233 230H235V231H233ZM243 230V231H242ZM250 230V231H249ZM255 232H254V231ZM4 231V232H3ZM7 231V232H6ZM10 231H11V234H10ZM21 231V232H20ZM31 231V232H30ZM87 231V232H86ZM103 231V232H102ZM109 231V232H108ZM123 231V232H122ZM126 233H125V232ZM150 231H152V232H150ZM159 231V232H158ZM170 231V232H169ZM176 231H177V233H176ZM185 231V232H184ZM206 231V232H205ZM209 231V232H208ZM231 231V232H230ZM237 231H239V232H237ZM248 233H247V232ZM257 231V232H256ZM1 232H3V234L1 233ZM16 232V233H15ZM79 232V233H78ZM85 234H84V233ZM105 232H108L109 234H111V235H109L108 233H105ZM112 232V233H111ZM167 232V233H166ZM171 232H173L172 233V235H170V233ZM184 232V233H183ZM196 232V233H195ZM218 232H220V233H218ZM242 232H243V234H242ZM251 232V233H250ZM259 232V233H258ZM263 232V233H262ZM4 233H5V235H4ZM20 233V234H19ZM23 233V234H22ZM45 233V234H44ZM77 233V234H76ZM83 233V235H81ZM86 233H89V234H86ZM94 233V234H93ZM101 235H100V234ZM103 233H104V235H103ZM128 233V234H127ZM150 233V234H149ZM155 233H159L158 235H156ZM165 233V234H164ZM176 233V234H175ZM183 233V234H182ZM197 233H198V235H197ZM204 233V234H203ZM226 235H225V234ZM231 233V234H230ZM245 233V234H244ZM253 233H254V235H253ZM260 233L262 234V235H260ZM48 234V235H47ZM78 234H79V236H78ZM96 234V235H95ZM115 236V235H117V236H113V235ZM123 234H126V235H123ZM147 234V235H146ZM169 234V239L167 238V235ZM175 234V235H174ZM206 234H207V236H206ZM240 234V235H239ZM249 234V235H248ZM10 235V236H9ZM24 235V236H23ZM42 235V236H41ZM75 235H76V237H75ZM89 235V236H88ZM99 235V236H98ZM103 235V236H102ZM106 235V236H105ZM108 235V236H107ZM160 235H162V238H161V236ZM180 237H182V238H180ZM200 235V236H199ZM202 235H204V236H202ZM216 237L217 235V238H218V240H217V238H215L214 236ZM234 235V236H233ZM238 235H239V238H241V242L238 240L239 238H238ZM243 235V236H242ZM247 235V236H246ZM252 235L254 236V238H250V237H252ZM259 235H260V237H259ZM9 236V237H8ZM16 236V238H14ZM18 236V237H17ZM22 238H21V237ZM45 236V237H44ZM84 236V238H82ZM96 236H98V237H100V236H102V237H100V238H98V237H96ZM105 236V237H104ZM111 236V237H110ZM124 236H126V237H124ZM130 236V237H129ZM136 236V237H135ZM150 236V238L149 239H151V240H148V238L147 237H149ZM158 236V237H157ZM172 236V237H171ZM175 236H176V239H175ZM212 236L214 237V240H211V238H212ZM225 236V237H224ZM227 236V237H226ZM241 236V237H240ZM245 236V237H244ZM249 236V237H248ZM3 237V238H2ZM8 237V238H7ZM23 237H25V238H23ZM110 237V238H109ZM113 237V238H112ZM144 237H146V238H144ZM208 237V238H207ZM243 237V238H242ZM262 237V238H261ZM10 238L11 239H13L12 240V243H11V240H10ZM17 238H18V240H17ZM21 238V239H20ZM29 238V239H28ZM92 238V239H91ZM93 238L95 239V240H93ZM102 238V239H101ZM105 238H107L106 240H105ZM109 238V239H108ZM118 238H119V240H118ZM123 240H122V239ZM156 238V239H155ZM161 240V244H160V246L162 247H159L158 245H159V243H160V240ZM166 238V239H165ZM170 238H171V240H170ZM174 240H177V241H172L173 239ZM184 238L186 239L185 241H183L184 240ZM206 238H207V240H206ZM236 238V239H235ZM248 238V239H247ZM257 238V239H256ZM261 238V239H260ZM4 239H6V240H4ZM19 239H20V241L22 242V243H24V244H20L21 242H19V243H17V241H19ZM101 239V240H100ZM121 239V240H120ZM144 241H143V240ZM166 241L167 239L169 240V242H168V240L165 242L164 240ZM213 239V238H212ZM223 239V240H222ZM253 239V240H252ZM10 240V241H9ZM28 240V241H27ZM42 240V241H41ZM118 240V241H117ZM125 240V241H124ZM127 240V241H126ZM157 240V241H156ZM163 240V241H162ZM182 240V241H181ZM194 240V241H193ZM217 240V241H216ZM229 242H228V241ZM238 240V241H237ZM257 240V241H256ZM3 241V242H2ZM5 241V242H4ZM10 243H9V242ZM99 241H101V242H99ZM107 243H106V242ZM109 241V242H108ZM114 241V242H113ZM121 241V242H120ZM123 241V242H122ZM130 241V242H129ZM157 243H156V242ZM199 241V242H198ZM202 241V242H201ZM254 241V242H253ZM259 241H261V242H259ZM264 241V240H263ZM6 242H8V245H7V243ZM27 242H28V244H27ZM46 242V243H45ZM105 242V244H103ZM140 242V243H139ZM153 242V243H152ZM169 243V245H168V243ZM174 242H177V243H175L174 244ZM178 242H182V244H179ZM198 243V244H194V243ZM226 242H227V244H226ZM239 242V243H238ZM257 242V243H256ZM261 244H259V243ZM2 243V244H1ZM133 243V244H132ZM143 243V244H142ZM148 243V244H147ZM221 245H220V244ZM223 243V244H222ZM256 243V244H255ZM13 244V245H12ZM18 244H19V246L21 247L22 246V250L21 249H19L18 250V248H14V246L16 245V246H18ZM111 244V245H110ZM121 244V245H120ZM122 244H124L123 246H122ZM128 244V245H127ZM138 244H139V246H138ZM152 246H151V245ZM153 244H156V245H154V246H157V247H155L154 248V246H153ZM164 244H165V246H164ZM167 244V245H166ZM170 244H171V246H170ZM174 244V245H173ZM178 246H177V245ZM219 244V245H218ZM259 246H258V245ZM3 245V246H2ZM5 245V246H4ZM37 245H38V243H37ZM62 245H64V246H66L65 245V243H63ZM82 245V246H81ZM144 245V246H143ZM146 245H148V246H151L149 249V251L148 250H146ZM163 245V246H162ZM180 245V246H179ZM28 246V247H27ZM32 246V247H31ZM49 246H50V249H49ZM76 246V247H75ZM100 246V245H99ZM119 246H121V247H119ZM138 246V247H137ZM170 246V247H169ZM198 246V247H197ZM2 247H5V248H2ZM7 247H8V249H7ZM114 247V248H113ZM136 247V248H135ZM142 247V248H141ZM158 247L160 248L159 250H158ZM175 247V248H174ZM24 248H26V249H24ZM30 248V249H29ZM33 248H34V250H33ZM48 248V249H47ZM127 248V249H126ZM163 248V249H164ZM197 248V249H196ZM4 249V250H3ZM17 251H16V250ZM28 249V250H27ZM35 249L36 250H38L39 251V253H38V251H35ZM110 249V250H109ZM114 251V252H112V250ZM151 249H153V250H155V252L153 251V250H151ZM162 249V250H163ZM11 250V251H10ZM26 250H27V253H26ZM30 250V251H29ZM41 250H43V251H41ZM123 250V251H122ZM158 250V251H157ZM161 250V251H162ZM8 251V252H7ZM12 251H14V252H18V253H16L17 255L15 256V253H13ZM111 251V252H110ZM116 251V252H115ZM125 251V252H124ZM146 251H147V253H146ZM6 252V255L4 254ZM34 252V253H33ZM37 252V253H36ZM41 252H43V253H41ZM47 252H50V253H47ZM110 252V253H109ZM124 252V253H123ZM127 252V253H126ZM145 252V253H144ZM7 253H9V255L7 254ZM22 253V254H21ZM33 253V254H32ZM78 253H76V258H77V260H78V257H79V255H78ZM115 253V254H114ZM157 253V254H156ZM12 254H14V255H12ZM153 254V255H152ZM24 255H25V257H26V259H25V257H24ZM42 255V256H41ZM6 256V257H5ZM8 256V257H7ZM35 256H37V257H35ZM117 256H119L118 258H117ZM171 255L169 254V256L168 255H166V259L167 260H171L172 258L170 257ZM14 257H16V258H14ZM18 257V258H17ZM32 257V258H31ZM40 257V258H39ZM126 257V258H125ZM149 257V258H148ZM169 257V258H168ZM6 258V259H5ZM10 259V260H8V259ZM12 258V259H11ZM22 260H21V259ZM34 258L36 259V260H34ZM42 258V259H41ZM64 258V259H63ZM62 259H60L59 261H60V264H64V262L63 261H66V262H68L69 264H72V263H70L72 260L71 259H69V258H67L68 260H65L66 259V257H63ZM80 258V257H79ZM119 258H121L120 260H119ZM171 258V259H170ZM5 259V260H4ZM14 259V260H13ZM16 259V260H15ZM18 259V260H17ZM127 259V260H126ZM138 259V260H137ZM7 260V261H6ZM80 260V259H79ZM151 260V261H150ZM6 263H5V262ZM23 262V263H20V262ZM44 261H45V263H44ZM120 261H121V263H120ZM16 262V263H15ZM27 262V263H26ZM31 262V263H30ZM62 262V263H61ZM59 264V263H58ZM80 264V263H79Z\"/></svg>",
	"mask_w": 264,
	"mask_h": 264
},
{
	"label": "bare ground",
	"instance_id": "6f19581e",
	"mask_svg": "<svg viewBox=\"0 0 264 264\" xmlns=\"http://www.w3.org/2000/svg\"><path fill=\"white\" fill-rule=\"evenodd\" d=\"M6 1V0H5ZM11 1V0H10ZM29 0H24V8H26L27 9V11L28 10H32L33 11V14L34 13H36V12H38V11H36V10H33V7H32V5L30 4V1L28 2ZM46 1V0H45ZM80 1V0H79ZM86 1V0H85ZM88 1V0H87ZM90 1V0H89ZM96 1V0H95ZM106 1V0H105ZM108 1V0H107ZM114 1V0H113ZM126 1V0H125ZM147 1V0H146ZM151 1V0H150ZM188 1V0H187ZM238 1V0H237ZM258 1V0H257ZM21 2V1H20ZM34 2V1H33ZM73 2V1H72ZM82 2V1H81ZM93 2V1H92ZM115 2V1H114ZM127 2H129V1H127ZM135 2V1H134ZM141 2H143V1H141ZM185 2H186V0H185ZM241 2V1H240ZM1 3V2H0ZM4 3V2H3ZM2 3V4H3ZM22 3V4H23ZM71 3V2H70ZM74 3V2H73ZM73 3H71L72 5H73ZM77 3H78V1H77ZM87 3V2H86ZM91 3V2H90ZM111 3H112V1H111ZM110 3V4H111ZM130 3H131V1H130ZM137 3H138V1H137ZM136 3V4H137ZM150 3V2H149ZM153 3V2H152ZM151 3V4H152ZM175 3V2H174ZM180 3V2H179ZM1 4V5H2ZM14 4V3H13ZM36 4V3H35ZM79 4H80V2H79ZM83 4V3H82ZM94 4V3H93ZM98 4V3H97ZM135 4V3H134ZM143 4H144V2H143ZM146 4H148V1H147V3ZM181 4V3H180ZM185 4H187V3H185ZM201 4V3H200ZM245 4V3H244ZM248 4V3H247ZM5 5V4H4ZM57 5V4H56ZM74 5H75V3H74ZM100 5V4H99ZM113 5V4H112ZM149 5V4H148ZM11 6V5H10ZM13 6V5H12ZM71 6V5H70ZM76 6H78V5H76ZM84 6V5H83ZM82 6V7H83ZM86 6V5H85ZM87 6H88V3H87ZM86 6V7H87ZM90 6H92V5H90ZM121 6V5H120ZM124 6V5H123ZM122 6V7H123ZM166 6V5H165ZM236 6V5H235ZM249 6V5H248ZM0 7H2V6H0ZM6 7H8L7 5H6ZM22 7V6H21ZM52 7V6H51ZM93 7H95V6H93ZM125 7V6H124ZM126 7H128V6H126ZM136 7V6H135ZM130 8V10H129V13L131 14V17H130V15H129V19H130V21L132 22V23H130V24H135V22H137V24H138V21L140 20V22H141V18L143 17V13L141 12L142 11V9H141V11L138 9L139 7H138V5H137V8ZM141 7V6H140ZM148 8H147V10H143V11H145L144 12V17L145 18H149V16L151 15V13L152 12H150V10H149V6H147ZM184 7V6H183ZM240 7V6H239ZM238 7V8H239ZM8 8H10V7H8ZM59 8V7H58ZM71 8V7H70ZM74 8V7H73ZM79 8H81V7H79ZM84 8V7H83ZM88 8V7H87ZM90 8V7H89ZM88 8V9H89ZM96 8V7H95ZM152 8V7H151ZM150 8V9H151ZM156 8V7H155ZM173 8V7H172ZM179 8V7H178ZM185 9L187 8V7H184ZM6 9V8H5ZM13 9V8H12ZM11 9V10H12ZM17 9H19V8H17ZM23 9V8H22ZM67 9V8H66ZM75 9V8H74ZM92 9V8H91ZM91 9H89L90 11H91ZM143 9H145V7L143 8ZM154 9V8H153ZM181 9H182V7H181ZM248 9V8H247ZM3 10V9H2ZM10 10V13L12 12ZM25 10V9H24ZM83 10V9H82ZM87 10V9H86ZM103 10V9H102ZM117 10V9H116ZM120 10V9H119ZM155 11H156V9H154ZM236 10V9H235ZM6 11H7V9H6ZM14 11V10H13ZM26 11V10H25ZM24 11V13H26ZM32 11H31V13H32ZM36 11V12H35ZM68 11V10H67ZM66 11V12H67ZM72 11V10H71ZM70 11V12H71ZM88 11V10H87ZM93 11V10H92ZM110 11V10H109ZM108 11V12H109ZM152 11V10H151ZM166 11V10H165ZM165 11H164V13H165ZM187 11V10H186ZM221 11V10H220ZM242 11V10H241ZM264 11V10H263ZM19 12V11H18ZM20 12H22L21 10H20ZM69 12V11H68ZM79 12V11H78ZM84 12H86V11H84ZM116 12V11H115ZM118 12L119 13H121L120 11H117V16H115V17H118ZM1 13L2 12H0V15H1ZM14 13V12H13ZM16 13H17V10H16ZM40 13H41V11H40ZM57 13V12H56ZM80 13V12H79ZM83 13V12H82ZM93 14L94 13H96L97 14V11L96 12H92ZM104 13V12H103ZM127 13V12H126ZM155 13V12H154ZM183 13V12H182ZM188 13V12H187ZM243 13H245L244 11H243ZM5 14V13H4ZM21 14V13H20ZM49 14H50V12H49ZM92 14V15H93ZM94 14L95 16H98L99 14ZM113 14H116V13H113ZM216 14V13H215ZM246 14V13H245ZM29 15V14H28ZM31 15V14H30ZM37 15H39V13L37 14ZM37 15H35V16H37ZM41 15V14H40ZM53 15H55V14H53ZM58 15V14H57ZM60 15V14H59ZM58 15V16H59ZM82 14H80V16H81ZM91 15V16H92ZM155 15V14H154ZM154 15H152L150 18H152ZM257 15V14H256ZM5 16H6V14H5ZM5 16H4V18H5ZM11 16H13L12 14H11ZM20 16V15H19ZM19 16H18V20L20 19L21 20V18H19ZM25 16V15H24ZM44 16V15H43ZM52 16V15H51ZM63 16V15H62ZM62 16H61V18H62ZM80 16H79V18H80ZM91 16H89V15H87V14H83V16H81V17H83L82 18V20H83V25L79 28V30L78 29H76V30H78L79 31V33H78V37H77V39L79 40V41H81L82 42V44H84V45H82V47H83V49L85 48V50H87V51H89V52H85L84 51V53H86V54H90L91 53V55L92 54H94V55H96L97 56V58H95V59H98L99 60V62H101V66H103L104 67V73L105 74H107L106 76L107 77H105L104 75H103V77H105V78H107V80L106 79H104V81L106 80L107 81V83L106 84H108V87H109V89L107 88V90L108 91H106L105 90V95L103 96V97H101L103 100H102V104H103V109H101V110H103V118L100 116L99 118H97L98 119V122H99V124H98V127H100L99 129H104L105 128V131L106 132H108L107 130V127H105L106 126V120H108V117L106 116V114H105V112H106V110H105V105L106 104H108L109 103V101L111 100V96H112V93L114 92L113 91V89L115 90V88L116 87H118V84L120 83V80L118 79V77H117V75H116V71H122V74H123V82L122 83H125V81H124V78L125 79H127V77L129 76V78L131 79L132 77H130V73L131 72H133V73H136V76H135V79L137 80H140L141 82V84L139 85L138 83L137 84H135V85H133L132 86V88L129 86L128 87V89L127 90H125L126 91V96L124 95V100L123 101H125L126 102V104L127 103H133V104H135V106H139V105H141L140 104V96H139V94L144 90V89H147V85H146V83H144L143 82V78H142V76H143V72H144V70L142 69V67H141V62L143 61V59H142V61H141V58H140V55H141V53H139L138 52V50H137V45L135 46V49H134V45L133 44H131V42H130V40H129V42H127L128 41V39L129 38H127V41L125 40V39H122V37L124 38L125 36H122L121 37V34L122 35H124V30H123V27H125V25L124 26H118V25H115V24H117V23H114V24H111V23H109L108 21H107V23H99V22H97L96 20L98 19L99 21H100V16H98V18L97 19H95V18H92ZM119 16H122L121 14L119 15ZM124 16V15H123ZM122 16V17H123ZM2 17V16H1ZM14 17V16H13ZM16 17V16H15ZM21 17H23V16H21ZM26 17V16H25ZM41 18V21H43L44 19H42L43 17L42 16H40ZM75 17H77V16H75ZM74 17V18H75ZM112 17H114L113 15H112ZM187 17V16H186ZM238 17H241V15H239ZM237 16L235 17V18H238ZM262 17H263V15H262ZM7 18H9V17H7ZM32 18H33V16H32ZM36 18V17H35ZM51 18V17H50ZM69 18H71V20H72V17L70 16ZM102 18H105V17H102ZM102 18H101V20H102ZM107 18V17H106ZM147 18V19H148ZM2 19H3V17H2ZM1 19V20H2ZM6 19V18H5ZM11 19V18H10ZM17 19V18H16ZM23 19V18H22ZM26 19H27V17H26ZM30 19V18H29ZM38 19V18H37ZM54 19V18H53ZM120 19V18H119ZM118 19V20H119ZM170 19V18H169ZM184 19V18H183ZM230 19V18H229ZM8 20V19H7ZM6 20V21H7ZM32 20V19H31ZM36 20V19H35ZM34 20V21H35ZM39 20V19H38ZM37 20V22H41V21H38ZM46 20V19H45ZM44 20V21H45ZM50 20H52V19H50ZM50 20H49V22H50ZM66 20V19H65ZM65 20H62V21H64V23H65ZM76 20H80V21H82L81 20V18L80 19H76ZM108 20V19H107ZM115 20V19H114ZM117 20V21H118ZM123 20V19H122ZM128 20V19H127ZM148 20H150V19H148ZM147 20V21H148ZM261 20H263V19H261ZM5 21V20H4ZM15 21V20H14ZM13 21V22H14ZM25 21H27V20H25ZM54 21V20H53ZM104 21H105V19H104ZM103 20L101 21V22H104ZM116 21V22H117ZM126 21V20H125ZM142 21H145L144 19L142 20ZM187 21V20H186ZM229 21H231V19L229 20ZM8 22V21H7ZM31 22V21H30ZM30 22H29V24H30ZM33 22V21H32ZM36 22V23H37ZM77 21H75V23H76ZM79 22V21H78ZM106 22V21H105ZM111 22H112V20H111ZM115 22V21H114ZM121 22V21H120ZM165 22V21H164ZM232 22V21H231ZM259 22V21H258ZM15 23V22H14ZM18 23V22H17ZM16 23V24H17ZM20 23V22H19ZM19 23L17 24V25H19ZM25 23V22H24ZM45 23V22H44ZM48 23V22H47ZM46 23V24H47ZM63 23V24H64ZM123 23H125V22H123ZM148 23H150V22H148ZM160 23V22H159ZM158 23V24H159ZM162 23V22H161ZM160 23V24H161ZM180 23V22H179ZM20 24H22V23H20ZM28 23L26 24L25 23V25H29ZM33 24H34V22H33ZM32 24V25H33ZM41 24V23H40ZM67 24H68V22H67ZM120 24V23H119ZM140 24V23H139ZM144 24H147V23H145L144 22ZM151 24V23H150ZM168 24V23H167ZM166 23H165V25H167ZM187 24H188V22H187ZM10 25V24H9ZM16 25V26H17ZM35 25V24H34ZM42 25V24H41ZM44 25V24H43ZM49 25V24H48ZM65 25V24H64ZM69 25V24H68ZM68 25H66L65 27H68ZM75 25H77V24H75ZM79 25H81V23L79 24ZM92 25L94 26V27H92ZM126 27H128L129 26V24H127V22H126ZM175 25V24H174ZM177 25V24H176ZM29 26H31V25H29ZM29 26H26V27H28V29H29ZM47 26V25H46ZM46 26H45V29H46ZM161 26V25H160ZM178 26H180L179 24H178ZM183 26H186V25H183ZM10 27V26H9ZM21 27V25L19 26V28ZM34 27H37L36 25L34 26ZM39 27V26H38ZM53 27V26H52ZM135 27H136V25H135ZM138 27H139V25H138ZM141 27V26H140ZM144 27V26H143ZM157 27H159V26H157ZM171 27V26H170ZM181 27V26H180ZM6 28V27H5ZM15 28V27H14ZM22 28V27H21ZM54 28V27H53ZM101 28H103V29H105L104 31H106L105 32V37H103L102 35H100L101 33H99V31H100V29ZM142 28V27H141ZM172 28H174V27H172ZM176 28H178V27H176ZM176 28H174V29H176ZM188 28V27H187ZM261 28V27H260ZM11 29H12V27H11ZM18 29V28H17ZM23 29H25L24 28V25H23ZM31 29H33V28H31ZM31 29H29V31L31 30ZM36 29H38V28H36ZM35 29V30H36ZM44 29V30H45ZM62 29V28H61ZM67 29V28H66ZM102 29V30H103ZM128 29V28H127ZM131 29V28H130ZM181 29V28H180ZM25 30H27V29H25ZM34 30V32L36 33L37 32V30L35 31ZM121 30H123L122 31V33H121ZM132 30V29H131ZM138 30H139V28H138ZM143 30H144V28H143ZM168 30V29H167ZM177 30V29H176ZM179 30V29H178ZM15 31V30H14ZM22 31V30H21ZM33 31V30H32ZM32 31H30L31 33H32ZM43 31V30H42ZM41 31V32H42ZM54 31H55V29H54ZM103 31V32H104ZM126 31V30H125ZM130 31V30H129ZM137 31V30H136ZM161 31H163V30H161ZM172 31V30H171ZM171 31H170V33H171ZM181 31V30H180ZM189 31H191V30H189ZM4 32V31H3ZM24 32V31H23ZM26 32V31H25ZM56 32H57V30L55 31V33H54V35L56 34ZM69 32V31H68ZM141 32V31H140ZM144 32V31H143ZM188 32V31H187ZM27 33V32H26ZM25 33V34H26ZM40 33V32H39ZM43 33V32H42ZM44 33H45V31H44ZM47 33V32H46ZM51 33V32H50ZM67 33V32H66ZM65 33V34H66ZM131 33V32H130ZM139 33V32H138ZM145 33V32H144ZM166 33V32H165ZM168 33V32H167ZM33 34V33H32ZM120 34V35H119ZM127 34V33H126ZM142 35H143V33H141ZM153 34V33H152ZM160 34H161V32H160ZM163 34V33H162ZM161 34V35H162ZM169 34V33H168ZM172 34V33H171ZM177 34V33H176ZM175 34V35H176ZM192 34V32H190V34L189 35H191ZM6 35V34H5ZM27 35H29V34H27ZM40 35V34H39ZM48 35H50V34H48ZM53 35V34H52ZM50 36V39H51V37H53V36ZM69 35V34H68ZM129 35V34H128ZM127 35V36H128ZM146 35V34H145ZM145 35H143L144 37H145ZM167 35V34H166ZM170 35V34H169ZM180 35V34H179ZM183 35V34H182ZM2 35H0V57H1V61H2V64L4 65V67L3 68H5V70H7V72L10 74V77H11V79H12V81H11V83L13 82V86L11 85V84H9V85H11L12 87V89H15L14 90V97L16 98V102L20 105V106H24V105H22V102L24 101L23 100V98H25V96L23 97V92L21 93V91H20V84L22 83L23 84V82L21 81V83L20 84H18L19 83V81H17V79L18 78H16V74L17 73H15V69H14V67H13V63H12V60H11V58H10V56H9V54H10V49L7 47V44H6V42H4V38H3V36L1 37ZM9 36H10V34H9ZM25 36V35H24ZM32 36V35H31ZM34 36H36V35H34ZM47 36V35H46ZM57 36V35H56ZM67 36V35H66ZM70 36V35H69ZM68 36V37H69ZM131 36V35H130ZM136 36H138V34L136 35ZM156 36V35H155ZM33 37V36H32ZM39 37V36H38ZM45 37V36H44ZM143 37V38H144ZM147 37H149V35L147 36ZM152 37V36H151ZM157 37V36H156ZM162 37V36H161ZM160 37V38H161ZM165 37V36H164ZM5 38H6V36H5ZM36 38V37H35ZM54 38V37H53ZM58 38V37H57ZM59 38H60V36H59ZM64 38V37H63ZM67 38V37H66ZM71 38H73V37H71ZM169 39H170V37H168ZM7 40H8V37L6 38ZM27 39V38H26ZM33 39V38H32ZM32 39H29L30 41L32 40ZM39 39V38H38ZM44 39V38H43ZM65 39V38H64ZM137 39H138V37H137ZM136 39V40H137ZM163 39V38H162ZM168 39V40H169ZM18 40H19V38H18ZM48 40V39H47ZM52 40H54V42H55V40H57L56 39V37H55V39H52ZM52 40H48L47 42H50V45H51V41ZM59 40V39H58ZM58 40H57V43H58ZM61 40V39H60ZM133 40V39H132ZM141 39H139V41H140ZM145 40V39H144ZM152 40H154V39H152ZM151 40V41H152ZM171 40V43H172V40L173 39H170ZM169 40V41H170ZM9 41H10V39H9ZM26 41H28V40H26ZM34 41L35 40H33V43H34ZM37 41V40H36ZM39 41V40H38ZM37 41V42H38ZM46 41V40H45ZM70 41V40H69ZM74 41H76V38H75V40ZM73 41V42H74ZM156 41V40H155ZM160 41H162V40H160ZM263 40H261V42H262ZM8 42V41H7ZM42 42V41H41ZM60 42V41H59ZM64 42H65V40H64ZM133 42H135V41H133ZM142 42H144L143 40H142ZM264 42V41H263ZM262 42V43H263ZM29 43V42H28ZM77 42H75V44H76ZM155 43V42H154ZM158 43V42H157ZM160 43V42H159ZM166 43V42H165ZM170 43V42H169ZM168 43V44H169ZM10 44V43H9ZM13 44V43H12ZM15 44V43H14ZM17 44V43H16ZM21 44V43H20ZM39 44V43H38ZM46 44H48V43H46ZM60 44V43H59ZM59 44H58V46H59ZM62 44V43H61ZM74 44V43H73ZM150 44V43H149ZM163 44V43H162ZM261 44V43H260ZM18 45V44H17ZM31 45H32V42H31ZM30 45V46H31ZM34 45H36V44H34ZM33 45V46H34ZM40 46H41V44H39ZM38 45V46H39ZM70 45V44H69ZM78 45V44H77ZM153 45H155V46H153ZM152 46L155 48L156 47V44H153ZM167 45V44H166ZM182 45V44H181ZM213 45V44H212ZM19 46V45H18ZM21 46V45H20ZM38 46H37V49H38ZM44 46H45V43H44ZM43 46V47H44ZM46 46H48V45H46ZM52 46V45H51ZM51 46H49V47H51ZM73 46V45H72ZM76 46V45H75ZM138 46H139V44H138ZM142 46V45H141ZM151 45H149V47H150ZM158 46H159V44H158ZM186 46V45H185ZM203 46V45H202ZM13 47V46H12ZM23 47V46H22ZM26 47H27V45H26ZM34 47H36V46H34ZM33 47V48H34ZM60 47V46H59ZM67 47V46H66ZM82 47H81V49H79V51H81L82 52V54H83V49H82ZM191 47V46H190ZM199 47H200V45H199ZM19 48H21V47H19ZM29 48V47H28ZM41 48H42V46H41ZM48 48V47H47ZM56 48V47H55ZM54 48V49H55ZM61 48V47H60ZM75 47H72V48H70V50H68V54H69V58H70V56H72V58L71 59H73V57H74V62H76L77 63V61H76V59L78 60L79 59V57L80 56H82V54L79 56H77V54H79L80 52L79 51H77L76 49V51L78 52H75V53H77L76 55L73 53V49H74ZM152 48V47H151ZM207 48V47H206ZM210 48V47H209ZM215 48V47H214ZM24 49V48H23ZM36 49V48H35ZM40 49V48H39ZM43 50H44V48H42ZM49 49H51V48H49ZM78 49V48H77ZM140 49V48H139ZM158 49V48H157ZM163 49V48H162ZM166 49V48H165ZM173 49V48H172ZM202 49V48H201ZM26 50V49H25ZM41 50V49H40ZM56 50H59V49H56ZM61 50V49H60ZM147 50V49H146ZM146 50H144V52L146 51ZM158 50H160V49H158ZM179 50V49H178ZM177 50V51H178ZM207 50H209V49H207ZM19 51V50H18ZM28 51V50H27ZM34 51V50H33ZM42 51V50H41ZM45 51H47V50H45ZM52 51V50H51ZM50 51V52H51ZM54 51V50H53ZM161 51V50H160ZM200 51V50H199ZM204 51V50H203ZM254 51V50H253ZM259 51V50H258ZM12 52H14V50L12 51ZM21 52V51H20ZM20 52H19V54H20ZM25 51H23V53H24ZM31 52V51H30ZM43 52V51H42ZM163 52V51H162ZM169 52H172V50L171 51H169ZM180 52V51H179ZM205 52V51H204ZM213 52V51H212ZM218 52V51H217ZM244 52V51H243ZM257 52V51H256ZM260 54H261V58H260V56H259V59L261 60V62L263 63V65H264V45H262V47H261V50H260ZM18 53V52H17ZM28 53V52H27ZM39 53V52H38ZM47 54H48V52H46ZM52 53H55V51L54 52H52ZM51 53V54H52ZM57 53V52H56ZM145 53H147V52H145ZM148 53H149V51H148ZM155 53H156V51H155ZM187 53V52H186ZM13 54V53H12ZM18 54V55H19ZM26 54V53H25ZM43 54V53H42ZM41 54V55H42ZM44 54H45V52H44ZM44 54H43V56H44ZM45 55L44 56V58H47L46 56H48V55ZM50 54V53H49ZM50 54V55H51ZM72 54H74V55H72ZM85 54V55H86ZM140 54V55H139ZM154 54V53H153ZM157 54V53H156ZM155 54V55H156ZM199 54V53H198ZM202 54H204L203 52H202ZM211 53H209V55H210ZM254 54H255V52H254ZM259 54V53H258ZM11 55V54H10ZM14 55V54H13ZM22 55V54H21ZM32 55V54H31ZM34 55V54H33ZM38 55V54H37ZM40 55V54H39ZM49 55V57H48V59L51 57ZM58 55V54H57ZM150 55V54H149ZM158 55V54H157ZM206 55V54H205ZM15 56V55H14ZM13 56V57H14ZM35 56V55H34ZM53 56V55H52ZM55 56H56V54H55ZM75 56H77L78 58H76L75 59ZM89 56V55H88ZM151 56H152V54H151ZM177 56V55H176ZM12 57V58H13ZM15 57H18V56H15ZM14 57V58H15ZM28 57V56H27ZM26 57V58H27ZM32 57V56H31ZM83 57H84V54H83ZM83 57H81V59L83 58ZM85 57H87V56H85ZM93 57V56H92ZM144 57V56H143ZM153 57V56H152ZM165 57H167V56H165ZM170 57V56H169ZM179 57V56H178ZM13 58V59H14ZM22 58V57H21ZM161 58H163V56H162V54H161ZM171 58V57H170ZM181 58V57H180ZM190 58V57H189ZM20 59V58H19ZM19 59H18V61H16V62H19ZM29 59V58H28ZM32 59V58H31ZM31 59H29L30 61H31ZM34 60L33 61H35V63H36V65H39L40 64V62H39V59H38V57L37 56H35L34 58H33ZM48 59H46V60H48ZM57 59H58V56H57ZM70 59V60H71ZM81 59H79V60H81ZM148 59H150V58H148ZM183 59V58H182ZM44 60V59H43ZM50 60V59H49ZM83 60V59H82ZM91 60V59H90ZM97 60V61H98ZM144 60H145V58H144ZM162 60V59H161ZM170 60V59H169ZM174 60V59H173ZM22 60H20V62H21ZM29 61V62H30ZM45 61V60H44ZM57 61V60H56ZM73 61V60H72ZM72 61H70V62H72ZM93 61V60H92ZM91 61V62H92ZM112 61H113V63H112ZM147 61H151V60H147ZM154 61V60H153ZM152 61V62H153ZM187 61H188V58H187ZM186 61V62H187ZM214 61V60H213ZM23 62V61H22ZM22 62H21V64H22ZM29 62H27L28 64H29ZM51 62H52V60H51ZM74 62H72V63H74ZM83 62V61H82ZM90 62V63H91ZM94 62V61H93ZM98 62V63H99ZM258 62H260V61H258ZM24 63V62H23ZM61 63V62H60ZM67 63V62H66ZM98 63L96 62V64H97V66L96 67H98ZM184 62H182V64H183ZM190 63V62H189ZM17 64V63H16ZM16 64H14L15 66H16ZM27 64V65H28ZM50 64V66H51V64H56V63H48V65ZM65 64V63H64ZM86 64H87V62H86ZM142 64H143V62H142ZM147 65L146 66H148L149 67V65H150V63H149V65H148V63H146ZM171 64H172V62H171ZM207 64V63H206ZM205 64V65H206ZM256 64H258V63H255V65ZM1 65V64H0ZM23 65V64H22ZM25 65V64H24ZM30 65H32V64H30ZM47 65V66H48ZM89 65L90 64H88V66L87 67H89ZM91 65H92V63H91ZM152 65H153V63H152ZM162 65V64H161ZM165 65V64H164ZM185 65V64H184ZM186 65H188V64H186ZM21 66V65H20ZM53 66V65H52ZM55 66V65H54ZM56 66H60L59 64L58 65H56ZM83 66H85V64L83 65ZM143 66V65H142ZM151 66V65H150ZM155 66V65H154ZM154 66H151V67H154ZM171 66H173V64L171 65ZM177 66V65H176ZM179 66H180V64H179ZM190 66H191V64H190ZM207 66V65H206ZM205 66V67H206ZM209 66V65H208ZM207 66V67H208ZM216 66V65H215ZM32 67V66H31ZM30 67V68H31ZM35 67H37V66H35ZM64 67H66L67 68V66H64ZM63 67V68H64ZM77 67V66H76ZM81 67H82V65H81ZM80 67V68H81ZM92 67H94V66H92ZM96 67H94L95 69H97ZM103 67H100V68H103ZM184 67V66H183ZM17 68H19V67H17ZM24 70H26V67L24 66ZM52 68V67H51ZM70 68V67H69ZM79 68V67H78ZM77 68V69H78ZM84 67H82V69H83ZM94 68H92V69H90V70H93ZM100 68H99V70H100ZM163 68H164V66H163ZM162 68V69H163ZM169 68V67H168ZM178 68V67H177ZM185 68H186V66H185ZM209 68H211L210 66H209ZM208 68V69H209ZM75 69V68H74ZM145 69V68H144ZM149 69V68H148ZM159 69V68H158ZM158 69H156L157 71H158ZM162 69H159V70H162ZM165 69V68H164ZM175 69V68H174ZM181 69V68H180ZM206 69V68H205ZM217 69V68H216ZM222 69H224V68H222ZM256 69H258L257 67H256ZM17 70V69H16ZM22 70V69H21ZM20 70V71H21ZM30 70H32V69H30ZM39 69L37 68V71H38ZM53 70H55L54 68H53ZM63 70H65V68L63 69ZM71 70V68L68 70V68H67V71L69 72ZM78 70H80V69H78ZM89 70V71H90ZM102 70V69H101ZM143 70V71H142ZM178 69H176L175 71H177ZM202 70H203V68H202ZM207 70V69H206ZM214 70V69H213ZM29 70H27V72H28ZM33 71H34V69H33ZM59 71V70H58ZM66 71V72H67ZM75 71L78 73V71L75 69ZM81 71V70H80ZM79 71V72H80ZM83 72H85V71H87V70H82ZM89 71H87V72H89ZM97 71V70H96ZM146 71H147V69H146ZM149 71H150V69H149ZM152 71V70H151ZM150 71V72H151ZM184 71V70H183ZM201 71V70H200ZM205 71V70H204ZM209 71V70H208ZM260 71V70H259ZM258 71V72H259ZM19 72V71H18ZM36 72V71H35ZM39 72H41V70L39 71ZM62 72H64V71H62ZM66 72H64L65 73V76H66ZM67 72V73H68ZM72 72V71H71ZM93 72V71H92ZM148 72V71H147ZM146 72V73H147ZM149 72V73H150ZM153 72H154V70H153ZM166 72H168V71H166ZM174 72V71H173ZM207 72V71H206ZM255 72V71H254ZM257 72V73H258ZM5 73H6V71H5ZM20 73V72H19ZM29 73V72H28ZM31 73H34V72H31ZM42 73V72H41ZM54 73V72H53ZM64 73H63V75H64ZM73 73V72H72ZM77 73H76V75H77ZM152 73V72H151ZM155 73V72H154ZM40 73H38V75H39ZM54 74H56V73H54ZM60 74V73H59ZM89 74V73H88ZM94 74H95V72H94ZM94 74H93V76H94ZM102 73H100V75H101ZM122 74H121V77H122ZM128 74V75H127ZM166 74V73H165ZM195 74H197L198 75V73H195ZM202 74V73H201ZM215 74V73H214ZM250 74H252V73H250ZM259 74V73H258ZM4 75V74H3ZM19 75V74H18ZM90 75V74H89ZM88 75V77H91V76H89ZM92 75V74H91ZM96 75L97 76H99L97 73H96ZM147 75V74H146ZM149 75V74H148ZM147 75V76H148ZM154 75V74H153ZM157 75H158V77H159V74H156V77H157ZM161 75V74H160ZM208 75V74H207ZM263 75V74H262ZM5 76H6V74H5ZM20 76V75H19ZM24 76V75H23ZM40 76H42V75H40ZM51 76V75H50ZM70 76V75H69ZM71 76H72V74H71ZM70 76V77H71ZM79 76V75H78ZM84 76V75H83ZM92 76V77H93ZM144 76H145V74H144ZM143 76V77H144ZM150 76H151V74H150ZM165 76H167V75H165ZM204 76V74L202 75V77ZM205 76H206V74H205ZM204 76V77H205ZM7 77V76H6ZM9 77V78H10ZM53 77V76H52ZM51 77V78H52ZM68 77V76H67ZM80 77V76H79ZM91 77V78H92ZM101 77V76H100ZM153 77H155V76H153ZM200 77V76H199ZM209 77V76H208ZM241 77V76H240ZM2 78V77H1ZM21 79H22V77H20ZM30 79H31V77H29ZM36 78V77H35ZM35 78L33 79V80H35ZM42 78V77H41ZM57 78H58V76H57ZM56 78V79H57ZM62 78H63V76H62ZM65 78V77H64ZM63 78V79H64ZM94 78V77H93ZM149 78V77H148ZM151 78H152V76H151ZM55 79V80H56ZM70 79V78H69ZM72 79V78H71ZM81 79V78H80ZM90 79V78H89ZM165 79V78H164ZM167 79V78H166ZM189 79H190V77H189ZM198 79V78H197ZM243 79V78H242ZM2 80V79H1ZM9 80V79H8ZM20 80V79H19ZM26 80V79H25ZM32 80V79H31ZM37 80V79H36ZM83 80V79H82ZM82 80H78L79 82H81ZM86 80H88V78L86 79ZM98 80V79H97ZM97 80H95V81H97ZM101 80V79H100ZM121 80H122V78H121ZM151 80H153V79H150V81ZM201 80V79H200ZM238 80V79H237ZM42 81V80H41ZM45 81V80H44ZM64 81V80H63ZM65 81H67V80H65ZM70 80H68V82H69ZM90 81H92V80H90ZM89 81V82H90ZM127 81V80H126ZM147 81V80H146ZM154 81H156L155 79H154ZM162 81V80H161ZM164 81V80H163ZM169 81V80H168ZM190 81V80H189ZM193 81V80H192ZM191 81V82H192ZM259 81V80H258ZM2 82H4V81H2ZM26 82H27V80H26ZM31 82H33V81H31ZM79 82H77V83H79ZM83 82H84V80H83ZM83 82H82V84H83ZM93 82H94V80H93ZM98 82V81H97ZM97 82H95V83H97ZM128 82V81H127ZM134 82H136V81H134ZM138 82V81H137ZM142 82L147 86L146 88L145 87H143V88H141L142 86ZM203 82H206V81H203ZM244 82V81H243ZM260 82H261V80H260ZM263 82V81H262ZM261 82V83H262ZM4 83H6V82H4ZM9 83V82H8ZM8 83H7V85H8ZM28 83V82H27ZM34 83H35V81H34ZM33 83V84H34ZM69 83H72V82H69ZM100 83H102V82H100ZM153 83H155V82H153ZM163 83V82H162ZM187 83V82H186ZM195 83V82H194ZM197 83V82H196ZM202 83V82H201ZM236 83V82H235ZM237 83H239L238 81H237ZM72 84H74V81H73V83ZM134 84V83H133ZM143 84V85H144ZM156 84V83H155ZM175 84V83H174ZM188 84H189V82H188ZM199 84V83H198ZM206 84V83H205ZM264 84V83H263ZM24 85V84H23ZM28 85H29V83H28ZM31 85V84H30ZM29 85V86H30ZM36 85H37V83H36ZM53 85V84H52ZM61 85V84H60ZM75 85V84H74ZM73 85V86H74ZM84 85V84H83ZM96 85V84H95ZM98 85V84H97ZM123 85V84H122ZM193 85V84H192ZM245 85V84H244ZM252 85V84H251ZM251 85H250V87H251ZM255 85H257V84H255ZM262 85V84H261ZM26 86V85H25ZM33 86V85H32ZM63 86H65V85H63ZM69 86V85H68ZM68 86H67V88H68ZM76 86V85H75ZM84 86H86V85H84ZM99 86V85H98ZM139 86H141L140 88H141V92L139 91ZM153 86H154V84H153ZM187 86V85H186ZM191 86V85H190ZM189 86V87H190ZM197 86V85H196ZM258 86H260V85H258ZM5 87V86H4ZM28 87V86H27ZM27 87H24L25 89H27ZM43 87V86H42ZM77 87V86H76ZM76 87L74 88V89H76ZM100 87V86H99ZM125 87V86H124ZM149 87H150V85H149ZM148 87V88H149ZM185 87V86H184ZM191 87H193V86H191ZM250 87H247V88H250ZM3 88V87H2ZM8 88H9V86H8ZM11 88H9L10 89V92H11ZM23 88V87H22ZM31 88V87H30ZM33 88H35L36 89V87H33ZM67 88H66V90H67ZM73 88V87H72ZM88 88V87H87ZM91 89H93V87H90ZM103 88H105L104 86L101 88V89H103ZM196 88V87H195ZM204 88V87H203ZM246 88V89H247ZM256 87H254V89H255ZM1 89V88H0ZM4 89V88H3ZM34 89V90H35ZM42 89V88H41ZM40 89V90H41ZM83 89V88H82ZM86 89V88H85ZM90 89V90H91ZM100 89V90H101ZM158 89V88H157ZM156 89V90H157ZM174 89V88H173ZM183 89V88H182ZM189 89V88H188ZM198 89H201V88H198ZM236 89V88H235ZM253 89V88H252ZM252 89H251V91H252ZM256 89H258V88H256ZM32 90V89H31ZM37 90V89H36ZM43 90V89H42ZM70 90V88H68V91ZM72 91H73V89H71ZM89 90V89H88ZM148 90V89H147ZM155 90V89H154ZM13 91V90H12ZM26 91V90H25ZM85 91V90H84ZM92 91V90H91ZM161 91V90H160ZM165 91V90H164ZM163 91V92H164ZM170 91V90H169ZM171 91H173V90H171ZM184 91V90H183ZM200 91V90H199ZM256 91V90H255ZM1 92V91H0ZM7 92H8V89H7ZM9 92V93H10ZM42 93V95L43 94H45V93H43V91H41ZM53 92H55V91H53ZM69 92H71V91H69ZM86 92V91H85ZM85 92H83V93H85ZM89 92V91H88ZM101 92H104L103 90H101ZM100 92V93H101ZM145 92V91H144ZM144 92L142 93V94H144ZM157 92V91H156ZM167 92V91H166ZM177 92V91H176ZM182 92V91H181ZM180 92V93H181ZM185 92H186V90H185ZM184 92V93H185ZM190 92H193V91H190ZM237 93H238V91H236ZM27 93H28V96L30 95L29 94V90L27 89ZM82 93V92H81ZM90 93V92H89ZM94 93H95V91H94ZM94 93L91 95L92 97H94L93 95H94ZM98 93V92H97ZM161 93V92H160ZM188 93V92H187ZM195 93V92H194ZM197 93V92H196ZM195 93V94H196ZM240 93H242V92H240ZM239 93V94H240ZM249 93V92H248ZM252 93V92H251ZM258 93H259V91H258ZM258 93H257V95H258ZM262 93V92H261ZM5 94V93H4ZM8 94V93H7ZM38 94V93H37ZM59 94H60V92H59ZM70 94V93H69ZM115 94V93H114ZM153 94H154V92H153ZM177 94H178V92H177ZM186 94V93H185ZM188 94H190V93H188ZM199 94V93H198ZM236 94V93H235ZM256 94V93H255ZM262 94H264V93H262ZM11 95V94H10ZM26 95V94H25ZM31 95H33V94H31ZM66 95V94H65ZM74 94L72 93L71 94V96H73ZM95 95H97L96 93H95ZM101 95H103V94H101ZM100 95V96H101ZM141 95V94H140ZM178 95H181V94H178ZM202 95V94H201ZM244 95H246V94H244ZM243 95V96H244ZM253 95V94H252ZM4 96V95H3ZM27 95H26V97H28ZM39 96V95H38ZM75 96V95H74ZM73 96V97H74ZM117 96V95H116ZM121 96V95H120ZM143 95H141V97H142ZM146 96V95H145ZM147 96H148V94H147ZM154 96V95H153ZM164 96V95H163ZM194 96V95H193ZM192 96V97H193ZM198 95H196V97H197ZM234 96V95H233ZM242 96V97H243ZM32 96H30V98H31ZM54 97V96H53ZM62 97V96H61ZM60 97V98H61ZM66 97V96H65ZM68 97V96H67ZM87 97V96H86ZM152 97V96H151ZM160 97H161V95H160ZM184 97H185V95H184ZM191 97V96H190ZM189 97V99L190 100H192V98H190ZM196 97H193V98H196ZM231 97V96H230ZM242 97H241V100H239L240 101V103H241V101H242ZM247 97V96H246ZM245 97V98H246ZM250 97V96H249ZM9 98H11V97H9ZM38 98V97H37ZM40 98V97H39ZM116 98V97H115ZM146 98H148V97H146ZM150 98V97H149ZM159 98V97H158ZM163 98V97H162ZM198 98V97H197ZM245 98L243 99V101L242 102H244L245 101ZM257 98V97H256ZM32 99H34V97L32 98ZM31 99V100H32ZM42 99H43V97H42ZM42 99H40V100H42ZM45 99V98H44ZM65 99H67V98H65ZM69 99V98H68ZM67 99V100H68ZM76 99H77V97H76ZM76 99H74V101L76 100ZM79 99V98H78ZM161 99V98H160ZM167 100H169L168 98H166ZM176 99H177V97H176ZM251 99V98H250ZM28 100V99H27ZM30 100V101H31ZM39 100V99H38ZM58 100V99H57ZM56 100V101H57ZM61 100V99H60ZM63 100V99H62ZM61 100V101H62ZM81 100V99H80ZM80 100H77V101H80ZM150 101L152 100V99H149ZM165 100V99H164ZM167 100H166V102H167ZM173 100H175V99H173ZM188 100V99H187ZM64 101H66V100H64ZM69 101V100H68ZM68 101H66L67 102V104L69 103ZM84 101V100H83ZM82 101V102H83ZM88 101V100H87ZM147 101V100H146ZM149 101V102H150ZM153 101V100H152ZM178 101V100H177ZM180 101H181V99H180ZM179 101V102H180ZM251 101V100H250ZM32 102H33V100H32ZM31 102V103H32ZM35 102V101H34ZM63 102V101H62ZM82 102H80V105H81V103ZM98 102V101H97ZM111 102V101H110ZM119 102V100H117V102L115 103V105H117V103ZM149 102H146V103H148V105H149ZM157 102V101H156ZM169 102V101H168ZM178 102V103H179ZM187 102V101H186ZM193 102H194V100H193ZM192 102V103H193ZM196 102H197V99H196ZM236 102V101H235ZM247 102L248 103H250L249 102V100H247ZM247 102H246V104H247ZM252 102V101H251ZM16 103V104H17ZM27 103V102H26ZM39 103H40V101H39ZM58 103V102H57ZM75 103H76V101H75ZM78 103V102H77ZM76 103V104H77ZM85 103V102H84ZM87 103V102H86ZM91 103L92 102H90V105H91ZM96 103V102H95ZM153 103V102H152ZM162 103V102H161ZM172 103H174V102H172ZM38 104V103H37ZM63 104H64V102H63ZM160 104V103H159ZM175 104H177V103H175ZM174 104V105H175ZM184 104V103H183ZM232 104H234V103H232ZM14 105V104H13ZM79 105V106H80ZM92 105L94 106V104L92 103ZM96 105H99L98 103L96 104ZM129 105V104H128ZM177 105H179V104H177ZM187 105H188V102H187ZM193 105H194V103H193ZM239 105H241V104H239L238 103V106ZM248 105V104H247ZM252 105H253V107H254V109H255V107L257 108V110L256 111H258V115H262V114H264V97L262 96V95H259L258 96V99L257 100H255L253 103H252ZM29 106V105H28ZM35 106V105H34ZM60 106H61V104H60ZM67 106V105H66ZM69 106H70V104H69ZM66 107L67 109L69 108V110L71 109L70 107ZM84 106V105H83ZM92 106V107H93ZM130 106V105H129ZM134 106V107H135ZM159 106V105H158ZM191 106V105H190ZM10 107V106H9ZM30 107H32V106H30ZM30 107H28V108H30ZM54 107V106H53ZM122 107V106H121ZM131 107H133V106H131ZM149 107V106H148ZM169 107V106H168ZM175 107V106H174ZM236 107V106H235ZM241 107V106H240ZM239 107V108H240ZM251 107V106H250ZM33 109H34V107H32ZM43 108V107H42ZM41 108V109H42ZM80 109H82L81 108V106L79 107ZM84 108V107H83ZM86 108V107H85ZM84 108V109H85ZM94 108H95V106H94ZM97 108H99L98 106H97ZM96 108V109H97ZM118 108H119V106H118ZM155 108H156V106H155ZM158 108V107H157ZM165 108V107H164ZM177 108V107H176ZM179 108V107H178ZM242 109H243V107H241ZM244 108H245V105H244ZM1 109V108H0ZM33 109H31V111L32 112H30L31 114L33 113L34 114V110ZM63 109H64V107H63ZM78 109V108H77ZM83 109V110H84ZM115 109V108H114ZM132 109V108H131ZM149 109V108H148ZM154 109V108H153ZM159 109V108H158ZM166 109V108H165ZM181 109V108H180ZM3 110V109H2ZM10 110V109H9ZM22 110V109H21ZM23 110H25V109H23ZM83 110H81V111H83ZM100 110V111H101ZM160 110V109H159ZM158 110V111H159ZM174 110V109H173ZM245 110V109H244ZM249 110V109H248ZM11 111V110H10ZM29 111V110H28ZM36 111V110H35ZM63 111V110H62ZM78 111H80L79 109H78ZM80 111V112H81ZM87 111H89V110H87ZM92 111V110H91ZM94 111V110H93ZM98 111H99V109H98ZM109 111V110H108ZM125 111V110H124ZM143 111V110H142ZM156 111V110H155ZM157 111V112H158ZM175 111V110H174ZM195 111V110H194ZM193 111V112H194ZM4 112V111H3ZM6 112V111H5ZM7 112H8V110H7ZM43 112V111H42ZM41 112V113H42ZM65 112H66V110H65ZM65 112H63V113H65ZM68 112V111H67ZM70 112V111H69ZM152 112H154V110L152 111ZM163 112V111H162ZM166 112V111H165ZM171 112H172V110H171ZM176 112V111H175ZM190 112V111H189ZM188 112V113H189ZM244 112V111H243ZM246 112H248V111H246ZM23 113H26V114H29V113H27V112H23ZM71 113H72V109H71ZM77 113V112H76ZM85 113V112H84ZM96 113V112H95ZM159 113V112H158ZM157 113V114H158ZM170 113V112H169ZM225 113V112H224ZM249 113V112H248ZM5 114V113H4ZM11 114V113H10ZM18 114H19V112H18ZM25 114V117L24 118H26V119H28L26 116H28V115H26ZM31 114H29V115H31ZM36 114V113H35ZM34 114V115H35ZM65 114H67V113H65ZM64 114V115H65ZM73 115H74V113H72ZM81 115H82V113H80ZM112 114V113H111ZM117 114V113H116ZM125 114V113H124ZM131 114V113H130ZM166 114V113H165ZM173 114V113H172ZM182 114V113H181ZM186 114V113H185ZM184 114V115H185ZM243 114V113H242ZM12 115V114H11ZM21 115V114H20ZM34 115H33V117H34ZM42 115V114H41ZM47 115H49V112H48V114ZM58 115V114H57ZM70 115V114H69ZM92 115V114H91ZM97 115H101V113L99 112V114H98V112H97ZM115 115V114H114ZM120 115V114H119ZM122 115H123V113H122ZM132 115V114H131ZM131 115H130V117H131ZM155 115H156V113H155ZM160 115H162V114H160ZM178 116H179V114H177ZM196 115V114H195ZM194 115V116H195ZM237 115V114H236ZM253 115H255V114H253ZM258 115H256V116H258ZM6 116V115H5ZM8 116V115H7ZM32 116V115H31ZM38 116V115H37ZM37 116H35V118L37 117ZM45 116V115H44ZM62 116V115H61ZM60 116V117H61ZM71 116V115H70ZM84 116V115H83ZM87 116H88V114H87ZM151 116V115H150ZM152 116H154L153 114H152ZM165 116V115H164ZM174 116V115H173ZM192 116V115H191ZM194 116H193V119H194ZM20 117V116H19ZM23 117H22V119H23ZM41 117H43V115L41 116ZM49 117V116H48ZM80 117V116H79ZM86 117V116H85ZM120 117V116H119ZM122 117V116H121ZM123 117H124V115H123ZM155 117V116H154ZM157 117V116H156ZM163 117V116H162ZM169 117V116H168ZM186 117V116H185ZM230 117V116H229ZM242 117V116H241ZM254 117V116H253ZM1 118V117H0ZM2 118H6V117H2ZM11 117L9 116V119H10ZM50 118V117H49ZM48 118V119H49ZM57 118V117H56ZM72 118H74V116H72ZM72 118L70 117V120H72ZM87 118V117H86ZM117 118V117H116ZM115 118V120H117ZM125 118H127V115L123 118V119H125ZM129 118V117H128ZM127 118V119H128ZM133 119L135 118V117H132ZM132 118H130L132 121H133V119ZM143 118V117H142ZM159 118V117H158ZM165 118V117H164ZM174 118H175V116H174ZM174 118H173V120H174ZM183 118V117H182ZM195 118H196V116H195ZM198 118V117H197ZM226 118V117H225ZM225 118H224V120H225ZM231 118V117H230ZM256 118H258V117H256ZM31 119H32V117H31ZM40 119H42V118H40ZM44 119H45V117H44ZM43 119V120H44ZM51 119V118H50ZM68 119H69V117H68ZM81 119V118H80ZM84 119V118H83ZM88 119V118H87ZM92 119V118H91ZM127 119H125V121L127 120ZM137 119V118H136ZM141 119V118H140ZM170 119V118H169ZM238 119V118H237ZM243 119H244V117H243ZM250 119V118H249ZM261 119V118H260ZM263 119V118H262ZM4 120V119H3ZM8 120V119H7ZM15 120V119H14ZM29 120V119H28ZM33 120H36V119H34L33 118ZM57 120V119H56ZM61 120V119H60ZM63 120V123H64V119H62ZM61 120V121H62ZM65 120H66V118H65ZM90 120V119H89ZM88 120V121H89ZM135 120V119H134ZM138 120V119H137ZM155 120V119H154ZM162 120V119H161ZM173 120H172V122H173ZM185 120V119H184ZM190 120V119H189ZM197 120V119H196ZM246 120V119H245ZM245 120H243L244 122H245ZM9 121V120H8ZM13 121V120H12ZM21 121V120H20ZM26 120L24 119V122H25ZM30 121H32V120H30ZM29 121V122H30ZM69 121V120H68ZM76 120H74V122H75ZM81 121V120H80ZM121 121V120H120ZM136 121V120H135ZM148 121H150V120H148ZM166 121V120H165ZM185 121H187V119L185 120ZM238 121V120H237ZM247 121V120H246ZM3 122V121H2ZM15 122H16V120H15ZM24 122H23V124H24ZM42 122V121H41ZM44 122V121H43ZM49 122H50V120H49ZM53 122V121H52ZM72 122V121H71ZM69 123L68 125L70 126L71 124H73V123ZM83 122V121H82ZM82 122H80V124H82ZM93 122V121H92ZM108 122V121H107ZM122 122V121H121ZM140 122V121H139ZM145 122V121H144ZM154 122V121H153ZM156 122H159V120H157ZM161 122V124H162V122L163 121H160ZM160 122H159V125H160ZM180 122V121H179ZM183 122V121H182ZM182 122H181V124L180 125H182ZM190 122V121H189ZM188 122V123H189ZM193 122V121H192ZM191 122V123H192ZM198 122V121H197ZM225 122H227V121H225ZM232 121H230V123H231ZM258 123H259V118H258V121H257ZM21 123V122H20ZM56 123H57V121H56ZM62 123V124H63ZM67 123V122H66ZM65 123V124H66ZM84 123V122H83ZM89 123H91V122H89ZM88 123V124H89ZM109 124H110V122H108ZM133 123V122H132ZM137 124H135V122H134V124H131V121L130 120H127L126 122H125V125H122L121 124V128H120V124L118 125V128H117V130L120 128L123 132H124V134L123 133H121V134H123L122 136H123V138H124V140H125V142L128 144H130L131 143V141L133 140L132 138H133V136H134V131L135 130H137V128L136 127H138L139 125H138V122H136ZM143 123V122H142ZM164 123V122H163ZM185 123H187V122H185ZM196 123V122H195ZM228 123V122H227ZM233 123V122H232ZM235 123H236V121H235ZM240 123V122H239ZM238 123V124H239ZM242 123V122H241ZM257 123V124H258ZM261 123V122H260ZM259 123V124H260ZM10 124V123H9ZM18 124H19V122H18ZM22 124V125H23ZM26 124H28V123H26ZM31 124H33V123H31ZM31 124H28L29 126L31 125ZM52 124V123H51ZM60 124V123H59ZM58 123L56 124L57 126L59 125ZM61 124V125H62ZM92 124V123H91ZM95 124H97V123H95ZM151 124V123H150ZM244 124V123H243ZM246 124H249V123H246ZM252 124V123H251ZM255 124V123H254ZM35 125H37L36 124V121H35ZM39 125V124H38ZM67 125V124H66ZM65 125V126H66ZM76 125H77V123H76ZM76 125H74V126H76ZM142 125V124H141ZM151 125H153V124H151ZM155 125V124H154ZM153 125V126H154ZM163 125V124H162ZM167 125V124H166ZM165 125V126H166ZM178 125V124H177ZM185 125V124H184ZM183 125V126H184ZM224 122H223V126H220V127H218V134H219V132L220 133H222L224 130H225V128L226 127H224ZM227 125V124H226ZM228 125H230V124H228ZM234 125V124H233ZM242 125V124H241ZM245 125V124H244ZM12 126H14V124L12 125ZM25 126V125H24ZM52 126V125H51ZM72 126V125H71ZM73 126V127H74ZM84 126H85V124H84ZM89 126V125H88ZM92 126V125H91ZM94 126V125H93ZM148 127H149V125H147ZM152 126V127H153ZM161 126V125H160ZM179 126V125H178ZM189 126H191V124L189 125ZM200 126V125H199ZM230 126H232V125H230ZM237 126V125H236ZM247 126V125H246ZM251 126V125H250ZM249 126V127H250ZM253 126V125H252ZM258 126V125H257ZM260 126V125H259ZM9 127V126H8ZM28 127V126H27ZM34 127V126H33ZM33 127H32V129H33ZM50 127V126H49ZM59 127H60V125H59ZM86 127V126H85ZM98 127H96V128H98ZM112 127V126H111ZM140 127H143V126H140ZM194 127V126H193ZM196 127H198L197 125H196ZM195 127V128H196ZM10 128H11V126H10ZM18 128H19V126H18ZM22 128V127H21ZM35 128V127H34ZM62 128H63V126H62ZM61 127H60V129H62ZM65 128V127H64ZM71 128V127H70ZM88 128V127H87ZM86 128V129H87ZM93 128V127H92ZM109 128V127H108ZM155 128H156V126H155ZM176 128L177 127H175V129L174 130H176ZM182 128V127H181ZM199 128V127H198ZM214 128V127H213ZM247 128V127H246ZM256 128V127H255ZM262 128H264V127H262ZM1 129V128H0ZM5 129H6V127H5ZM13 129H14V127H13ZM13 129H12V131H13ZM36 129V128H35ZM35 129H33V130H35ZM39 129V128H38ZM46 129V128H45ZM59 129V128H58ZM75 129V128H74ZM85 129V128H84ZM90 129V128H89ZM95 129V128H94ZM98 129V130H99ZM107 129V130H106ZM109 129H114L113 127L112 128H109ZM144 129V128H143ZM158 129H159V127H158ZM169 129V128H168ZM178 129V128H177ZM203 129V128H202ZM226 129H228V128H226ZM231 129H232V127H231ZM244 129H245V126H244ZM250 129H252V128H250ZM256 129H260V128H256ZM7 130V129H6ZM18 130V129H17ZM28 130V129H27ZM48 130V129H47ZM51 130V129H50ZM77 130V129H76ZM97 130V131H98ZM120 130V131H121ZM153 130V129H152ZM160 130V129H159ZM163 130V129H162ZM172 130V129H171ZM197 130V129H196ZM204 130H206V129H204ZM229 131L228 132H231V130H230V128L228 129ZM237 130V129H236ZM247 130H249V128L247 129ZM246 130V131H247ZM30 131V130H29ZM62 131V130H61ZM61 131H60V133H61ZM84 131V130H83ZM88 131V130H87ZM95 131V130H94ZM111 130H109V132H110ZM142 131V130H141ZM155 131V130H154ZM186 131H188L187 129H186ZM191 131V130H190ZM226 131V130H225ZM235 131V130H234ZM233 131V132H234ZM245 131V130H244ZM246 131H245V133H246ZM257 131V130H256ZM260 131V130H259ZM11 132V131H10ZM15 132H16V129H15ZM24 132V131H23ZM31 132H33L32 130H31ZM43 132V131H42ZM45 132H47L46 130H45ZM44 132V133H45ZM50 132V131H49ZM64 132V131H63ZM63 132H62V135H64L63 134ZM72 132V131H71ZM71 132H69V133H71ZM73 132H75V131H73ZM85 132V131H84ZM84 132H83V134H84ZM89 132H91L90 130H89ZM137 132V131H136ZM167 132V131H166ZM171 132V131H170ZM197 132V131H196ZM227 132V131H226ZM228 132H227V134H228ZM3 133V132H2ZM12 133V132H11ZM21 133H22V131H21ZM27 133H28V131H27ZM38 133V132H37ZM48 133V132H47ZM51 133V132H50ZM66 133V132H65ZM95 133V132H94ZM99 133V132H98ZM139 133V132H138ZM140 133H143V132H140ZM154 133V132H153ZM152 133V134H153ZM169 133V132H168ZM172 133V132H171ZM173 133H175V132H173ZM184 133V132H183ZM185 133H187V132H185ZM184 133V134H185ZM190 133V132H189ZM192 133H194V132H192ZM202 133V132H201ZM200 133V134H201ZM205 133V132H204ZM235 133V132H234ZM239 133V132H238ZM249 133V132H248ZM251 133V132H250ZM260 133V132H259ZM261 133L262 134H264V130H262L261 129ZM1 134V133H0ZM13 134V133H12ZM34 134H35V131H34ZM39 134V133H38ZM42 134V133H41ZM77 134H79L80 135V133H78L77 132ZM96 134V133H95ZM94 134V135H95ZM101 134V133H100ZM112 134V133H111ZM136 134V133H135ZM158 134V133H157ZM188 134V133H187ZM207 134V133H206ZM217 134V135H218ZM242 134V133H241ZM10 135V134H9ZM14 135H17V134H14ZM19 135V134H18ZM26 135H28V134H26ZM25 134H24V136H26ZM30 135H32V134H30ZM46 135V134H45ZM57 135H59V134H57ZM93 135V134H92ZM93 135V136H94ZM139 136H140V134H138ZM154 136H156V132H155V134H153ZM166 135H168V134H166ZM223 135H224V133H223ZM239 135H240V133H239ZM251 135H253V133L251 134ZM258 135V134H257ZM13 136V135H12ZM23 136V135H22ZM23 136V137H24ZM33 136V135H32ZM36 136V135H35ZM35 136H33L34 138H35ZM47 136V135H46ZM71 136V135H70ZM73 136V135H72ZM88 136V135H87ZM99 136V135H98ZM98 136H94V137H98ZM139 136H138V138H139ZM149 136H150V133H149ZM160 136V135H159ZM171 136V135H170ZM183 136V135H182ZM181 136V137H182ZM201 136H203V135H201ZM220 136H222V135H220ZM244 135H242V136H240L241 138L243 137ZM250 136V135H249ZM1 137V136H0ZM15 137V136H14ZM22 137V138H23ZM30 137V136H29ZM33 137H31V138H33ZM49 137H52V136H49ZM48 137V138H49ZM74 137V136H73ZM81 137V136H80ZM84 137H86V136H84ZM83 137V138H84ZM108 137V136H107ZM136 138H137V136H135ZM152 137V136H151ZM167 137V136H166ZM178 137H180V136H178ZM226 137H227V135H226ZM229 137H231L230 136V133H229ZM238 137V136H237ZM260 137V139H261V136H259ZM2 138H4L5 139V137L3 136ZM13 138V137H12ZM16 138H18V137H16ZM21 138V139H22ZM28 138V137H27ZM60 138V137H59ZM67 138V137H66ZM70 138V137H69ZM72 138V137H71ZM82 138V137H81ZM80 138V139H81ZM82 138V139H83ZM123 138H122V142H123ZM228 138V137H227ZM226 138V139H227ZM248 138V137H247ZM254 138V137H253ZM256 138H257V136H256ZM14 139V138H13ZM19 139V138H18ZM74 139H75V137H74ZM80 139H78V142H80ZM81 139V140H82ZM89 139V138H88ZM92 139V138H91ZM104 139H105V137H104ZM107 139V138H106ZM105 139V140H106ZM110 139V138H109ZM152 139V138H151ZM164 139H166V138H164ZM169 139V138H168ZM220 139V138H219ZM238 139V138H237ZM244 139V138H243ZM242 139V140H243ZM251 139V138H250ZM7 140V139H6ZM20 140V139H19ZM24 140V139H23ZM33 140V139H32ZM36 140H38V137L36 136ZM36 140H34V141H36ZM62 140V139H61ZM73 139H71V141H72ZM97 140H99V139H97ZM100 140H102V139H100ZM108 140V139H107ZM138 140V139H137ZM147 140H149L148 138H146V141ZM155 140V139H154ZM162 141H163V139H161ZM183 140V139H182ZM184 140H186V138H184ZM224 140V139H223ZM239 140H240V138H239ZM241 140V141H242ZM256 140V139H255ZM4 141V140H3ZM22 141V140H21ZM25 141V140H24ZM23 141V142H24ZM28 141H30L31 143L33 142V141H31V139L29 140L28 139ZM42 141V140H41ZM75 141H76V139H75ZM91 141V140H90ZM95 141V140H94ZM93 141V142H94ZM104 141V140H103ZM102 141V142H103ZM109 141V140H108ZM113 141V140H112ZM155 141H157V140H155ZM165 141V140H164ZM225 141H227V140H225ZM238 141V140H237ZM245 141H246V139H245ZM257 141H259L258 139H257ZM15 142V141H14ZM30 142L28 143V144H30ZM47 142V141H46ZM49 142V141H48ZM60 142V141H59ZM63 142V141H62ZM61 142V143H62ZM92 142V141H91ZM100 142V141H99ZM138 142V141H137ZM167 142V141H166ZM172 142H175V139H174V141H172ZM176 142H177V140H176ZM186 142V141H185ZM185 142H183V143H185ZM190 142V141H189ZM206 142H207V138H206ZM218 142V141H217ZM229 142H231V141H229ZM235 142V141H234ZM233 142V143H234ZM250 142H251V140H250ZM263 142V141H262ZM2 143V142H1ZM17 143V142H16ZM36 143V142H35ZM41 143L42 142H40V145L39 146H42L41 145ZM66 143V142H65ZM69 143V142H68ZM76 143H77V141H76ZM86 143H90V142H86ZM104 143V142H103ZM108 143V142H107ZM134 143V142H133ZM142 143V142H141ZM149 143H150V141H149ZM154 143V142H153ZM156 143V142H155ZM157 143H159V142H157ZM165 143V142H164ZM225 143L226 142H223V144L222 145H218V147H217V150H216V153H215V155L217 156V159H218V161H219V159H220V157H219V155H222L221 153H223L224 154V159H228L229 161H233L234 159L236 160V159H239L240 160V162H244V164H248V165H252V164H255L256 165V163H259V160H258V158L256 159V157L254 156V154H253V152L250 150V149H247L246 150V148L244 147V148H242L241 146V150H236V149H234V148H231L232 147V145H230V143H228L229 145V147H227L226 145H225ZM246 143H248L249 144V142H246ZM254 143V142H253ZM257 143H259V144H262V143H260V142H257ZM3 144V143H2ZM9 144V143H8ZM8 144H6L7 146H9ZM47 144V143H46ZM67 144V143H66ZM70 144V143H69ZM73 144V143H72ZM80 144V143H79ZM105 144V143H104ZM104 144H102V146L101 147H103L104 148ZM109 144V143H108ZM145 144V143H144ZM161 144H162V142H161ZM182 144V143H181ZM180 144V145H181ZM203 144V143H202ZM245 144V143H244ZM251 144V143H250ZM259 144H258V146H259ZM18 145V147H20L19 146V144H17ZM21 145H22V143H21ZM34 145V144H33ZM32 145V146H33ZM47 145H49V144H47ZM62 145V144H61ZM65 144L63 143V146H64ZM75 145L76 144H74V148H76L75 147ZM81 145V144H80ZM86 145V144H85ZM93 145V144H92ZM99 145V144H98ZM98 145H96V143H95V146H98ZM132 145V144H131ZM130 145V146H131ZM153 145H155V144H153ZM163 145V144H162ZM206 145H208V144H206ZM241 145V144H240ZM255 145H257V144H255ZM254 145V146H255ZM5 146V145H4ZM26 146V145H25ZM31 145H30V147L31 148H33L34 149V147H32ZM53 146V145H52ZM54 146H56V139H55V145ZM58 146H59V144H58ZM62 146V147H63ZM73 146V145H72ZM79 146V145H78ZM84 146V145H83ZM119 147H121L120 145H118ZM138 146V145H137ZM141 146V145H140ZM140 146H139V148H140ZM157 146H159V145H157ZM166 146V145H165ZM176 146V148L178 147L177 145H174V147ZM184 146H187V145H184ZM199 146V145H198ZM208 146H210V145H208ZM236 146H238V145H236ZM235 146V147H236ZM248 146H250V145H248ZM251 146H253L252 144H251ZM257 146V147H258ZM261 146V145H260ZM259 146V147H260ZM17 147V148H18ZM23 147V146H22ZM48 147V146H47ZM70 147V146H69ZM126 147V146H125ZM153 147V146H152ZM164 146H162V148H163ZM168 147V146H167ZM173 147V146H172ZM181 147V146H180ZM258 147V148H259ZM262 147V146H261ZM9 148V147H8ZM7 148V149H8ZM16 148V149H17ZM26 148V147H25ZM37 148V147H36ZM41 148L42 147H40V150H41ZM53 148V147H52ZM58 148V147H57ZM73 148V149H74ZM77 148H79V147H77ZM81 148V147H80ZM79 148V149H80ZM85 148V147H84ZM93 148H95L94 147V145H93ZM97 148V147H96ZM157 148V147H156ZM185 148V147H184ZM239 148V147H238ZM253 148V147H252ZM10 149V148H9ZM12 149V148H11ZM27 149V148H26ZM29 149V148H28ZM39 149V148H38ZM37 149V150H38ZM48 149V148H47ZM56 149V148H55ZM60 149V148H59ZM104 149H106V148H104ZM115 148H113V150H114ZM128 149V148H127ZM141 149H142V146H141ZM147 149V148H146ZM148 149H150V148H148ZM172 149H174V148H172ZM181 149H182V147H181ZM13 150V149H12ZM11 150V151H12ZM18 150V149H17ZM20 150V149H19ZM18 150V151H19ZM23 150H24V147H23ZM23 150H22V152H23ZM46 150V149H45ZM61 150V149H60ZM76 150H78V149H75V151H72L73 153L75 152V155H77L78 154V152L76 151ZM81 150V149H80ZM86 150V149H85ZM88 150V149H87ZM87 150L85 151L86 152V154H88L87 153ZM98 150H100V148L98 149ZM97 150V151H98ZM121 150V149H120ZM135 150V149H134ZM136 150H138V149H136ZM135 150V151H136ZM161 150V149H160ZM160 150H158V151H160ZM163 150V149H162ZM161 150V151H162ZM166 150H168V149H166ZM170 150V149H169ZM176 150V149H175ZM174 150V151H175ZM187 150H188V148H187ZM211 150V149H210ZM10 151V152H11ZM15 150H13V152H14ZM28 151V150H27ZM34 151H35V149L33 150V152L32 153H34ZM42 151V150H41ZM62 151H63V149H62ZM65 153H66V155H64L63 157H66V160L68 161V160H70V157H69V155H68V151L65 149ZM71 150H69V152H70ZM89 151V150H88ZM90 151H92L93 152V150H90ZM96 151V150H95ZM115 151V150H114ZM131 151V150H130ZM150 151H152V150H150ZM154 151V150H153ZM157 151V150H156ZM179 151V150H178ZM183 151V150H182ZM185 151V150H184ZM191 151V150H190ZM209 151V150H208ZM12 152V153H13ZM16 152V151H15ZM14 152V153H15ZM21 152V150L19 151V153L21 154L22 153ZM29 152V151H28ZM27 152V153H28ZM37 152V151H36ZM53 152V151H52ZM52 152H51V154H52ZM56 152V151H55ZM54 152V153H55ZM77 152V153H76ZM81 152H82V150H81ZM81 152H80V154L79 155H81L80 157H82V154H81ZM91 152V153H92ZM99 152V151H98ZM106 152V151H105ZM148 152V151H147ZM146 152V153H147ZM164 152V151H163ZM170 152H171V150H170ZM173 152V151H172ZM193 152V151H192ZM26 153V154H27ZM31 153V154H32ZM40 153V152H39ZM42 153H43V151H42ZM41 153V154H42ZM56 153H59V152H56ZM61 153H64V152H61ZM61 153H59V154H61ZM71 153V152H70ZM95 153V152H94ZM93 153V154H94ZM107 153H108V151H107ZM115 153V152H114ZM157 153V152H156ZM155 153V154H156ZM160 153V152H159ZM159 153H157V155L159 154ZM174 153V152H173ZM176 153V152H175ZM174 153V154H175ZM183 152H181V154H182ZM187 153V152H186ZM24 154V153H23ZM35 154H37L38 155V153H35ZM59 154H57V155H59ZM83 154H84V152H83ZM100 154H101V151H100ZM99 154V155H100ZM104 154V153H103ZM123 154H124V152H123ZM143 154V153H142ZM151 154V153H150ZM167 154V153H166ZM178 154H180L179 152L177 153V155ZM180 154V156H181V158H182V156H183V154L181 155ZM185 154V153H184ZM25 155V154H24ZM29 155V154H28ZM57 155H55V156H57ZM63 155V154H62ZM73 155V154H72ZM119 155V154H118ZM136 155V154H135ZM134 155V156H135ZM144 155V154H143ZM149 155V154H148ZM147 155V156H148ZM154 155V154H153ZM162 155H165V153L163 154L162 153ZM167 155H169V154H167ZM172 155V154H171ZM188 155H189V153H188ZM188 155H185V156H188ZM192 155V154H191ZM206 155V154H205ZM211 155H212V152H211ZM13 156V155H12ZM14 156H17V155H15L14 154ZM13 156V157H14ZM27 156V155H26ZM34 156V155H33ZM36 156V155H35ZM71 156V155H70ZM89 156V155H88ZM92 156H94V155H92ZM91 156V157H92ZM105 156V155H104ZM104 156H102V158H104ZM107 156V155H106ZM110 156V155H109ZM123 156V155H122ZM121 156V157H122ZM137 156V155H136ZM146 156V155H145ZM173 156V155H172ZM179 156V155H178ZM196 156V155H195ZM6 156L4 155V153L0 150V202L2 203H4V201H2L1 200V196L2 195H5L4 194V190H5V188H11V187H16V186H21V187H23V186H25V185H27L28 183H27V181H25V179H23L22 177H15L14 175H12L11 173H13L11 170H10V167H12V166H10V163L6 160V158H5ZM22 158H23V156H21ZM31 157V156H30ZM37 157H39L40 158V156H37ZM34 158V159H37V162H38V167H40V169L39 170H41V171H38V173H41L42 172V170L44 169V165H43V163L42 162H40V160H39V158ZM43 157V156H42ZM52 157V156H51ZM54 157V156H53ZM58 157V156H57ZM60 157V156H59ZM62 157V156H61ZM73 157V156H72ZM83 157H85V156H83ZM87 157V156H86ZM86 157H85V160L84 161H86ZM98 157V156H97ZM155 157V156H154ZM153 157V158H154ZM157 157H159L160 158V156H157ZM168 157V156H167ZM171 157V156H170ZM192 157V156H191ZM190 157V158H191ZM202 157V156H201ZM200 157V158H201ZM222 157V156H221ZM55 158V157H54ZM107 158H108V156H107ZM126 158V157H125ZM147 158V157H146ZM162 158V157H161ZM174 159H175V156L173 157ZM184 158V157H183ZM189 158V157H188ZM189 158V159H190ZM21 159V158H20ZM57 159V158H56ZM72 159H74V158H72ZM76 159V158H75ZM80 159H82V158H80ZM80 159H79V161H80ZM87 159H89V157L87 158ZM105 159V158H104ZM109 159V158H108ZM118 159V158H117ZM133 159H135V158H133ZM149 159H150V157H149ZM149 159L148 160H146L147 162H148V166H150L149 165ZM165 159H169V158H165ZM164 159V160H165ZM171 159H172V157H171ZM179 159H180V157H179ZM185 159L187 160V158L185 157ZM188 159V160H189ZM199 159V158H198ZM202 159V158H201ZM263 159V158H262ZM17 160V159H16ZM28 160H30L29 158H28ZM39 160V161H38ZM47 160V159H46ZM59 160H61V159H59ZM59 160H58V162H59ZM77 160V159H76ZM75 160V161H76ZM99 160H101V158L99 159ZM103 160V159H102ZM105 160H107V159H105ZM111 161H112V159H110ZM142 160H144L143 158H142ZM151 160V159H150ZM155 160V159H154ZM158 160V159H157ZM191 160H192V158H191ZM11 161H13L12 159H11ZM65 161V159L63 160V162ZM67 161H66V163H67ZM82 161V160H81ZM83 161V162H84ZM98 160H96V162H97ZM104 161V160H103ZM127 161V160H126ZM145 161V162H146ZM153 161V160H152ZM156 161V160H155ZM162 161V160H161ZM175 161V160H174ZM180 161V160H179ZM197 161V160H196ZM205 161V160H204ZM203 161V162H204ZM213 161V160H212ZM221 161V160H220ZM36 162V163H37ZM57 162V161H56ZM60 162H62V160L60 161ZM72 162V161H71ZM78 162V161H77ZM88 162H90L89 160H88ZM113 162V161H112ZM123 162V161H122ZM132 162H134V161H132ZM142 162V161H141ZM164 162H167V161H164ZM183 162V161H182ZM186 162V161H185ZM195 162V161H194ZM223 162V161H222ZM225 162V161H224ZM224 162H223V164H224ZM238 162V161H237ZM15 163H17V162H15ZM21 163V162H20ZM26 163H27V161H26ZM35 163V162H34ZM50 163H52V162H50ZM68 163H70V162H68ZM74 163V162H73ZM87 163V162H86ZM91 163V162H90ZM89 163V164H90ZM101 163V162H100ZM99 163V164H100ZM108 163V162H107ZM115 163V162H114ZM155 163V162H154ZM160 163V162H159ZM163 163V162H162ZM169 163V162H168ZM221 163V162H220ZM56 164V163H55ZM63 164V163H62ZM62 164L60 165V163H59V168H57L58 170L60 169V167L62 166ZM65 164V163H64ZM75 164H76V162H75ZM78 165H80L79 164V162L77 163ZM76 164V165H77ZM82 164V163H81ZM103 164V163H102ZM105 164H106V162H105ZM127 164V163H126ZM135 164V163H134ZM153 164V163H152ZM166 164V163H165ZM184 164H186V163H184ZM188 164V163H187ZM201 164V163H200ZM206 164V163H205ZM229 164V163H228ZM27 165V164H26ZM46 165V164H45ZM70 165V164H69ZM74 165V164H73ZM76 165H74V166H76ZM84 165H85V163H84ZM91 165H92V163H91ZM96 165V164H95ZM107 165V164H106ZM109 165V164H108ZM114 165V164H113ZM118 165V164H117ZM129 165H130V163H129ZM145 166H147V163L146 164H144ZM159 165V167H161L160 166V164H158ZM180 165H182V164H180ZM189 165V164H188ZM187 165V166H188ZM191 165H193L192 163H191ZM202 165V164H201ZM204 165V164H203ZM222 165V164H221ZM227 165V164H226ZM22 166V165H21ZM23 166H25V165H23ZM36 166H37V164H36ZM35 166V167H36ZM48 166V165H47ZM66 166H68V164L66 165ZM71 166V165H70ZM74 166H72V167H74ZM80 166H82V165H80ZM89 166V165H88ZM88 166H84V167H88ZM97 166L99 167V165L97 164ZM104 167H105V165H103ZM111 166H112V164H111ZM144 166V167H145ZM165 166H167V165H165ZM194 166V165H193ZM214 166H217V165H214ZM213 166V167H214ZM25 167H27V166H25ZM25 167H24V169H25ZM65 167V166H64ZM69 167V166H68ZM83 167V166H82ZM109 167V166H108ZM118 167V166H117ZM119 167H120V165H119ZM118 167V168H119ZM126 167H128V166H126ZM138 167V166H137ZM154 167V166H153ZM155 167H157V166H155ZM168 167V166H167ZM185 167V171H186V166H184ZM242 167V166H241ZM20 168H22V167H20ZM27 168H30V166L29 167H27ZM37 168V167H36ZM45 168H47V167H45ZM76 168H77V166H76ZM89 168V170L91 171L92 170V168L89 166L88 167ZM87 168V169H88ZM91 168V169H90ZM93 168H95L94 166H93ZM105 168H107V167H105ZM130 168V167H129ZM148 168V167H147ZM147 168H145L146 170H147ZM150 168V167H149ZM149 168H148V170H149ZM182 168V167H181ZM180 167H178V166H175V165H170V167H169V169L171 170V171H169V172H172L174 175H176V177H178V182L179 183H181V182H183L184 180H186L185 178H186V175H188L184 170H183V168L181 169ZM192 168V167H191ZM197 168V167H196ZM195 168V169H196ZM201 168V167H200ZM216 168V167H215ZM228 168V167H227ZM233 168V167H232ZM31 169H32V167H31ZM35 169V168H34ZM50 169V168H49ZM61 169H62V167H61ZM60 169V170H61ZM68 169V168H67ZM66 169V170H67ZM78 169V168H77ZM80 169H81V167H80ZM79 169V172L81 171L82 172V169H86V168H82L81 170ZM96 169V168H95ZM95 169H93V173H94V170ZM99 169V168H98ZM102 169H104V168H101L100 167V170H102ZM123 169V168H122ZM127 169V168H126ZM144 169V168H143ZM144 169V170H145ZM151 169H152V167H151ZM150 169V170H151ZM154 169H156V168H154ZM158 169V168H157ZM161 168H159L158 170H159V172L160 173H158V172H154V173H158V174H160L159 176H161L162 174V172L161 171H163L164 169H163V167H162V169L163 170H160ZM167 169V168H166ZM199 169V168H198ZM197 169V170H198ZM37 170V169H36ZM57 170V171H58ZM71 170V169H70ZM74 170H75V168H74ZM136 170V169H135ZM134 170V171H135ZM147 170V171H148ZM153 170V169H152ZM194 170V169H193ZM201 170V169H200ZM227 170V169H226ZM27 171V173L28 174H30L32 171L30 170V169H28V170H26ZM46 170H44V172H45ZM65 171V170H64ZM73 171V170H72ZM77 171V170H76ZM97 171V170H96ZM99 171V170H98ZM97 171V172H98ZM106 171H108V170H105L104 172L106 173ZM112 171H113V169H112ZM112 171H111V175H112ZM117 171V170H116ZM124 171V170H123ZM137 171V170H136ZM147 171H146V173H147ZM157 171V170H156ZM196 171V170H195ZM210 171V170H209ZM212 171V170H211ZM43 172V173H44ZM47 172V171H46ZM69 172V171H68ZM84 172H88V170L87 171H84ZM96 172V173H97ZM103 172V173H104ZM110 172V171H109ZM114 172V171H113ZM142 172V171H141ZM163 172H165V171H163ZM167 172H168V170H167ZM168 172V173H169ZM187 172H189V169H187ZM217 172V171H216ZM238 172V171H237ZM59 173V172H58ZM74 173H75V171H74ZM83 173V172H82ZM81 173V174H82ZM91 173H92V171H91ZM102 173V172H101ZM103 173H102V175H103ZM117 173V172H116ZM138 173V172H137ZM143 173V172H142ZM148 173H149V171H148ZM153 173V172H152ZM47 174V173H46ZM50 174V173H49ZM60 174H61V172H60ZM67 174V173H66ZM70 174V173H69ZM68 174V175H69ZM77 174H79V173H77ZM80 174V175H81ZM99 174V173H98ZM108 174V173H107ZM128 174V173H127ZM126 174V175H127ZM141 174V173H140ZM172 174V175H173ZM198 174V173H197ZM24 175V174H23ZM27 175V174H26ZM33 175H34V173H33ZM32 175V176H33ZM37 175V174H36ZM36 175H34V176H36ZM40 175V174H39ZM65 175V173L63 172V176ZM67 175V176H68ZM74 175H76V174H74ZM87 175H88V173H87ZM89 175H90V173H89ZM110 175V176H111ZM138 175H139V173H138ZM137 175V176H138ZM144 175V174H143ZM148 175H150V174H148ZM204 175V174H203ZM215 175V174H214ZM231 175V174H230ZM242 175H244V174H242ZM43 176H45V174L43 175ZM47 176V175H46ZM50 176H51V174H50ZM62 176V175H61ZM61 176H59L58 178L60 179V177ZM72 176V175H71ZM86 175H84V176H82V177H85ZM90 176H92V174L90 175ZM93 176H95L94 174H93ZM97 176V175H96ZM100 176V175H99ZM98 176V177H99ZM109 176V175H108ZM116 176V175H115ZM114 176V177H115ZM147 176V175H146ZM164 176V175H163ZM189 176V175H188ZM195 177H196V175H194ZM200 176V175H199ZM220 176V175H219ZM28 177L30 178V176L28 175ZM40 177H41V175H40ZM53 177V176H52ZM80 177V176H79ZM81 177V178H82ZM103 177V176H102ZM105 177H106V175H105ZM127 177V176H126ZM136 177V176H135ZM140 177H141V175H140ZM143 177V176H142ZM165 177V176H164ZM175 177V178H176ZM198 177V176H197ZM216 177H217V175H216ZM36 178V177H35ZM34 178V179H35ZM39 178V177H38ZM43 178H45V177H43ZM51 178V177H50ZM55 178V177H54ZM94 178V177H93ZM109 178V177H108ZM132 178V177H131ZM149 178V177H148ZM147 178V179H148ZM154 178V177H153ZM167 178V177H166ZM199 178V177H198ZM222 178V177H221ZM62 179H63V177H62ZM70 179V178H69ZM86 179V178H85ZM84 179V181H87V180H89L90 178H87V180H85ZM98 179V178H97ZM112 179V178H111ZM122 179V178H121ZM125 179V178H124ZM124 179H122V180H124ZM138 179H139V177H138ZM168 179H170L169 178V176H168ZM172 179V178H171ZM174 179V178H173ZM172 179V180H173ZM189 179V178H188ZM41 180V179H40ZM46 180V179H45ZM91 180V179H90ZM110 180V179H109ZM109 180H108V182H109ZM121 180V181H122ZM128 180V179H127ZM137 180V179H136ZM142 180V179H141ZM152 180V179H151ZM234 180V179H233ZM34 181V180H33ZM60 181V180H59ZM65 181H67V180H65ZM65 181L63 182V183H65ZM71 181V180H70ZM73 181V180H72ZM78 181H79V178H78ZM94 181V180H93ZM112 181V180H111ZM162 181V180H161ZM174 181V180H173ZM196 181V180H195ZM217 181V180H216ZM39 182V181H38ZM43 182H44V179H43ZM53 182V181H52ZM77 182V181H76ZM82 182V181H81ZM94 182H96V181H94ZM101 182V181H100ZM103 182V181H102ZM149 182V181H148ZM148 182H147V184H148ZM150 182H152V181H150ZM149 182V184L151 185L153 182H155L154 184H156V182L157 181H153L152 183H150ZM175 182H177V180L176 181H174V183ZM192 182V181H191ZM207 182V181H206ZM221 182H222V180H221ZM236 182V181H235ZM242 182V181H241ZM46 181H45V185H46ZM73 183H75V182H73ZM84 183V182H83ZM114 183H115V181H114ZM117 183V182H116ZM136 183V182H135ZM143 184H144V182H142ZM167 184L168 182H163V184ZM170 183V182H169ZM171 183H173L172 181H171ZM173 183V184H174ZM187 184H188V182H186ZM210 183V182H209ZM226 183V182H225ZM231 183H233V182H231ZM230 183V184H231ZM246 183V182H245ZM48 184V183H47ZM53 185H54V183H52ZM61 184V183H60ZM71 184V183H70ZM76 184H81L82 185V183H76ZM85 184V183H84ZM94 184V183H93ZM98 184H99V182H98ZM101 184V183H100ZM127 184H128V182H127ZM138 184V183H137ZM139 184H140V182H139ZM138 184V185H139ZM146 184V185H147ZM165 184L163 185V186H165ZM173 184H171V185H173ZM195 184H196V182H195ZM206 184V183H205ZM217 184V183H216ZM229 184V185H230ZM234 184H236V183H234ZM31 185H33V183H31ZM34 185H36V184H34ZM45 185H43V186H45ZM51 185V184H50ZM118 185V184H117ZM117 185H113L114 186V188H115V186H117ZM129 185V184H128ZM141 185V184H140ZM158 185V184H157ZM168 185V184H167ZM185 185V184H184ZM200 185V184H199ZM214 184L212 183V185L211 186H213ZM30 186V185H29ZM29 186H26V188L28 187L29 188ZM48 186V185H47ZM57 186H59V185H57ZM64 186V185H63ZM80 186V185H79ZM94 187H97L96 186V184L95 185H93ZM101 186V185H100ZM125 186V185H124ZM136 186V185H135ZM174 186V185H173ZM185 186H187V185H185ZM194 186V185H193ZM197 186V185H196ZM231 186V185H230ZM232 186H234V185H232ZM49 187V186H48ZM66 187V186H65ZM83 187V186H82ZM86 187V186H85ZM88 187H90V186H88ZM119 187V186H118ZM117 187V190L119 189L120 190V188H118ZM133 187V186H132ZM144 187H145V185H144ZM152 187H153V185H152ZM155 187H156V185H155ZM181 187V186H180ZM189 187V186H188ZM202 187V186H201ZM213 187H215V186H213ZM237 187V186H236ZM235 187V188H236ZM24 188V187H23ZM25 188V189H26ZM32 188V187H31ZM31 188L28 190L27 189V192H31ZM45 188H47V187H45ZM60 188H62V186L60 187ZM74 188V187H73ZM91 188V187H90ZM102 188V187H101ZM129 188H131V187H129ZM134 188V187H133ZM146 189L144 190L147 194H151L149 191H148V189H147V187H145ZM158 188V187H157ZM184 188V187H183ZM228 187H226V189H227ZM35 189H37L36 187L34 188L33 187V189L32 190H35ZM40 189V188H39ZM67 189V188H66ZM68 189H70V188H68ZM95 189H97V188H95ZM103 189H105V188H103ZM108 189V188H107ZM106 189V190H107ZM110 189V188H109ZM138 189H139V187H138ZM168 189H169V187H168ZM177 189H179V188H177ZM199 189H201V188H199ZM198 189V190H199ZM202 189H204V187H202ZM201 189V190H202ZM214 189H216V188H214ZM230 189H231V187H230ZM237 189H238V187H237ZM236 189V190H237ZM13 191L15 190V189H12ZM19 190H22V189H19ZM47 190V189H46ZM49 190V189H48ZM55 190V189H54ZM56 190H57V188H56ZM63 190H65V189H63L62 188V192H63ZM72 190V189H71ZM71 190H69L70 192L69 193H71L72 191ZM74 190V189H73ZM76 190V189H75ZM78 190V189H77ZM76 190V192H77V194H78V192H79V190L77 191ZM83 190V189H82ZM87 190V189H86ZM93 190V189H92ZM91 190V191H92ZM98 190H101V189H98ZM97 190V191H98ZM116 190V191H117ZM128 190H130V189H128ZM163 190H165V189H163ZM162 190V191H163ZM173 190V189H172ZM175 190V189H174ZM183 190V189H182ZM197 190V191H198ZM206 190V189H205ZM209 190V189H208ZM207 190V191H208ZM211 190V189H210ZM206 191V193H209V192H211V191ZM6 191V190H5ZM10 191H11V189H10ZM9 191V192H10ZM61 191V190H60ZM83 191H85V190H83ZM109 190H107V192H108ZM121 191V190H120ZM119 191V192H120ZM123 191V190H122ZM121 191V192H122ZM132 191V190H131ZM134 191H136V190H134ZM138 191V190H137ZM136 191V193H138ZM141 191V190H140ZM179 191H180V189H179ZM183 191H185V190H183ZM193 191V190H192ZM203 191V190H202ZM213 191V190H212ZM260 191H262L261 190V188H260ZM17 192V191H16ZM19 192V191H18ZM22 192V191H21ZM26 192V191H25ZM41 192V191H40ZM43 192H45V191H43ZM43 192H41V194L43 193ZM54 192V191H53ZM61 192V193H62ZM76 192L74 193V191L72 192V193H74V194H76ZM87 192V191H86ZM85 192V193H86ZM118 192V193H119ZM133 192V191H132ZM164 192V191H163ZM166 192V191H165ZM171 193H172V191H170ZM201 192V191H200ZM204 192V191H203ZM202 192V194H204ZM226 192H227V190H226ZM242 192V191H241ZM3 193V194H2ZM6 193V192H5ZM11 193V192H10ZM9 193V194H10ZM20 193V192H19ZM56 193H60V192H57L56 191ZM65 193V192H64ZM68 193V194H69ZM80 193V192H79ZM93 193V192H92ZM91 192H89V194H92ZM95 193V192H94ZM98 193V192H97ZM96 193V194H97ZM100 193V192H99ZM117 193V192H116ZM117 193V194H118ZM160 193V192H159ZM158 193V194H159ZM162 193V192H161ZM169 193V191L167 192V194ZM170 193V194H171ZM218 193H220V190H218ZM228 193V192H227ZM254 193V192H253ZM7 194H8V192H7ZM8 194V195H9ZM20 194H22V193H20ZM38 194V193H37ZM40 194V193H39ZM76 194V195H77ZM82 194V193H81ZM108 194V193H107ZM122 194V193H121ZM142 194V193H141ZM141 194H140V196H141ZM224 194V193H223ZM242 194V193H241ZM13 195V194H12ZM16 195H18V194H16ZM16 195H15V197H16ZM44 195H45V193H44ZM53 195H55V194H52V196ZM65 195V194H64ZM87 195V194H86ZM101 195V194H100ZM111 195V194H110ZM115 195V194H114ZM138 195V194H137ZM143 195H144V193H143ZM164 195H166V194H164ZM169 195V194H168ZM172 195V194H171ZM199 195V194H198ZM215 195H216V193H215ZM221 195H222V193H221ZM229 195H230V192H229ZM228 195V196H229ZM240 195V194H239ZM10 196V195H9ZM19 196H21V195H19ZM23 196V195H22ZM21 196V197H22ZM34 196V195H33ZM32 196V197H33ZM36 196H38V195H36ZM79 196V195H78ZM81 196V195H80ZM82 196H83V194H82ZM82 196H81V199H78V200H83L82 199ZM89 196V195H88ZM93 196V195H92ZM149 196V195H148ZM147 196V197H148ZM193 196H194V194H193ZM197 196V195H196ZM201 196V195H200ZM212 197H213V195H211ZM210 196V197H211ZM217 196H220V194L218 195L217 194ZM223 196V195H222ZM4 197V196H3ZM2 197V198H3ZM5 197H8V196H5ZM4 197V198H5ZM12 197H14V195L12 196ZM35 197V196H34ZM33 197V198H34ZM41 197H43V196H41ZM57 197V196H56ZM62 196H58V200H59V198H61ZM65 197H67V195L65 196ZM69 197V196H68ZM70 197H72V196H70ZM74 197L76 198V196L74 195ZM84 197V196H83ZM86 197V196H85ZM90 197H91V195H90ZM89 197V198H90ZM93 197H95V195L93 196ZM93 197H91L90 199H92ZM96 197H98V195H96ZM107 196H103L102 197V195H101V199L102 198H106ZM113 197V196H112ZM112 197L110 198V199H112ZM114 197H116V196H114ZM125 197H127V196H125ZM134 197V196H133ZM166 197V196H165ZM167 197H170V196H167ZM172 197H174V196H172ZM171 197V198H172ZM186 197V196H185ZM198 197V196H197ZM203 197H206L205 196V194H204V196ZM215 197V196H214ZM11 198V197H10ZM18 198V197H17ZM22 198H24V196L22 197ZM21 198V199H22ZM33 198H31V199H33ZM38 197H36V201L38 200L37 199ZM62 198H64V197H62ZM89 198H87V199H89ZM117 198H119V197H117ZM116 198V199H117ZM128 198V197H127ZM141 198H143V197H141ZM146 198V197H145ZM149 198V197H148ZM150 198H151V196H150ZM152 198H154V197H152ZM194 198H196L195 196H194ZM217 197H215V199H216ZM220 198V197H219ZM226 198V197H225ZM224 197H223V199H225ZM236 198V197H235ZM6 199V198H5ZM4 199V200H5ZM14 199V198H13ZM24 199H26V197L24 198ZM24 199H22V200H24ZM40 199V198H39ZM56 199V198H55ZM70 199V198H69ZM72 199V198H71ZM94 199V198H93ZM93 199L91 200L92 201V203H94L95 202V200H94V202H93ZM98 198H96V200H97ZM99 199H100V197H99ZM108 199H109V196H108ZM108 199L106 200V201H108ZM116 199H114V202H115V200ZM135 199V198H134ZM137 199V198H136ZM135 199V200H136ZM139 199V198H138ZM155 199V198H154ZM161 199H162V197H161ZM182 199V198H181ZM203 199H205V198H203ZM206 199H208V198H206ZM212 200L214 199V198H211ZM231 199V198H230ZM8 200H9V198H8ZM17 200V199H16ZM18 200H19V198H18ZM17 200V201H18ZM33 200H35V199H33ZM64 200H65V198H64ZM86 200V199H85ZM122 200V199H121ZM120 200V198H119V201H121ZM125 201H126V198L124 199ZM128 200V199H127ZM147 200V199H146ZM151 201H152V199H150ZM163 200V199H162ZM201 200H202V198H201ZM210 200V199H209ZM209 200H207V202L209 201ZM212 200H211V202H212ZM7 201V199L5 200V202ZM13 201V200H12ZM16 201V202H17ZM27 201V200H26ZM26 201H25V204H26ZM47 201V200H46ZM57 201V200H56ZM59 201H61V200H59ZM73 201V200H72ZM84 201V200H83ZM83 201H81L82 203H83ZM87 201V200H86ZM89 201V200H88ZM90 201V202H91ZM98 201V200H97ZM106 201H99V202H103V203H105ZM112 202V200H109V202ZM117 201V200H116ZM124 201V202H125ZM132 201V200H131ZM134 201V200H133ZM140 201V200H139ZM138 201V202H139ZM144 201V200H143ZM159 201H161V200H158L157 202H159ZM165 201V200H164ZM170 201V200H169ZM186 201H187V199H186ZM192 202H193V200H191ZM194 201H195V199H194ZM197 201H198V198H197ZM204 201V200H203ZM215 201V200H214ZM213 201V202H214ZM224 200H222L221 202H223ZM228 200H226V202H227ZM235 201V200H234ZM239 201V200H238ZM10 202V201H9ZM15 202V201H14ZM32 202V201H31ZM33 202H35V201H33ZM66 202H69V200L68 201H66ZM71 202V201H70ZM69 202V203H70ZM113 202V203H114ZM124 202H122V203H124ZM178 202V201H177ZM216 202V201H215ZM214 202V203H215ZM225 202V203H226ZM229 202V201H228ZM237 202V201H236ZM12 203V202H11ZM30 203V202H29ZM47 203V202H46ZM58 203V202H57ZM63 203V202H62ZM62 203H61V206H62ZM79 203V202H78ZM89 203V202H88ZM107 203V202H106ZM106 203H105V205H106ZM118 203V202H117ZM116 203V204H117ZM120 203V202H119ZM125 203H127V201L125 202ZM137 202H135V204H136ZM142 203V202H141ZM144 203V202H143ZM147 203V202H146ZM146 203H145V205H146ZM151 203V202H150ZM171 203V202H170ZM180 203H181V201H180ZM183 203V202H182ZM185 203V202H184ZM204 203H206V202H204ZM17 204V203H16ZM18 204H20V202L18 203ZM76 204V203H75ZM80 204V203H79ZM96 204V203H95ZM100 204V203H99ZM108 205H109V203H107ZM111 205H110V207L112 206V203H110ZM116 204H114V205H116ZM128 204V203H127ZM134 204V205H135ZM186 204V203H185ZM187 204H188V202H187ZM189 204H191L190 202H189ZM217 204V203H216ZM221 204V203H220ZM224 204V203H223ZM223 204H221V205H223ZM229 204H231V207H233L232 206V204H234V202L233 203H229ZM237 204V203H236ZM1 205V204H0ZM3 205V204H2ZM5 205H8V203L6 204V203H4V207H5ZM21 205H23L22 204V201H21ZM52 205H54V204H52ZM71 205H73V204H71ZM78 205V204H77ZM80 205H84V204H80ZM79 205V206H80ZM86 205H87V203H86ZM86 205H84V206H86ZM118 205V204H117ZM116 205V207H121V205H119V206H117ZM123 205V204H122ZM125 205V204H124ZM132 205V204H131ZM139 206L141 205V204H138ZM159 205V204H158ZM204 205V204H203ZM202 205V206H203ZM211 205H212V203H211ZM221 205H219V207H220V209H221ZM235 205V204H234ZM250 205V204H249ZM11 207H12V205H10ZM15 206V205H14ZM18 206H20V205H18ZM26 206V205H25ZM27 206H29V205H27ZM55 206V205H54ZM78 206V207H79ZM83 206V207H84ZM95 206V205H94ZM101 206H102V204H101ZM126 206H128V208H129V205H126ZM193 206V205H192ZM201 206V205H200ZM207 206H210L209 205V203H207ZM214 206V205H213ZM224 206H226V205H224ZM223 206V207H224ZM227 206H228V204H227ZM3 207V206H2ZM6 207H8V206H6ZM23 207V206H22ZM35 207V206H34ZM73 207V206H72ZM75 207V206H74ZM77 207V206H76ZM91 207V206H90ZM103 207H104V205H103ZM102 207V208H103ZM108 207V206H107ZM107 207H105V209H107ZM141 207V206H140ZM146 207V206H145ZM157 207H159V206H157ZM190 207H191V205H190ZM198 207V206H197ZM196 207V208H197ZM204 207V206H203ZM203 207H201V208H203ZM25 208V207H24ZM59 209L61 208V207H58ZM82 208V207H81ZM80 208V209H81ZM89 208V207H88ZM87 208V209H88ZM122 208H123V206H122ZM142 208V207H141ZM160 209L162 208V207H159ZM217 208H218V206H217ZM229 208H230V206H229ZM233 208H236V206L235 207H233ZM239 208H240V206H239ZM242 208V207H241ZM12 209H14V207H12ZM40 209V208H39ZM56 209V208H55ZM92 209H93V207H92ZM95 210H96V206H95V208H94ZM94 209L92 210V211H94ZM110 209H112L113 210V208L111 207ZM144 210H146L145 208H143ZM142 209V210H143ZM148 209V208H147ZM159 209V210H160ZM164 209V208H163ZM166 209V208H165ZM171 209V208H170ZM190 209V208H189ZM191 209H193L194 210V208H191ZM198 209V208H197ZM200 209V208H199ZM198 209V211H200ZM205 209V208H204ZM204 209H201V210H204ZM226 209V208H225ZM224 209V210H225ZM9 210V209H8ZM7 210V211H8ZM11 210V209H10ZM9 210V211H10ZM24 210V209H23ZM34 210V209H33ZM61 210V209H60ZM65 210V209H64ZM67 210V209H66ZM83 210V209H82ZM90 209H88L87 211H89ZM100 209H98V211H99ZM109 210V209H108ZM111 210V211H112ZM123 210H125L124 208H123ZM137 210V209H136ZM144 210H143V212H144ZM149 210V209H148ZM168 210V209H167ZM192 210V211H193ZM235 210V209H234ZM233 210V211H234ZM249 210V209H248ZM1 211V210H0ZM18 211V210H17ZM17 211H15L16 213H17ZM28 211V210H27ZM30 211V210H29ZM56 211V210H55ZM58 211V210H57ZM80 211V210H79ZM97 211V210H96ZM114 211V210H113ZM116 211V210H115ZM130 210H128V212H129ZM135 211V210H134ZM151 211V210H150ZM155 211V210H154ZM161 211H163V210H161ZM182 211V210H181ZM198 211H196V212H198ZM215 211H217V210H215ZM230 211V212H229ZM251 211V210H250ZM4 213H5V210L3 211ZM32 212V211H31ZM58 212H60V211H58ZM66 212H68V211H66ZM65 212V213H66ZM86 212V211H85ZM85 212H83V213H85ZM91 212V211H90ZM90 212H88V213H90ZM104 212V211H103ZM117 212V211H116ZM131 212V211H130ZM139 212V211H138ZM164 212V211H163ZM187 212V211H186ZM194 212V211H193ZM196 212H194V213H196ZM202 212V211H201ZM205 212V211H204ZM208 212V211H207ZM220 212V211H219ZM228 212H229V214H231V210H228ZM1 213H2V211H1ZM12 213V212H11ZM16 213L14 214L15 216H17L16 215ZM19 213H20V211H19ZM28 213V212H27ZM53 213V212H52ZM56 213V212H55ZM61 213V212H60ZM60 213H58V214H60ZM87 213V212H86ZM99 213V212H98ZM105 213H107V212H105ZM115 213V212H114ZM161 213V212H160ZM171 213V212H170ZM193 213V214H194ZM210 213V212H209ZM217 214H218V212H216ZM226 213V212H225ZM225 213H223V214H225ZM246 213H247V211H246ZM7 214V213H6ZM18 214V213H17ZM44 214V213H43ZM70 214V213H69ZM79 214H81V213H79ZM91 214H92V212H91ZM101 214H102V212H101ZM120 215L119 216H121L122 214H123V212L122 213H119ZM124 214H125V212H124ZM138 214V213H137ZM144 214V213H143ZM149 214V213H148ZM147 214V215H148ZM162 214V213H161ZM222 214V213H221ZM241 214H243V216H244V213H241ZM241 214H239L238 213V215L240 216ZM4 215V214H3ZM7 215H9V212H8V214ZM12 215V214H11ZM26 215V214H25ZM83 215V214H82ZM89 215V214H88ZM111 215H113V213L111 212ZM116 215H118V213H116ZM115 215V216H116ZM129 215L130 214H128V216L127 217H125V218H122V217H120V219L122 218V219H126V218H128L129 217ZM146 214H145V216H146V218L145 219H148L149 218V215L147 216ZM171 214H169L168 215V217L170 216ZM173 215V214H172ZM196 215V214H195ZM195 215H194V217H195ZM201 215V214H200ZM228 215V214H227ZM227 215H225V216H227ZM237 215V216H238ZM30 216H31V214H30ZM39 216H40V214H39ZM49 216H50V214H49ZM57 216V215H56ZM66 216V215H65ZM65 216H63L62 215V217H63V219H61V216L56 220L57 222L56 223H49V226H47V232H49V237L48 238H50V241H47V245H48V242H50V246L53 248V251H52V257H53V260H52V262H51V264H60V259H62L63 257H66V259L65 260H68L67 258H69V259H71L72 261L70 262V263H72V264H119V262L118 261H116V259H114L113 257H111V258H107V257H105V250H104V246H101V244H99V243H94V244H90L89 242H88V240H87V237H86V235H85V238H84V236L82 237V238H84V239H78V240H80L79 242H81L82 243V247L80 248H77L78 249V251H80V254L77 252V250L75 251V249H73L72 248V245L75 243V241H74V239L76 240L77 238H73V236H74V234H72V232L70 231V230H72V228L71 229H69V226H68V221L70 220H68V221H66V220H64V217ZM69 216H71V217H73L72 215H69ZM76 216V215H75ZM92 216V215H91ZM107 216V215H106ZM114 216V218H117V217H115ZM123 216V215H122ZM162 216V215H161ZM165 216V215H164ZM176 216V215H175ZM193 216V215H192ZM242 216V217H243ZM1 217V216H0ZM10 217V216H9ZM12 217V216H11ZM10 217V218H11ZM21 217V216H20ZM35 217H36V222L38 221V215L36 214L35 215ZM51 217V216H50ZM83 217V216H82ZM87 217V216H86ZM86 217H85V219H86ZM88 217H90V216H88ZM99 217H100V215H99ZM135 216H133L132 215V218H134ZM141 217V216H140ZM148 217V218H147ZM163 217V216H162ZM187 217V216H186ZM200 217V216H199ZM217 217V216H216ZM224 217V216H223ZM230 217V216H229ZM247 217V216H246ZM255 217V216H254ZM23 218V217H22ZM21 218V219H22ZM25 218H26V216H25ZM31 218V217H30ZM55 218V217H54ZM53 218V219H54ZM92 218H95V217H92ZM97 218V217H96ZM107 218V217H106ZM114 218H113V220H114ZM143 218V217H142ZM170 218V217H169ZM172 218V217H171ZM177 218V217H176ZM215 218V217H214ZM218 218V217H217ZM226 218H228V216L226 217ZM235 219H237V218H239L240 219V217H234ZM9 219V218H8ZM17 219V218H16ZM19 219V218H18ZM17 219V220H18ZM26 219H28V217L26 218ZM33 219V218H32ZM45 219V218H44ZM49 219V218H48ZM50 219H52V218H50ZM78 219H81V218H78ZM87 219H89V218H87ZM119 219V221H122V220H120ZM151 219V218H150ZM163 219V218H162ZM190 219V218H189ZM191 219H193V220H196V219H194V218H191ZM208 219V218H207ZM207 219L205 220V222H207ZM210 219H211V217H210ZM216 219V218H215ZM232 219V218H231ZM238 219V220H239ZM242 219V218H241ZM248 219H250V217L248 218ZM0 220H1V218H0ZM3 220H5V218L3 219ZM28 220H30V219H28ZM72 220V219H71ZM74 220V219H73ZM93 220V219H92ZM104 220H105V218H104ZM104 220H102V221H104ZM118 219H116V221H117ZM123 220V221H124ZM141 220V219H140ZM149 220V219H148ZM153 221H154V219H152ZM158 220V219H157ZM164 220V219H163ZM192 220V221H193ZM197 220H198V218H197ZM196 220V221H197ZM11 221H15V219H14V217L12 218V220ZM10 221V222H11ZM19 221V220H18ZM23 221V220H22ZM35 220H33V222H34ZM49 222H51V220H48ZM74 221H76L77 222V220H74ZM73 221V222H74ZM96 221V220H95ZM94 221V222H95ZM110 221V220H109ZM108 221V222H109ZM118 221V222H119ZM123 221H122V223H123ZM128 221V220H127ZM130 221V220H129ZM132 221V220H131ZM136 221V220H135ZM147 221V220H146ZM165 221V220H164ZM163 221V222H164ZM191 221V220H190ZM210 221V220H209ZM234 221V220H233ZM240 221V220H239ZM32 222V221H31ZM36 222H34L33 223V229H32V233H31V236H30V241H29V243L31 242V241H33L34 239H35V248H37V246H39L40 245V241H39V239H37V238H39V237H37V231L38 230H40V228L35 224ZM113 222H115V221H113ZM125 223H126V221H124ZM148 222V221H147ZM149 222H150V220H149ZM148 222V223H149ZM158 221H156V219H155V221H154V223H157ZM173 222V221H172ZM181 222V221H180ZM200 223H201V221H199ZM198 221H197V223L196 224H198L199 223ZM247 222V221H246ZM2 223V222H1ZM5 223V222H4ZM9 223V222H8ZM13 223H15V222H13ZM12 223V224H13ZM29 223V221L27 222V224ZM58 223V224H57ZM82 223H83V221H82ZM96 223H99L98 221L96 222ZM107 223V222H106ZM112 223V222H111ZM129 223V222H128ZM127 223V224H128ZM131 223V222H130ZM153 223V222H152ZM165 223H166V221H165ZM195 223V222H194ZM209 223V222H208ZM241 223H242V221H241ZM31 224V223H30ZM35 224V225H34ZM57 224V225H56ZM73 224V223H72ZM71 224V225H72ZM77 224V223H76ZM78 224H79V222H78ZM83 224H85V223H83ZM100 224H101V221H100ZM105 224V223H104ZM115 224H116V222H115ZM114 224V225H115ZM150 224H151V222H150ZM159 224V225H158ZM158 224H154L155 225V229H156V232H157V226H158V229L159 228H161L162 230H165V227L166 226H164V225H161L162 224V222L161 223H158ZM182 224H184V223H182ZM192 224H193V222H192ZM211 224L213 225V223L211 222L210 223V227H211ZM219 224H221L220 222H219ZM263 224V223H262ZM1 225V224H0ZM22 225H23V223H22ZM21 225V226H22ZM25 225V224H24ZM23 225V226H24ZM42 225V224H41ZM45 225H46V223H45ZM56 225V226H55ZM74 225H75V222H74ZM119 225H121V222L119 223ZM125 225V224H124ZM133 225H135V222H134V224ZM141 225V223H140V221H139V225L138 226H140ZM144 225V224H143ZM153 225V224H152ZM168 225V224H167ZM171 225V224H170ZM169 225V226H170ZM191 225V224H190ZM201 225V224H200ZM199 225V226H200ZM9 226V225H8ZM11 226V225H10ZM18 226V225H17ZM28 226H30V225H26L25 226V229L23 230V232L25 233V232H27L28 231ZM82 226V225H81ZM81 226H80V228H81ZM87 226V225H86ZM101 226V225H100ZM105 226H106V224H105ZM108 226V225H107ZM126 226V225H125ZM128 226V225H127ZM126 226V227H127ZM142 226V225H141ZM145 226V225H144ZM172 226H174V225H172ZM189 226V225H188ZM198 226V227H199ZM219 226V225H218ZM217 225H216V228L218 227ZM221 226V225H220ZM227 226V225H226ZM2 227H3V225H2ZM13 227V226H12ZM16 227V226H15ZM72 227V226H71ZM74 227V226H73ZM96 227V226H95ZM98 227V226H97ZM102 227V226H101ZM104 227V226H103ZM102 227V228H103ZM120 226H118V228H119ZM135 227V226H134ZM146 227V226H145ZM175 227V226H174ZM176 227H178V226H176ZM185 227V226H184ZM194 227H195V224H194ZM194 227H192V228H194ZM204 227V226H203ZM239 226H237V228H238ZM1 228V227H0ZM6 228V227H5ZM19 228H20V226H19ZM83 228V227H82ZM87 228V227H86ZM108 228V227H107ZM123 228H125V227H123ZM123 228H121L120 227V229L121 230H124ZM136 228V227H135ZM134 228V229H135ZM140 228V227H139ZM153 228V227H152ZM172 228V227H171ZM187 228V227H186ZM196 228V227H195ZM200 228H201V226H200ZM216 228H214V229H216ZM220 228V227H219ZM227 228H228V226H227ZM226 228V229H227ZM233 228V227H232ZM236 228V227H235ZM236 228V230H238ZM248 228V227H247ZM4 229V228H3ZM3 229H1V230H3ZM7 229V228H6ZM9 229H11V228H9ZM8 229V230H9ZM16 229V228H15ZM113 229V228H112ZM115 229V228H114ZM120 229H118V230H120ZM126 229V228H125ZM142 229V228H141ZM155 229L153 230V232L155 231ZM168 229V228H167ZM174 229V228H173ZM199 229V228H198ZM218 229V228H217ZM224 229V228H223ZM234 229V228H233ZM0 230V231H1ZM5 230V229H4ZM85 230H87V229H85ZM105 229H103V231H104ZM118 230H116V233L118 232ZM176 230V229H175ZM196 230V229H195ZM202 230V229H201ZM208 230V229H207ZM76 231H77V229H76ZM82 230L80 229V232H81ZM84 231V230H83ZM90 231H92V230H90ZM94 231V230H93ZM92 231V232H93ZM102 231V232H103ZM107 231V230H106ZM112 231V230H111ZM114 231L115 230H113V234H114ZM143 231H146V229L144 230L143 229ZM173 231V230H172ZM180 231V230H179ZM183 231V230H182ZM191 231H192V229H191ZM197 231V230H196ZM203 231H204V229H203ZM212 231H213V229H212ZM232 231V230H231ZM230 231V232H231ZM233 231H235V230H233ZM243 231V230H242ZM250 231V230H249ZM254 231V230H253ZM264 231V230H263ZM4 232V231H3ZM3 232H1L2 234H3ZM7 232V231H6ZM21 232V231H20ZM31 232V231H30ZM85 232V231H84ZM83 232V233H84ZM87 232V231H86ZM95 233H96V231H94ZM109 232V231H108ZM108 232H105V233H108ZM123 232V231H122ZM125 232V231H124ZM127 232H128V229H127ZM138 232H139V230H138ZM150 232H152V231H150ZM159 232V231H158ZM170 232V231H169ZM185 232V231H184ZM183 232V233H184ZM189 232H190V229H189ZM206 232V231H205ZM209 232V231H208ZM237 232H239V231H237ZM247 232V231H246ZM255 232V231H254ZM257 232V231H256ZM16 233V232H15ZM79 233V232H78ZM83 233L81 234V235H83ZM112 233V232H111ZM126 233V232H125ZM159 233H161V230H160V232ZM158 233V234H159ZM167 233V232H166ZM172 233L173 232H171L170 233V235H172ZM176 233H177V231H176ZM175 233V234H176ZM182 233V234H183ZM196 233V232H195ZM218 233H220V232H218ZM248 233V232H247ZM251 233V232H250ZM259 233V232H258ZM263 233V232H262ZM10 234H11V231H10ZM20 234V233H19ZM23 234V233H22ZM45 234V233H44ZM77 234V233H76ZM85 234V233H84ZM86 234H89V233H86ZM94 234V233H93ZM100 234V233H99ZM109 234V233H108ZM112 234V235H113ZM118 234V233H117ZM120 234H121V232H120ZM120 234H118V236L120 235ZM128 234V233H127ZM150 234V233H149ZM156 235H158L157 233H155ZM165 234V233H164ZM174 234V235H175ZM204 234V233H203ZM225 234V233H224ZM231 234V233H230ZM242 234H243V232H242ZM245 234V233H244ZM4 235H5V233H4ZM96 235V234H95ZM101 235V234H100ZM103 235H104V233H103ZM102 235V236H103ZM109 235H111V234H109ZM122 235V234H121ZM120 235V236H121ZM123 235H126V234H123ZM147 235V234H146ZM197 235H198V233H197ZM226 235V234H225ZM240 235V234H239ZM239 235H238V238H239ZM249 235V234H248ZM253 235H254V233H253ZM252 235V237H250V238H254V236ZM260 235H262L261 233H260ZM260 235H259V237H260ZM1 236V235H0ZM10 236V235H9ZM8 236V237H9ZM24 236V235H23ZM42 236V235H41ZM78 236H79V234H78ZM89 236V235H88ZM99 236V235H98ZM98 236H96V237H98ZM102 236H100V237H102ZM106 236V235H105ZM104 236V237H105ZM108 236V235H107ZM114 236V235H113ZM115 236H117V235H115ZM114 236V237H115ZM120 236H119V238H120ZM127 236V235H126ZM126 236H124V237H126ZM161 236V238H162V235H160ZM179 236V235H178ZM200 236V235H199ZM202 236H204V235H202ZM206 236H207V234H206ZM214 236V235H213ZM212 236V238H211V240H214V237ZM218 236V235H217ZM217 236L215 237V238H217ZM234 236V235H233ZM243 236V235H242ZM247 236V235H246ZM7 237V238H8ZM18 237V236H17ZM21 237V236H20ZM45 237V236H44ZM75 237H76V235H75ZM100 237H98V238H100ZM111 237V236H110ZM109 237V238H110ZM130 237V236H129ZM136 237V236H135ZM158 237V236H157ZM169 237V234L167 235V238ZM172 237V236H171ZM180 237V236H179ZM225 237V236H224ZM227 237V236H226ZM241 237V236H240ZM245 237V236H244ZM249 237V236H248ZM263 238H264V236H262ZM261 237V238H262ZM3 238V237H2ZM14 238H16V236L14 237ZM22 238V237H21ZM20 238V239H21ZM23 238H25V237H23ZM108 238V239H109ZM113 238V237H112ZM119 238H118V240H119ZM144 238H146V237H144ZM148 238V240H151V239H149L150 238V236L149 237H147ZM180 238H182V237H180ZM208 238V237H207ZM207 238H206V240H207ZM243 238V237H242ZM260 238V239H261ZM20 239H19V241H17V243H19V242H21L20 241ZM29 239V238H28ZM92 239V238H91ZM102 239V238H101ZM100 239V240H101ZM107 238H105V240H106ZM122 239V238H121ZM120 239V240H121ZM124 239V238H123ZM122 239V240H123ZM156 239V238H155ZM159 239V238H158ZM166 239V238H165ZM169 239V238H168ZM167 239V240H168ZM173 239V238H172ZM175 239H176V236H175ZM236 239V238H235ZM248 239V238H247ZM257 239V238H256ZM4 240H6V239H4ZM10 240H11V243H12V240L13 239H11L10 238ZM9 240V241H10ZM17 240H18V238H17ZM93 240H95L94 238H93ZM117 240V241H118ZM143 240V239H142ZM160 240V239H159ZM164 240V239H163ZM162 240V241H163ZM166 240V241H167ZM170 240H171V238H170ZM186 239L184 238V240L183 241H185ZM217 240H218V238H217ZM216 240V241H217ZM223 240V239H222ZM239 241L241 240V238H239L238 239ZM237 240V241H238ZM253 240V239H252ZM264 240V239H263ZM262 240V242H263V244H264V241ZM8 241V242H9ZM14 241V240H13ZM28 241V240H27ZM42 241V240H41ZM125 241V240H124ZM127 241V240H126ZM144 241V240H143ZM157 241V240H156ZM155 241V242H156ZM165 241V240H164ZM165 241V242H166ZM172 241H177V240H172ZM182 241V240H181ZM194 241V240H193ZM228 241V240H227ZM257 241V240H256ZM3 242V241H2ZM5 242V241H4ZM8 242H6L7 243V245H8ZM74 242V243H73ZM99 242H101V241H99ZM106 242V241H105ZM105 242L103 243V244H105ZM109 242V241H108ZM114 242V241H113ZM121 242V241H120ZM123 242V241H122ZM130 242V241H129ZM168 242H169V240H168ZM167 242V243H168ZM199 242V241H198ZM202 242V241H201ZM229 242V241H228ZM241 242V241H240ZM254 242V241H253ZM259 242H261V241H259ZM258 242V243H259ZM10 243V242H9ZM37 243H38V245H37ZM46 243V242H45ZM63 243H65V245L66 246H64V245H62ZM102 243V242H101ZM107 243V242H106ZM140 243V242H139ZM153 243V242H152ZM157 243V242H156ZM162 242H161V240H160V243H159V247H161L160 246V244H161ZM170 243V242H169ZM169 243H168V245H169ZM175 243H177V242H174V244ZM179 244H182V242L180 243V242H178ZM212 243V242H211ZM211 243H202L201 245H198L200 248H198V250L196 251V250H191L192 248V246L191 245H189L190 243H188V241L187 242H183V245H179L180 247H177L176 249H173L172 250V252L170 251V248L172 247L171 246V244H170V248H162V249H160L159 247H158V250L160 249V251L159 252H157L156 254L157 255H153V258H154V260H153V262L155 261V263L154 264H264V248H263V246H261V247H256V245H248V246H245V245H240V244H233V243H231L230 245H227V246H221V247H217V245L216 244H211ZM239 243V242H238ZM257 243V242H256ZM255 243V244H256ZM2 244V243H1ZM21 245L22 244H24V243H20ZM27 244H28V242H27ZM76 244V243H75ZM133 244V243H132ZM143 244V243H142ZM148 244V243H147ZM173 244V245H174ZM194 244H198L197 242L196 243H194ZM220 244V243H219ZM218 244V245H219ZM223 244V243H222ZM226 244H227V242H226ZM260 244V243H259ZM13 245V244H12ZM30 245H31V243H30ZM100 245V246H99ZM111 245V244H110ZM121 245V244H120ZM124 244H122V246H123ZM128 245V244H127ZM151 245V244H150ZM154 245H156V244H153V246ZM167 245V244H166ZM177 245V244H176ZM221 245V244H220ZM258 245V244H257ZM261 245V244H260ZM3 246V245H2ZM5 246V245H4ZM23 246V245H22ZM22 246L20 247L19 246V244H18V246H14V248H18V250L19 249H21L22 248ZM50 246H49V249H50ZM74 246V245H73ZM125 246V245H124ZM138 246H139V244H138ZM137 246V247H138ZM144 246V245H143ZM152 246V245H151ZM151 246H148V245H146V250H150L149 248L151 247ZM163 246V245H162ZM164 246H165V244H164ZM178 246V245H177ZM197 246V247H198ZM259 246V245H258ZM24 247V246H23ZM28 247V246H27ZM32 247V246H31ZM76 247V246H75ZM119 247H121V246H119ZM155 247H157V246H154V248ZM2 248H5V247H2ZM39 248V247H38ZM37 248V249H38ZM114 248V247H113ZM122 248V247H121ZM136 248V247H135ZM142 248V247H141ZM175 248V247H174ZM6 249V248H5ZM7 249H8V247H7ZM24 249H26V248H24ZM30 249V248H29ZM48 249V248H47ZM127 249V248H126ZM197 249V248H196ZM4 250V249H3ZM16 250V249H15ZM22 250V249H21ZM28 250V249H27ZM27 250H26V253H27ZM33 250H34V248H33ZM110 250V249H109ZM112 250V249H111ZM151 250H153V249H151ZM156 250V249H155ZM155 250H153L154 252H155ZM157 250V251H158ZM162 250V251H161ZM11 251V250H10ZM17 251V250H16ZM20 251V250H19ZM30 251V250H29ZM35 251H38V250H36L35 249ZM41 251H43V250H41ZM123 251V250H122ZM8 252V251H7ZM13 253H15V256L17 255L16 253H18V252H14V251H12ZM111 252V251H110ZM109 252V253H110ZM112 252H114L113 250H112ZM116 252V251H115ZM125 252V251H124ZM123 252V253H124ZM34 253V252H33ZM32 253V254H33ZM37 253V252H36ZM38 253H39V251H38ZM41 253H43V252H41ZM47 253H50V252H47ZM76 253H78V255H79V257H78V260H77V258H76ZM127 253V252H126ZM145 253V252H144ZM146 253H147V251H146ZM5 255H6V252L4 253ZM8 255H9V253H7ZM22 254V253H21ZM115 254V253H114ZM169 254L171 255L170 257L172 258H170L171 260H167L165 257H166V255H168L169 256ZM12 255H14V254H12ZM18 256V255H17ZM42 256V255H41ZM6 257V256H5ZM8 257V256H7ZM24 257H25V255H24ZM35 257H37V256H35ZM119 256H117V258H118ZM0 258H2V257H0ZM14 258H16V257H14ZM18 258V257H17ZM32 258V257H31ZM40 258V257H39ZM126 258V257H125ZM149 258V257H148ZM169 258V257H168ZM6 259V258H5ZM4 259V260H5ZM8 259V258H7ZM12 259V258H11ZM21 259V258H20ZM25 259H26V257H25ZM42 259V258H41ZM64 259V258H63ZM80 259V260H79ZM121 258H119V260H120ZM8 260H10V259H8ZM14 260V259H13ZM16 260V259H15ZM18 260V259H17ZM22 260V259H21ZM34 260H36L35 258H34ZM127 260V259H126ZM138 260V259H137ZM7 261V260H6ZM121 261H123V264H128V263H126V261L124 260V258L121 260ZM121 261H120V263H121ZM151 261V260H150ZM5 262V261H4ZM20 262V261H19ZM64 262V264H69L68 262H66V261H63ZM6 263V262H5ZM11 263H14L13 261L12 262H10V264ZM16 263V262H15ZM20 263H23V262H20ZM27 263V262H26ZM31 263V262H30ZM36 263V262H35ZM34 263V264H35ZM43 263V262H42ZM41 263V264H42ZM44 263H45V261H44ZM62 263V262H61ZM146 263L148 264L149 263V261L147 262L146 261ZM0 264H1V262H0ZM9 264V263H8ZM19 264V263H18ZM24 264V263H23ZM33 264V263H32ZM38 264H40V262L38 263ZM63 264V263H62Z\"/></svg>",
	"mask_w": 264,
	"mask_h": 264
}]
</instances>
